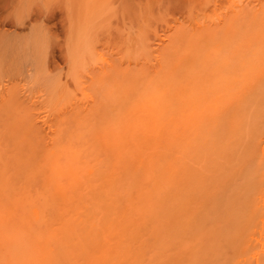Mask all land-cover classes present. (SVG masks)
<instances>
[{
	"label": "rangeland",
	"instance_id": "obj_1",
	"mask_svg": "<svg viewBox=\"0 0 264 264\" xmlns=\"http://www.w3.org/2000/svg\"><path fill=\"white\" fill-rule=\"evenodd\" d=\"M3 0H1L0 2V12H3L4 11V4H2V3H4V2H2ZM35 1V4H36V2L38 1V0H34ZM42 1L43 0H41V2H39L38 1V3L39 4H36V7H40V5L41 6H43L46 2L45 1H43V3H42ZM53 2H51V1H49L48 0V2H51L52 3V5H51V7H50V5L48 6V8L49 9H51V10H49V12H53V10L55 11V10H57V8L58 9H60L61 11H63L64 13H65V17H63L62 19H63V22H64V20L65 19H68L67 18V11H65V10H68V6H67V4H68V0H61L62 1V3H61V1H59V0H56V2H55V0H52ZM74 1L75 0H69V2L71 3V4H73V6L69 3L68 5H71L73 8L76 6L75 4H74ZM85 1H87L86 3H85V8L87 9V7H89L90 5H96L97 6V8H95V10H94V8L93 7H96V6H93V7H91L90 6V8H92V11H90L89 10V8L85 11V9H82V10H84V12L86 13L87 11H90L89 13H91L92 14V16L94 15V14H103L101 17L106 21V25L104 26V24H105V21L103 20V21H101L100 19H99V17L97 16V15H94L93 17L91 16L90 17V15L91 14H89V13H84L83 15H86L87 17H88V14H89V17L87 18V17H84L83 16V20H82V22L84 23V21H86L85 23L86 24H82V22H81V24L84 26L85 25V27H84V29H82L83 30V32H81L82 34H83V36H84V34H85V36H86V34L88 33V32H86V30H87V28L88 27H86V25L87 24H89V25H91V27H89V29H91V31H94V32H91V31H89V33L91 32V33H93L92 35H87V37L89 36V38L91 37V43H93V47H94V43L95 42H92V39L94 38V40L96 39V38H98V40L96 39L95 41L97 42L96 44L97 45H95L98 49H102V56L104 57H106V59H108L109 61H111V62H113L114 60H116V61H114L112 64H116V66H115V68H114V70L113 71H115V73H116V75H115V73L113 72V71H111L112 70V68H111V65H110V67H106L107 65H109V64H107L106 65V61H103V59H100V58H98L100 61H102V64L104 63V62H106V63H104L105 65H103V66H101L102 64H100L101 62H99V60L97 59V51L95 52L94 50H96L97 48L96 47H94V48H96V49H94L93 51H91V53L93 54H91V56H93L90 60H88V64L89 65H85V66H82L83 68H85L86 66H90L89 67V69L86 67V69H83V70H86V72L88 71L89 72V70H90V72L92 71V73L93 74H91L90 72H89V76H88V73L87 74H82V75H86L87 77H88V79L86 80L85 78H83V77H80V79H75L76 77H77V75H79V76H82L81 75V72H82V69H81V72H80V70H79V74H78V69L76 68L77 67V65L78 64H83V62L84 61H81L82 63H78L77 65L75 64V63H77V62H75L73 65L75 66L76 65V67H73V68H71V74H73L72 76H74V74H75V72H76V74H75V78L73 77V79L74 80H78V82H76V81H74L73 79H72V81H71V79L70 78H72V76H70L71 74H69V76H70V78L69 77H67V80H69V83H70V85H72L73 86V84L75 85V83H77L75 86H77V85H79L80 86V89H81V87L82 88H85V89H82V91H86V89L88 88L87 87V84H89L90 86H91V88H92V86L95 88V91H97L96 93H97V95H94L93 96V94L91 95V92H92V90H91V88H90V90L89 89H87V90H89L90 92H88L87 91V93L89 94L90 93V96H93V97H95V100L93 101V99L91 100L90 98H88L90 101H88L87 99H85V100H87V102L85 101V103L84 102H82L81 103V101L79 100L80 98H78V99H75V98H73L72 100H75V102H77V103H81L80 105L81 106H78L79 108H75L78 104H76V103H72V100H69L68 99V97L66 98V99H68L70 102H71V105H70V103L69 104H67L68 102H66V104L64 103L65 102V100H64V102L62 101L61 103H63V104H65V105H67L65 108L67 109V110H64V112L63 111H61L60 112V109L59 108H57V106L55 107V108H57L59 111H58V113H56V112H53V110H52V108H54V106L56 105L55 103H58V102H56V101H59V100H56V101H54L53 103L55 104H53L52 103V106L53 107H51V105H49L51 102H48V100L47 101H45L46 102V104L44 103V101L42 102V106L44 105L45 107H41V105H40V103H39V109H38V111H37V108L38 107H35V105H34V107L36 108V109H34L33 108V105H30L31 103H30V100L28 101V100H26L27 101V103L29 102V104H27L26 103V101H25V99H27V98H31V95H32V92H31V94L29 93L30 91H33L34 92V90L36 91V92H34L35 94H33L32 95V97L34 96V97H36L38 94H42V93H40L41 91H42V88L45 86L46 88H45V92H46V94L48 95L49 94V96H50V99L49 100H55V97H57V96H59V94H61V93H59L58 95H55V96H53L54 94H55V92H57V90H58V86L60 87V84H62L63 86H61L62 88H63V97L65 96V92L66 91H68L67 89L69 88V87H67L66 88V86H67V84H69V83H67L68 81L67 80H65L66 79V77L64 78V76H66V72H67V65H66V59L64 58V62L61 64V63H58L57 62V68L55 69V70H52V68L50 69V68H47V67H43V68H41L40 70L38 69V70H36V71H34V72H32V73H30L31 71H25V70H22V68H20L19 69V67H14V69H16L15 70V72L17 73V69L20 71V74L19 73H17L16 75H15V72L14 71H12L13 69V67L11 68L10 66H8L6 63L4 64V62H2L1 60H0V68H1V64H2V67L4 68V70L8 67V68H10V69H12V70H10L12 73H14V78L12 77V79H11V84H12V82L15 84V82L16 83H18V84H15V86L14 85H12V87L14 86V88L16 89V86H17V89L16 90H12V89H14V88H12L11 87V84H9V82H8V84H7V82L4 84V83H0V85H2V87H0L1 89V91H0V93L3 91V92H5V90H7L8 89V93H9V90H10V88H11V92L12 91H14L13 92V95L8 99V103L10 104V107H8V104H6L7 103V101L5 100V96H6V94H7V92H5V93H1L2 95H4L3 96V99H4V102L2 103V101L3 100H1V104H0V219L1 220H3L4 221V224L2 225L1 223H2V221L0 220V231L1 230H3L4 231V234H5V232H6V234L4 235L3 234V231H1V233H0V236H2V237H4L5 236V238H2V237H0V264H4V263H2V262H5V259L6 260H11V258L9 259L8 257H9V254H14V256H15V254H17V256H15V258L16 257H19V258H17V260L18 259H20V262H19V260H18V264H38L37 262L39 261V264H46V262H47V260L46 259H49L50 257L52 258V259H49L48 260V262H47V264H56V263H60V264H75L76 262L78 263V264H100V262H101V260H104V259H102V258H106V260H107V263L108 264H228V262L229 261H227V258H230V259H232L233 258V256H234V254H233V256H232V246H234V245H236V244H234V245H230V244H232V243H234V240H232L233 242L232 243H230L228 240H230L231 241V239H232V237H233V235H234V233H235V231H236V225H238V224H235L238 220H236L237 218H236V216H234V214H237V212H238V210H237V208L240 206V204H239V206H237L238 204H236L235 202H238L237 200H235V199H238V198H236V196L238 197V195H237V192L238 191H240L241 189V191L242 192H245L244 193V196H246V194H250V192L252 191V192H254L255 191V189L253 188L251 191H249V188L251 187V186H253V183H255V182H253L252 183V181L254 180V178L255 177H257L258 175V173L260 174V172L262 173L264 170H262V171H260L261 170V167H263V166H261V164H259L260 163V161H262V160H260V158H262L264 155H263V153H262V155H260L261 153L259 152L260 150H261V146H262V144H261V146H260V144H259V142H258V144H257V146H258V150H256L257 149V147H256V142L254 141L255 139V137H253V136H250V135H247L246 137H248L249 139H250V141L252 140V143H253V146L249 143V140H248V138H247V140H248V143L251 145L250 147L248 146L247 148H244L245 146H244V144L242 145V143H240V141H238V145H232L233 143H234V140H235V138H234V140H232L231 138H233L232 137V135H231V138L228 140V141H230V140H232V144L231 143H229L228 144V148H227V155H225V157H221V156H219L220 155V153H217V152H214V150H212L211 149V147H207L206 148V146L204 147V146H202V145H200L199 146V144H201L199 141H196V140H198L197 139V137L195 138L194 137V139H196V140H193V138H189V130L187 131L188 132V134L186 133L185 135H188L187 137L189 138L186 142L185 141H183L182 142V140H180V142H179V140L177 141V139L175 140V138H177V137H175L174 136V139H173V137L172 136H170L169 137V133H168V137H167V140H166V138L164 139V138H162L161 136H159V137H161L162 139H163V141H167V143H166V141L165 142H163V141H161V139H159V137L158 136H155L154 135V137H153V134H148V133H146V140H147V142H146V140H145V138L143 139V137H145V135H143V134H145V133H141L140 131H142V129H139L137 132H133L132 131V129L133 130H135V128L136 127H134V123L133 122H135V123H137L138 121H140V120H138V121H136L137 119H143L144 118V116L142 115V112H138L137 113V107L135 108L136 110L134 111V108H133V110H132V112H133V114L130 112L131 110L130 109H128L129 110V112L131 113V114H129V115H131V117L130 116H127L126 117V119H128V121H129V123H128V121H126V119H123L124 120V123L122 124V122L121 121H118V120H116L115 118H117V119H119V118H121L123 115L122 114H124V116H125V114L126 115H128V110H126L130 105V103L128 104V107H125V108H123L124 106L122 105V109H118V108H121V107H119V105H120V103H118V105H115V106H113V107H111L112 105L111 104H107V103H109V100H110V102L112 101L113 103L115 102V103H117L118 102V99H119V97L123 94V93H125V95L123 94V96H125L126 97V100L129 102V100L130 99H132L133 100V98L131 97L132 95H133V93L134 92H136V94H137V92L139 91L140 93H143L142 94V96L143 95H146V96H143L144 98H146V100L148 99V95H151L150 97H152V95H153V97H154V95H156V96H158V97H160V96H163L162 95V93H163V91H161V85H160V83L162 84H164V81L163 80H165L166 81V79L169 81V80H171L170 82H172V83H174L171 87L174 89V87L176 88V85L178 84V85H180V87H182V85L184 86L185 85V87H187L186 85H188V87H189V85L192 83V80L191 81H189V82H186L187 80H185V78L183 77V74L184 73H182V72H185V71H179L180 69L179 68H181V67H183V66H179V64L180 65H182L181 63H179L177 60H176V58H178L177 57V51L176 50H179V48L181 49L179 52H181L182 54H183V50H182V48L184 47L185 48V50H186V45H191V44H194L195 42H193L192 40H194V41H197L198 43H196L197 44V46H196V50H199L200 48L202 49V47H204L203 45H201L202 43H200V39H201V41H203L202 39H203V36H205L204 38H206V34H207V37H209L208 35L210 34V33H212V31L215 29L214 27L216 26V28L217 27H219V24L218 23H220V26H221V24H223V16H225L226 15V10L225 11H223L224 10V8L226 9V6H225V4H226V2L224 1V0H219V1H221V2H219L218 0H215L216 1V3H215V1L213 0H208V3H209V5H208V3L206 4L204 1L205 0H200V2L201 3H203V6L205 5V7H201V6H199V7H197L196 6V4H195V0H193L192 2L195 4V8L194 9H190V8H188V6L186 7V6H184V7H186V8H184L182 5H184V4H187L188 5V2H189V0H188V2L187 3H183V1L184 0H161L162 2H161V5L160 4H158V2L160 1H157L156 2V0H152L151 2H149V3H147V5H146V3L145 2H143V0H138L140 3H141V7L143 6V7H145L146 8V10L147 11H145L144 10V8L142 7H139L140 6V3L137 1V0H133V1H128V0H123L125 3H126V5H125V3L124 2H122V0H109V1H107V0H85ZM100 1V2H99ZM110 2V4L109 3H107V2ZM111 1H112V3H111ZM117 1V2H116ZM119 1V2H118ZM134 1H137L138 3H136L137 5H139L138 7L136 6V4L135 3H132V2H134ZM144 1H146V0H144ZM177 1H179V2H177ZM195 1V2H194ZM223 1V2H222ZM45 2V3H44ZM55 2V3H54ZM64 2L66 3V4H64ZM76 2V1H75ZM79 3H77V5H81V3L83 2H81V0H79L78 1ZM115 2H116V4H115ZM122 2V3H121ZM130 2H131V4H130ZM154 2V3H153ZM167 2V3H166ZM185 2V1H184ZM191 2V3H192ZM199 2V1H198ZM200 2L199 3H197V5H199L200 4ZM212 2H214L215 4H212ZM42 3V4H41ZM96 3V4H95ZM100 3H102V5H100ZM105 3V4H104ZM107 3V4H106ZM119 3V4H118ZM127 3H129V5L127 4ZM169 3V4H168ZM181 3V5H179V4ZM190 3V2H189ZM193 3H192V5H193ZM218 3H221V4H218ZM224 3V4H223ZM48 4H50V3H46L43 7H44V9L47 7V5ZM87 4H90V5H88L87 7H86V5ZM112 4H114V5H112ZM148 4H150V8L151 9H149L148 8ZM154 6H153V5ZM164 4V5H163ZM174 4H175V6H174ZM58 5V6H57ZM83 5V4H82ZM80 6L81 8L83 7V6ZM104 5H105V11L103 12L102 11V7H104ZM108 5V6H107ZM116 5V6H115ZM118 5V6H117ZM121 5V6H120ZM122 5L125 7V8H123L122 7ZM158 5V6H157ZM207 5L209 6V7H207ZM46 6V7H45ZM56 6V7H55ZM60 6V7H59ZM111 6V7H110ZM127 6V7H126ZM128 6H130V9L128 8ZM147 6V7H146ZM168 6V7H167ZM189 6H190V4H189ZM212 6V7H211ZM43 7H42V9H43ZM65 8V10H64V8ZM80 7H77L76 6V8H77V10L76 9H74V10H72V11H74V13L75 12H77L78 11V9L80 8ZM116 7H119V8H116ZM134 8L133 10H136L137 8H140V9H138L141 13V15L140 16H138L139 14L137 13V11L138 10H136L135 11V13L137 14V15H135V18H134V20H136L135 22H134V24L136 23V26L133 24V22H131L132 21V19H133V13L134 12H131V11H133L132 10V8ZM153 7V8H152ZM157 7H158V9H157ZM161 7V8H160ZM164 7V8H163ZM175 7V8H174ZM192 7V6H191ZM72 8V9H73ZM99 8H100V10H101V12H100V10H99ZM113 8V9H112ZM127 8V9H126ZM173 8V9H172ZM188 8V9H187ZM193 8V7H192ZM197 8H199V9H197ZM220 8H221V10H220ZM41 8H39V10L41 11L42 10ZM103 9V10H104ZM110 9V10H109ZM114 9H116V10H114ZM118 9V10H117ZM127 11H126V10ZM131 10V11H129V10ZM153 9H154V11H153ZM171 9V10H170ZM178 9V10H177ZM179 9H181V10H179ZM183 9V10H182ZM192 10V11H187V10ZM197 9V10H196ZM205 9V10H204ZM212 9V10H211ZM223 9V10H222ZM47 9H46V11H48ZM76 10V11H75ZM96 11L97 13H94V11ZM113 10H114V12H113ZM126 11V13H129L128 15L125 13V14H123L124 12L123 11ZM148 10H149V12H148ZM156 10H158V11H156ZM160 10V11H159ZM164 10H166V12L164 11ZM109 11V12H108ZM115 11H118V12H116L115 13ZM203 11H204V13H203ZM211 11V12H210ZM223 13H222V12ZM100 12V13H99ZM111 12V13H110ZM123 12V13H122ZM131 12V13H130ZM143 12V13H142ZM148 14H146V13ZM152 12V13H151ZM186 12V13H185ZM195 12V13H194ZM208 13V15H207V13ZM210 12V13H209ZM215 14H214V13ZM83 13V12H82ZM110 13V14H109ZM119 15H118V14ZM150 13L152 14L151 16L152 17H150L149 15H150ZM164 13V14H163ZM181 13L183 14V15H181ZM206 13V14H205ZM77 14H79V12H77V13H75V15H77ZM107 14V15H106ZM131 14V15H130ZM145 14V15H144ZM157 14V15H156ZM163 14V15H162ZM167 14V15H166ZM179 14V15H178ZM192 14V15H191ZM211 14V15H210ZM214 16H213V15ZM224 14V15H223ZM74 15V16H75ZM105 15H106V17H105ZM114 15V16H113ZM130 15V16H129ZM143 15L144 16H146L147 15V17H148V19L150 20V21H148V19H147V17H143ZM172 15V16H171ZM179 16V17H177V16ZM196 15V16H195ZM97 16V19L96 18H94V17H96ZM108 16H111L110 18H112V19H110ZM116 16H118L117 18H116ZM128 16L130 19H131V21H130V19L127 17ZM188 16V17H187ZM198 16H200V18L198 17ZM206 16V17H205ZM210 18H209V17ZM222 16V17H221ZM69 17V16H68ZM82 17V16H81ZM137 17H141L139 20H138V18ZM142 17H143V19H142ZM163 17L165 18V19H167L166 21L167 22H169L168 24V26H167V22L166 21H164V19H163ZM169 17H171V18H169ZM212 17V18H211ZM218 17H221V18H219V20H220V22H219V20H217L218 19ZM65 18V19H64ZM85 18V19H84ZM92 18L94 19L93 20V22H92ZM105 18H107L108 19V21H107V19H105ZM116 18V19H115ZM125 18H126V20H125ZM153 18V19H152ZM177 19V20H173V19ZM192 18V19H191ZM195 18H197V19H195ZM80 19V18H79ZM82 19V18H81ZM87 19H89V20H87ZM96 19V20H95ZM109 19H110V21H109ZM123 19V20H122ZM141 19L145 22L146 20V22H148V25H146L147 27H145V29L148 31V32H146V31H144V30H142L143 29V27L145 26V24H147V23H142L141 22ZM146 19V20H145ZM152 19V20H151ZM179 19V20H178ZM199 19H201L200 21H199ZM207 19V20H206ZM210 19H213V20H211L210 21ZM98 20V21H97ZM112 20V21H111ZM114 20V21H113ZM117 22H116V21ZM119 20V21H118ZM187 20V21H186ZM195 20V21H194ZM202 20L204 21V22H202ZM225 20V19H224ZM68 20H65V22H64V24L65 25H69V24H67L68 22H67ZM87 21L89 22V21H91V22H89V23H87ZM96 21L97 22H100L101 21V23H99V24H97L96 23ZM128 21V22H127ZM138 21V22H137ZM156 21V22H155ZM159 21V23H157ZM176 21V22H175ZM184 21V22H183ZM192 21V22H191ZM199 21V22H198ZM103 22V23H102ZM109 22H110V24H109ZM112 22V23H111ZM116 22V23H115ZM127 22V23H126ZM141 22V23H140ZM154 22V23H153ZM163 24H162V23ZM166 22V23H165ZM178 22V23H177ZM187 22V23H186ZM189 22V23H188ZM198 22V23H197ZM206 22V23H205ZM218 22V23H217ZM93 23V24H92ZM115 23V24H114ZM124 23H125V26H124ZM128 23H130V24H128ZM165 23V24H164ZM176 23V24H175ZM200 23V24H199ZM209 23V24H208ZM217 23V24H216ZM249 23H253V22H249ZM248 23V24H249ZM81 24H80V26H81ZM94 24H95V26H98L99 25V31L101 32H98V30L95 28V26H94ZM108 24V25H107ZM120 24H122V25H120ZM142 24V25H141ZM143 24H144V26H143ZM173 24V25H172ZM178 24V25H177ZM180 24V25H179ZM197 24V25H196ZM202 24V26H204L205 27V25H206V28L207 27H209L207 30L210 32H207V30H205L206 31V33H205V35H202L201 34V32L203 31H201L197 36H199V35H201V37L199 36V38L198 37H196V33H198V32H196L195 33V37L192 35L193 34V32L194 31H199L201 28H198L200 25ZM203 24H205V25H203ZM212 24V25H211ZM246 24V23H245ZM116 25V26H115ZM127 25H129V26H127ZM135 27H134V26ZM143 26L142 28H140L139 29V27L140 26ZM154 25V26H153ZM189 25H190V27H189ZM199 25V26H198ZM224 25V24H223ZM88 26V25H87ZM106 26H107V28H106ZM109 26V27H108ZM118 26V27H117ZM155 26H157V27H155ZM159 26V27H158ZM160 26H161V28H160ZM180 26H182V27H180ZM198 26V27H197ZM211 26V27H210ZM250 25H246L245 26V28L247 27V28H250L249 27ZM253 26V25H252ZM66 28V32H67V26H65ZM82 27V26H81ZM81 27H80V29H81ZM117 27V28H116ZM120 27V28H119ZM123 27H125L124 28V30H125V32H124V30L122 29ZM148 27L150 28V30L148 29ZM152 27V28H151ZM178 27V28H177ZM192 27L195 29H192ZM203 27V29H206V28H204ZM224 27V26H223ZM243 27H244V25H243ZM255 27V26H254ZM257 27V26H256ZM86 28V29H85ZM135 28H138L137 30L135 29ZM166 28V29H165ZM168 28V29H167ZM181 28V29H180ZM197 28H198V30H197ZM211 28H214L213 30L211 29ZM221 28H222V26H221ZM246 28V29H247ZM79 29V30H80ZM93 29H95V30H93ZM101 29V30H100ZM112 29V30H111ZM134 29H135V32L136 31H139V30H141V32H143L142 33V37L140 38V39H142L143 38V36H145L143 39H142V41H140L138 38L140 37V35H141V33L139 34V37H137L136 35H135V33H132V34H134L133 36H130L131 35V32L129 33L130 35H129V38L130 39H132L133 37H135V41H134V39H132L133 41L131 42V44L129 43V41L127 42V40H129V39H127V40H125V42H121V41H124V40H122V39H124V38H127L128 37V34H126V31L127 30H130V31H133L134 32ZM164 29V30H163ZM224 30H225V27L223 28ZM223 29H219L220 31H222ZM227 29V28H226ZM251 29V28H250ZM250 29H249V31H250ZM82 30H80V31H82ZM106 30L108 31V32H106ZM117 30V31H116ZM151 30H154L153 32L151 31ZM157 32H156V31ZM180 30H182V31H185V32H187V33H185L186 35H184L183 33L184 32H182V31H180ZM212 30V31H211ZM240 31H241V29H239ZM238 30V31H239ZM248 30V29H247ZM246 30V31H247ZM86 33H85V32ZM121 31V32H120ZM163 31V32H162ZM169 31H171V32H169ZM191 31H193L192 33H190ZM216 31V33L218 32V30L216 29L215 30ZM218 32V33H220V34H222V32ZM237 31V32H238ZM245 31V32H246ZM248 31V32H249ZM116 32H118V33H116ZM124 32V33H123ZM129 31H127V33H128ZM146 32V33H145ZM151 32H152V34H151ZM156 32V35L155 34H153V33H155ZM173 32L175 33V34H173ZM182 34H181V33ZM204 32V31H203ZM236 32V33H237ZM245 32H243V33H245ZM79 33V32H78ZM80 33V34H81ZM90 33V34H91ZM104 33V34H103ZM106 33V34H105ZM110 33V34H109ZM144 33H145V35H144ZM149 33V34H148ZM158 33V34H157ZM190 33V34H189ZM226 33H228L227 31H226ZM242 33V34H243ZM247 33V32H246ZM96 34V35H95ZM119 34H120V37H119ZM123 34V35H122ZM136 34H137V32H136ZM148 34V35H147ZM166 34V35H165ZM173 34V35H172ZM220 34H219V36H220ZM229 34V33H228ZM76 35H77V33H76ZM75 35V36H76ZM101 35V36H100ZM106 35V36H105ZM112 37H110V36ZM158 35V36H157ZM160 35H162V37L163 38H161V36ZM165 37H164V36ZM175 35H176V37L178 38V39H174L175 41L174 42H172L171 40H169V39H172L173 37H175ZM185 37H184V36ZM190 35H192L193 36V38L190 36ZM211 35V34H210ZM236 35V34H235ZM241 35V34H240ZM245 35V34H244ZM248 35H249V33H248ZM254 35V34H253ZM77 36H79V35H77ZM76 36V37H77ZM82 36V35H81ZM94 36V37H93ZM103 36H105V38L103 37ZM127 36V37H126ZM146 36H148V38H146ZM160 36V37H159ZM181 36V37H180ZM190 36V37H189ZM216 36V35H215ZM218 36V34H217V36L216 37H219ZM238 36H239V34H238ZM242 36V35H241ZM241 36H239V38H241ZM246 36H247V34H246ZM66 37V36H65ZM65 37H64V39H65ZM87 37H84V38H82L81 37V39L82 40H84V44H83V42H82V47L84 48V46H85V49H83L82 48V50H81V52L82 51H84L85 50V53L83 54V55H87L86 53H90V50H92L91 49V46L92 45H90L89 44V47L87 46L88 44V41H87V39H85V38H87ZM116 37V38H115ZM121 37H124V38H121ZM137 37V38H136ZM151 37H152V39H151ZM169 37V38H168ZM182 37H184V38H182ZM189 37V38H188ZM221 37H223V36H221ZM235 37V36H234ZM237 37V36H236ZM235 37V38H236ZM248 37V36H247ZM252 37V36H251ZM103 38V39H102ZM115 38V39H114ZM155 38V39H154ZM165 38V39H164ZM181 38V40H179ZM185 38H187V40H185ZM192 40H191V39ZM253 38V37H252ZM251 38V39H252ZM63 38H62V44H61V47L63 48V46L62 45H65L64 43H65V40H64ZM110 39L112 40V41H110ZM147 39L149 40H151V42L150 41H147ZM160 39H162V40H164L163 42L162 41H160ZM182 39L183 40H185V41H187V42H185V41H182ZM190 39V40H189ZM196 39V40H195ZM247 39V38H246ZM250 39V38H249ZM64 40V41H63ZM89 40V39H88ZM107 40V41H106ZM118 40V41H117ZM138 40V41H137ZM146 40V42H145V44H143L142 42H144ZM168 40V41H167ZM179 40V42L181 43H177V46H175V45H173V43H176L177 41ZM189 40V41H188ZM205 40V39H204ZM208 40H211L210 38H208ZM214 40H216V39H214ZM221 40V39H220ZM223 40V39H222ZM221 40V41H222ZM240 40V39H239ZM86 41V42H85ZM90 41H89V43H90ZM99 41V42H98ZM101 41V42H100ZM105 41V42H104ZM114 41V42H113ZM139 41H140V43H139ZM154 41V42H153ZM159 42H162V46H163V48L161 47V49L159 48V50L161 51V53H159L160 51H158V52H150L151 50V48H149V49H147L148 51H146V48H148V47H151V46H148L147 44H151V45H153L152 47H155V45H156V47L158 46V43ZM171 41V42H170ZM243 41V40H242ZM118 42H120V43H118ZM165 42V43H164ZM183 42V43H182ZM204 42V41H203ZM210 42V41H209ZM213 42V41H212ZM211 42V43H212ZM252 42V41H251ZM99 43H102V44H99ZM106 43H107V45H106ZM112 43H113V45H112ZM123 43V44H122ZM128 43V46L130 45V46H132V44H133V46H132V50H134V51H136V52H138V51H140V50H135V44L136 43H139L138 44V47L136 46V48H140V46H142L141 48H143L144 46H146L147 45V47H145V48H143V50H145V55L147 56V52H149L150 54V56L152 57V59L154 60H150V56L148 55L147 57L145 56V57H143V50L142 51H140V52H138V53H136L135 54V52L133 51L131 54H129L128 52H126V53H128L131 57H130V59H132V61L131 60H129V55L127 54V56H125L124 57V55H126V54H123L127 49V47L126 46H124V44L126 45ZM164 43V44H163ZM184 43H186V44H184ZM188 43V44H187ZM199 43H200V46H202V47H200V46H198L199 45ZM217 43V42H216ZM218 43H219V41H218ZM204 44V43H203ZM214 44V43H213ZM246 44V43H245ZM255 44V43H254ZM116 45H118V46H116ZM137 45V44H136ZM172 45H173V47H172ZM182 45V46H181ZM185 45V46H184ZM208 45V44H207ZM206 45V46H207ZM248 44H246V46H247ZM121 46V47H120ZM129 46V48H131ZM211 46H212V44H211ZM246 46H243V47H246ZM110 47V48H109ZM171 47L173 48V51H170V50H172L171 49ZM179 47V48H178ZM182 47V48H181ZM189 47H192V46H188V48ZM199 47V48H198ZM255 47V46H254ZM86 48H88L87 50H89L88 52H86L87 50H86ZM90 48V49H89ZM125 50H124V49ZM187 48V50L189 51L190 50V48L188 49ZM198 48V49H197ZM205 48V47H204ZM249 48V47H248ZM97 49V50H98ZM105 49H107V50H105ZM112 49V50H111ZM114 49H115V52H114ZM164 49V50H163ZM168 50V52H167V50ZM195 50V45H194V47L190 50V52H192V54H193V51L192 50ZM207 49H209V46L207 47ZM111 50V51H110ZM150 50V51H149ZM175 50V51H174ZM186 50V51H187ZM196 50L194 51V52H196ZM206 50V49H205ZM201 51V53H205L206 51ZM211 50V49H210ZM245 50V49H244ZM99 51V50H98ZM107 51V53H105ZM130 51H131V49H130ZM166 51V52H165ZM187 51V52H188ZM200 51H197L196 53H198V52H200ZM208 51V50H207ZM109 52V53H108ZM141 52H142V54H141ZM173 53V55L171 54V53ZM212 52H213V50H212ZM83 53V52H82ZM94 53H96V57L94 56ZM99 53V52H98ZM100 53H101V51H100ZM100 53L98 54L99 56L98 57H101L100 56ZM113 53V54H112ZM121 53V54H120ZM152 53H154L153 55H152ZM157 53H158V55H157ZM162 53H164V54H162ZM169 53V54H168ZM176 53V54H175ZM184 53H186V52H184ZM189 53V52H188ZM188 53H187V56H185V54H184V56L185 57H189L188 56ZM195 53V54H196ZM200 53V54H201ZM115 54V55H114ZM135 54V55H134ZM141 54V55H140ZM167 54V55H166ZM179 54V56L181 55L180 53H178ZM190 54V53H189ZM199 54V53H198ZM208 54V53H207ZM206 54V55H207ZM229 54H230V52H229ZM74 55V54H73ZM78 54H75L74 56H75V59L76 60H79V55L81 56L82 54L81 53H79V55L77 56ZM111 55V56H110ZM121 57H120V56ZM136 55H138L139 56V60L137 59L138 58V56L136 57ZM211 55V54H210ZM77 56V57H76ZM89 56V55H88ZM87 56V57H88ZM113 56V57H112ZM135 56V57H134ZM140 56H142V57H140ZM155 56H158L157 58H158V62H156L157 61V59H155L154 57ZM165 56V57H164ZM183 55L181 56V59H183V60H185L186 58L184 57ZM193 56V55H192ZM199 56V55H198ZM208 56V55H207ZM63 57H65L64 56V54H63ZM73 57V56H72ZM86 57V58H87ZM104 57V58H105ZM110 57V58H109ZM112 57V58H111ZM128 57V58H127ZM159 57L161 58V57H164V59L163 58H161V60H159ZM183 57V58H182ZM78 58V59H77ZM81 58H84L83 56H81ZM80 58V59H81ZM85 58V59H86ZM94 58V59H93ZM95 58H96V60H95ZM102 58V57H101ZM121 58V59H120ZM124 58H126V59H124ZM136 58V61H133L134 59ZM141 58V59H140ZM191 58H193V57H191ZM113 59V60H112ZM148 59V60H147ZM179 60H180V58H178ZM73 60H74V57H73ZM84 60V59H83ZM95 60V61H94ZM120 60V61H119ZM123 60H125L124 62H123ZM162 60L164 61V62H162ZM168 60V61H167ZM208 60H209V58H208ZM91 61V62H90ZM96 61L98 62V64H99V66H98V64H96ZM162 62V66L160 65V67H158L159 66V64H161V62ZM177 61V62H176ZM186 61V60H185ZM207 61V60H206ZM235 61V60H234ZM78 62H80V61H78ZM86 62H87V59H86ZM95 62V63H94ZM110 62V63H111ZM136 62H138L137 63V65H136V63H135V68H134V66L132 67V65L134 64V63ZM147 64H145V63ZM153 62V63H152ZM184 62V61H183ZM211 62V61H210ZM85 63V62H84ZM109 63V62H108ZM130 63L132 64V65H130ZM158 65H157V64ZM169 65H168V64ZM174 63V64H173ZM92 64V65H91ZM148 64H150L149 66L151 67V68H149V66H148ZM207 64H208V62H207ZM4 65H6V67L4 66ZM62 65V66H61ZM93 65H95V66H93ZM172 65V66H171ZM174 65V66H173ZM183 65H185V63L183 64ZM212 65V64H211ZM59 66H61V67H59ZM92 66V67H91ZM104 66L106 67V68H108V71L110 70L112 73H111V76L113 77H110V75H105L106 74V71L107 70H104V69H100L99 70V68H104ZM114 66V65H113ZM137 66V67H136ZM169 66V67H168ZM80 67V66H79ZM153 67V68H152ZM156 67V68H155ZM158 67V68H157ZM173 67H176V68H174L173 69ZM178 67V68H177ZM206 67V66H205ZM262 67V66H261ZM3 68H1V70H0V73H1V71L3 70ZM64 68L66 69L65 70V72H64ZM91 68V69H90ZM94 68V69H93ZM111 68V69H110ZM167 68V69H166ZM201 68V67H200ZM206 68H209V67H206ZM205 68V70H208V69H206ZM57 69H60L59 71H56ZM63 69V70H62ZM169 69H171V70H169ZM3 70V71H4ZM48 70V71H47ZM62 70V71H61ZM73 70H75L74 72H72ZM94 70V71H93ZM99 70V71H98ZM164 70V71H163ZM169 70V71H168ZM182 70V69H181ZM261 70V69H260ZM259 70V71H260ZM24 71V72H23ZM46 73H45V72ZM50 71H53L54 72V74H55V77L54 78H52V76H54V74H53V72H51L50 74H49V72ZM101 71L102 72H105V74L102 76V73H101ZM107 71V72H108ZM159 71V72H158ZM191 71V70H190ZM240 71V70H239ZM6 72H7V74H8V70H6ZM6 72H5V74H3V75H6ZM22 72V73H21ZM29 72V73H28ZM36 72V73H35ZM38 72V73H37ZM56 72V73H55ZM58 72V73H57ZM64 73L63 75L62 74H60V73ZM99 72V73H98ZM156 72H157V74L158 75H156ZM172 72H175L174 74L172 73ZM179 72H181V74L178 73ZM200 72H203L202 74V76H204V77H201L202 78V80H204L205 79V77H206V79L208 80L210 77H212V76H208L207 74V71H206V73H205V71H200ZM199 72V73H200ZM209 72V71H208ZM237 72V71H236ZM3 73V72H2ZM12 73H10L9 72V74H12ZM68 73H69V71H68ZM99 76L100 74V76H99V78L100 77H102L101 78V81H100V79H96V78H98V76H96V74ZM113 73H114V76H113ZM254 73V72H253ZM25 74V75H24ZM35 74H37V75H35ZM41 74V75H40ZM52 74V76H50ZM58 74H60V77H57V76H59ZM170 74V75H169ZM173 74V75H172ZM201 74V73H200ZM199 74V75H200ZM211 74V73H210ZM1 75V74H0ZM2 75V76H3ZM90 75H94L93 76V78L90 76ZM161 75H164L163 77H166V79L165 78H163ZM186 75V74H185ZM206 75V76H205ZM212 75V74H211ZM238 75V74H237ZM251 74H249V76H250ZM262 75V74H261ZM9 76H13V74L12 75H8V76H6V77H9ZM16 76V77H15ZM48 76H50V77H48ZM61 76H63V78H64V80L65 81H63V79L61 80ZM85 76V77H86ZM96 76V77H95ZM105 76H107L108 78H106ZM157 76V77H156ZM161 76V77H160ZM168 76V77H167ZM171 76H172V78H171ZM230 76V75H229ZM239 76V75H238ZM238 76H237V78H238ZM240 76H241V74H240ZM252 76H254V75H251L250 76V79H251V77ZM46 77V78H45ZM47 77H48V79L49 78H52V80L51 79H47ZM57 77V78H56ZM86 77V78H87ZM91 77V78H90ZM105 77V78H104ZM109 77H110V79H109ZM116 77L120 80V82H123L126 86V88L124 87V84L122 85V83H121V85L124 87V89H122V90H124V91H121V85L120 84H117L118 86H117V88H113V81H115V83L117 82L118 83V80L116 79ZM209 77V78H208ZM235 77V76H234ZM248 77V76H247ZM21 78H23V79H21ZM30 78V79H29ZM55 78H56V80H55ZM58 78H60L59 80H58ZM69 78V79H68ZM83 78V79H82ZM90 78V79H89ZM157 78H159V79H157ZM171 78V79H170ZM184 78V79H183ZM241 78V77H240ZM253 78V77H252ZM261 78H262V76H261ZM6 79V78H5ZM13 79H17L16 81L15 80H13ZM19 79V80H18ZM20 79H21V81H23L22 83H21V81H20ZM32 79V80H31ZM38 79V80H37ZM84 79L87 81V83H86V86L85 85H83V84H85L84 82ZM99 80L100 81V83H101V85H99L98 83V85L95 83V82H97V81H93V80ZM136 79H138V81H139V83L140 84H138V86H137V84H135L137 81H134L133 82V80H136ZM183 79V80H182ZM186 79H188V78H186ZM205 79V80H206ZM239 79V78H238ZM238 79H236L237 81H238ZM242 79V78H241ZM244 79V78H243ZM249 79V78H248ZM262 79H264V78H262ZM40 80V81H39ZM48 82H47V81ZM62 82H61V81ZM80 80H83V81H80ZM90 80V81H89ZM103 80H105V82L107 83L106 84V86H104V85H102V84H105L104 82H103ZM109 80H111V82L109 81ZM176 80H177V82H176ZM182 80V82H180ZM200 80V79H199ZM203 81L204 83L205 82H207V81ZM228 80V79H227ZM229 80H230V77H229ZM240 80V79H239ZM261 80V79H260ZM1 81V80H0ZM6 81V80H5ZM43 81V82H42ZM58 81V84L59 85H57V82ZM67 81V82H66ZM98 81V82H99ZM108 81V82H107ZM160 83H159V82ZM163 81V82H162ZM253 81H254V79H253ZM3 82V81H2ZM24 82L26 83V85L27 86H25V88L26 87H28V90H26L23 86L25 85L24 84ZM31 82V83H30ZM36 82V83H35ZM40 82V83H39ZM65 82H66V86L64 85L65 84ZM119 82V83H120ZM184 82V83H183ZM202 82V81H201ZM212 82H213V80H212ZM221 82H224L225 83V80L223 81H220V83ZM234 81L232 80V83H233ZM259 82V81H258ZM48 83V84H47ZM54 83V84H53ZM56 83V84H55ZM73 83V84H72ZM91 83V84H90ZM93 83V84H92ZM135 85H134V84ZM168 83V82H167ZM167 83L165 84L166 86H169V85H167ZM172 83H170V84H172ZM177 83V84H176ZM181 83H182V85H181ZM190 83V84H189ZM203 83V84H204ZM219 83V84H220ZM230 82H228V84H229ZM238 83H239V81H238ZM241 83V82H240ZM250 83V82H249ZM262 83H263V81H262ZM23 85V86H20V87H22V88H20L19 87V85ZM46 84V85H45ZM110 84H111V86H110ZM169 84V83H168ZM193 84V83H192ZM222 84V83H221ZM241 84H243V83H241ZM258 84V83H257ZM6 85H8V86H6ZM31 85V86H30ZM35 85V86H34ZM53 85V86H52ZM69 85V86H70ZM108 85H109V87H108ZM120 85V86H119ZM139 85H143V87L142 88H140L139 87ZM160 85V86H159ZM177 85V86H178ZM206 85V84H205ZM218 85V84H217ZM233 85H235V83L233 84ZM239 85V84H238ZM260 85V84H259ZM262 85H264V84H262ZM72 86L70 87V89L69 90H71V93L73 92L72 91V89H74V88H72ZM84 86V87H83ZM89 86V87H90ZM154 86H158V87H160V89H158V88H155ZM174 86V87H173ZM193 86V85H192ZM202 86V85H201ZM204 86V85H203ZM207 86V85H206ZM230 87H232L231 85H229ZM6 87V88H5ZM8 87V88H7ZM19 87V88H18ZM30 87V88H29ZM49 87H51V88H49ZM56 88V89H54V88ZM106 88V90H108V93L109 94H111V92L110 91H112V89L110 88V87H112L113 88V91H114V93H115V91H116V89H118V87L120 88V89H118L119 90V93L118 94H113L112 93V95H111V98L113 97V95H115L114 96V98H112V100H111V98H109L110 97V95L108 96V100L107 99H105L107 96H105L104 94L107 92L106 90H105V88ZM114 87H116V85H114ZM163 87V86H162ZM180 87H178V88H180ZM224 87H226V86H224L223 85V89H224ZM236 87H240V85L239 86H236ZM235 87V88H236ZM261 87V86H260ZM264 87V86H263ZM4 88H5V90H4ZM23 88L25 89L24 90V93L21 91V90H23ZM32 88V90H30L29 91V89H31ZM48 88V89H47ZM72 88V89H71ZM97 88H98V90H100V92H102L103 90H104V93L103 94H99L98 93V90H97ZM104 88V89H103ZM108 88H110V90L108 89ZM155 88V89H154ZM177 88V89H178ZM183 88V87H182ZM200 88V87H199ZM219 89H217V91L215 90V93H217L216 95H213V94H211L212 95V97H211V95L209 96L210 98H208L207 100H205L204 99V101L206 102V104H209L210 105V103H212L213 102V104H211V106L212 105H215L217 102L218 103H220L221 101V99H222V97H223V91H225L226 89H220V87H218ZM228 88V87H227ZM255 88V87H254ZM259 88V87H258ZM18 89H19V91H18ZM21 89V90H20ZM39 89H41V90H39ZM44 89V88H43ZM76 89V88H75ZM77 89H79V87H77ZM77 89H76V91H77ZM131 89V93H132V91H134L132 94H130V92H129V90ZM186 89V88H185ZM193 89V88H192ZM214 89H216V87L214 88ZM213 89V90H214ZM231 89V88H230ZM234 89V88H233ZM233 89H231V90H233ZM238 89V88H237ZM240 89V88H239ZM264 89V88H263ZM37 90L38 91H40V92H38V94L36 95V93H37ZM46 90H49V91H46ZM118 90H117V92H118ZM162 90H164V89H162ZM183 90V89H182ZM188 90V89H187ZM185 91V92H188V91ZM191 90V89H190ZM202 90V89H201ZM235 90V89H234ZM233 90V91H234ZM250 90H251V87H250ZM260 90V89H259ZM258 90V91H259ZM22 93H21V92ZM61 91V92H62ZM74 92V93H76V96L77 95H82L83 93H82V91L80 92V90H78L77 92ZM85 91H84V93H85ZM94 91V89H93V92H95ZM106 91V92H105ZM127 93H126V92ZM169 91H170V89H169ZM168 90H167V92H169ZM176 91V90H175ZM179 91V90H178ZM180 91H181V89H180ZM184 91V90H183ZM199 91H200V89H199ZM202 91H206V90H202ZM232 91V92H233ZM238 91V90H237ZM236 91V92H237ZM244 91V90H243ZM256 91V90H255ZM15 92H19V94L18 93H15ZM43 92V91H42ZM49 92V93H48ZM51 92V93H50ZM54 92V93H53ZM60 92V91H59ZM122 92V93H121ZM128 92H129V94H128ZM184 92V93H185ZM201 92V91H200ZM228 92H230V91H228ZM235 92V93H236ZM241 92V91H240ZM14 93H15V95H14ZM21 93V94H20ZM25 93H28V94H25ZM82 93V94H81ZM87 93H85V94H87ZM177 93V91L175 92V94ZM183 93V94H184ZM235 93H234V95H235ZM245 93V92H244ZM248 93V92H247ZM246 93V94H247ZM262 93V92H261ZM1 94H0V96H1ZM17 94L21 97H18L17 96ZM23 94H24V96L26 97V95H27V97L25 98L24 96H23ZM43 94H44V92H43ZM43 94H42V96H43ZM52 96H51V95ZM57 94V93H56ZM68 94V93H67ZM70 94V93H69ZM87 94V95H88ZM107 94V93H106ZM136 94H134V95H136ZM164 94H166L165 92H164ZM170 94H171V92H170ZM182 94V93H181ZM186 94V93H185ZM202 94V93H201ZM205 94V93H204ZM209 94V93H208ZM238 94H240V93H238ZM30 95V96H29ZM36 95V96H35ZM39 95V96H40ZM70 95H75V94H70ZM120 95V96H119ZM129 95H130V99H129ZM133 95V96H134ZM138 95L140 96V94L138 93ZM167 95H169V94H167ZM166 95V96H167ZM196 95V94H195ZM199 95V94H198ZM242 95V94H241ZM248 95V94H247ZM251 95H252V93H251ZM259 95L261 96V94H260V92H257L256 93V95L254 94V96H256L255 98L258 100V97H259ZM8 96V95H7ZM7 96H6V98H7ZM29 96V97H28ZM45 96V95H44ZM44 96H43V98H44ZM49 96H48V98H49ZM62 96V95H61ZM60 96V97H61ZM73 96H71V98L73 97ZM84 96V94L82 95V97ZM105 96V97H104ZM123 96H121V97H123ZM137 96V95H136ZM135 96V97H136ZM138 96V97H139ZM172 96V95H171ZM236 96H238V95H236ZM258 96V97H257ZM264 96V95H263ZM22 97H24L23 99H24V102H23V99H22ZM33 97V98H34ZM46 97V96H45ZM51 97H53L52 99H51ZM59 97V98H60ZM79 97V96H78ZM81 97V96H80ZM89 97V96H88ZM116 97V98H115ZM124 97V98H125ZM157 97V98H158ZM173 97H175L174 96V94H173ZM181 97V96H180ZM187 97V96H186ZM194 97H196V96H194ZM203 97V96H202ZM204 97H206V96H204ZM203 97V98H204ZM234 98L233 97V95H225V98ZM245 97V96H244ZM252 97H253V95H252ZM0 98H2V97H0ZM20 98V99H19ZM37 98H38V96H37ZM48 98H46V99H48ZM86 98V97H85ZM92 98V97H91ZM155 99L154 98V101H157V103H155V105H153L152 104V101H151V98H150V101H145L146 103H151L152 104V107H157L156 105H158V100H161L163 97H161V98H158V99ZM165 98V97H164ZM169 98V97H168ZM167 98V99H168ZM188 99H189V96L187 97ZM191 98V97H190ZM198 98V97H197ZM219 98H220V100H219ZM246 98L248 99V100H250L251 98L250 97H248V96H246ZM255 98L252 100L253 102H251L250 101V103H248V105L249 106H247L249 109H251V110H249L248 108L245 110H242V109H239V108H237L236 107V105L235 104H233V106L234 107H236L240 112H242L241 114H243V111H247V112H249L250 114H251V112L254 110V108H256V107H254V105H256V103H258L256 100H255ZM35 99V98H34ZM41 99H42V97H41ZM57 99V98H56ZM84 99V98H83ZM83 99H81L82 101H83ZM117 99V100H116ZM123 99V98H122ZM121 99V100H122ZM139 99H141V98H139ZM166 99V98H165ZM199 99V98H198ZM214 99H216V100H214ZM22 100V101H21ZM44 100V99H43ZM63 100V99H62ZM77 100V101H76ZM79 100V101H78ZM120 100V99H119ZM141 100H144L143 98L141 99ZM171 100H172V98H171ZM176 100H178V99H176ZM185 100V99H184ZM183 99L181 100V101H184ZM201 100V99H200ZM200 100H198V101H200ZM213 100V101H212ZM234 100H235V98H234ZM126 101V102H127ZM136 101H138L137 99L135 100L134 99V103H133V101H131L132 103H131V105H134V104H136L135 102ZM169 101V100H168ZM173 101V100H172ZM195 101H197V100H195ZM202 101V100H201ZM225 101V100H224ZM246 101V100H245ZM256 101V102H255ZM6 102V103H5ZM47 102L49 103L48 105L49 106H47ZM60 102V101H59ZM74 102V101H73ZM90 102V103H89ZM122 102H124V101H121V103ZM125 102V103H126ZM139 102V101H138ZM137 102V103H138ZM141 102V101H140ZM161 101H159V103H160ZM188 102V101H187ZM192 102V101H191ZM203 102V101H202ZM205 102H203V106H205L206 104H205ZM226 102V101H225ZM229 102V101H228ZM227 102V103H228ZM233 102V101H232ZM44 103V104H43ZM89 105H88V104ZM112 103V104H113ZM124 103V104H125ZM142 103V105H143V102H141ZM140 103V104H141ZM163 103H166L165 101H163ZM169 103V102H168ZM174 103V102H173ZM182 103V102H181ZM184 103V102H183ZM201 103V102H200ZM215 103V104H214ZM218 103H217V105H218ZM237 103V102H236ZM252 103H254V105L252 104ZM262 103V102H261ZM7 105V108H6V106L5 105ZM28 106H27V105ZM73 104H74V106H73ZM88 105L87 106V108H86V110H85V105ZM139 104V105H140ZM161 104L162 103H160V106H161ZM176 104H178L177 102H176ZM180 104V103H179ZM185 104V103H184ZM183 104V105H184ZM230 104V103H229ZM228 104V105H229ZM244 104V103H243ZM264 104V103H263ZM29 105H30V107H29ZM59 105V104H58ZM111 105V106H110ZM126 105H127V103H126ZM138 105V104H137ZM148 105V104H147ZM171 105H173V104H171ZM175 105V104H174ZM188 105V104H187ZM197 105H200L199 103L197 104ZM202 105V104H201ZM224 105H225V103H224ZM254 107H252V106ZM3 106H5V108L3 107ZM121 106V105H120ZM144 106H145V104H144ZM168 106V105H167ZM170 106V105H169ZM180 106V105H179ZM186 106V105H185ZM184 106V107H185ZM190 106V105H189ZM202 106V107H203ZM219 106V105H218ZM223 105L221 104L220 105V107H222ZM230 106V105H229ZM233 106L231 107V108H233ZM244 106V105H243ZM17 107H18V110H17ZM46 107H48V109L50 108V110H52V112H50L49 113V111L48 110H46ZM63 107L64 106H62V104H61V107L60 108H62L63 109ZM74 107V109H72ZM114 107H116L117 109H115ZM135 107V106H134ZM140 108L139 109H141V105L139 106ZM147 107V106H146ZM149 107H150V105H149ZM159 107V106H158ZM157 107V111L156 112H158V111H160V107L158 108ZM176 107V106H175ZM181 107V106H180ZM194 107V106H193ZM201 107V108H202ZM209 107V106H208ZM226 107H228V106H224V107H222V110H224V109H227ZM43 110H42V109ZM55 108H54V111H55ZM64 108V109H65ZM115 110H114V109ZM154 108H149L150 110H152V109H154ZM167 108V107H166ZM166 108H164V110L165 111H167L166 110ZM169 108H171V107H169ZM177 108V107H176ZM188 108V107H187ZM186 108V109H187ZM203 108H205L206 109V107H203ZM217 108V107H216ZM246 108V107H245ZM264 108V107H263ZM34 109V110H33ZM61 109V110H62ZM72 109V110H71ZM123 109H124V111H126V113L124 112H122L123 111ZM131 109H132V106H131ZM145 109V108H144ZM149 109H147L146 108V110H148V111H150ZM159 109V110H158ZM175 109V108H174ZM195 108H191V106H190V108H188L187 110L188 111H184L185 113H186V117H185V115L184 116H182L181 114H180V116H179V118L181 117H183L182 118V121H181V118L179 119V118H177V121H179V122H177V124L175 123V121H174V123L172 124L173 126H174V128L179 132V135L181 134V133H184L183 131L184 130H187V128H185L184 130L182 129L183 128V125L182 124H184V122H185V120H187L188 118L187 117H189L190 118V120H193V118H191L192 117V114H190V113H188V112H190L189 110H194ZM213 109V108H212ZM218 109V108H217ZM259 109V108H258ZM262 109V108H261ZM30 110V111H29ZM46 110V114H44V112H42V111H45ZM142 110H143V108H142ZM199 110V109H198ZM202 110V109H201ZM207 110H209V108L207 109ZM220 110V109H219ZM218 110V111H219ZM229 110H230V108H229ZM229 110H228V112H229ZM232 110V109H231ZM19 111V112H18ZM33 111H35V112H33ZM40 111V113L43 115V117L44 116H46L47 117V119L45 118V120H47L46 121V123H48L49 125H47L46 123H44V121H41V120H44V118L43 117H37L38 116V112ZM47 111H48V113L50 114V116H49V114L47 113ZM121 112V114L120 115H115V114H117V112ZM141 111V110H140ZM148 111H144L143 112V114L145 113V112H148ZM163 111V110H162ZM165 111H164V114L166 115V113H165ZM174 111V110H173ZM173 111H169L168 110V112L171 114V113H173ZM179 111V110H178ZM181 111V110H180ZM182 111H183V109H182ZM196 111H197V109H196ZM204 111V110H203ZM214 112H215V110H213ZM254 111H256V109L254 110ZM61 114H60V113ZM118 112V113H119ZM137 114H136V113ZM153 113H155L154 112V110L152 111ZM193 112V111H192ZM195 112V111H194ZM198 112V111H197ZM200 112V111H199ZM198 112V113H199ZM208 112V111H207ZM212 112V111H211ZM214 112H213V114H214ZM232 112V111H231ZM237 112V111H236ZM259 112V111H258ZM20 113V114H19ZM151 113V112H150ZM184 113V114H185ZM196 113V112H195ZM195 113H194V116L195 117H197L198 118V115L196 114L195 115ZM217 113V112H216ZM215 113V114H216ZM219 113H221L220 111H219ZM249 113H247V114H245V118L246 119H248V121H250L251 122V125H252V122H253V119H251V115L249 114ZM262 113V112H261ZM56 114V116H54ZM57 114H60V115H57ZM134 114H136L135 116H136V118L135 117H133L134 116ZM160 114V113H159ZM162 114H163V112H162ZM177 113L175 112L174 113V115H176ZM202 114V113H201ZM200 113H199V116L201 115ZM206 113H204V115H205ZM222 114V113H221ZM221 114H219V115H221ZM224 114V113H223ZM226 114V113H225ZM31 115V116H30ZM40 115V114H39ZM114 115H115V117H114ZM122 115V116H121ZM143 116V118L142 117H140L139 118V116ZM145 116H146V113L144 114ZM147 115H148V113H147ZM153 115H155V114H152V116ZM161 115V114H160ZM203 115V114H202ZM203 115V116H204ZM207 116H208V114H206ZM231 115V114H230ZM234 115V114H233ZM232 115V116H233ZM257 115V114H256ZM261 115V114H260ZM33 116H36V117H34L35 118V120H34V118H33ZM55 118H54V117ZM121 116V117H120ZM123 116V118H125ZM167 116V115H166ZM172 117H173V115H171ZM191 116V117H190ZM193 116V117H194ZM237 116H239V114L237 115ZM241 116V115H240ZM253 117L255 116V115H252ZM262 116V115H261ZM260 116V117H261ZM264 116V115H263ZM110 117H112V119L113 120H115V124H118V125H115V124H113L114 123V121L112 120V122L113 123H111V125H110V123H109V119H110V121H111V118ZM128 117H130V118H128ZM148 117H149V115H148ZM151 117V116H150ZM161 117H163V115L161 116ZM160 117V118H161ZM184 117L186 118V119H184ZM194 117V118H195ZM205 117V116H204ZM228 117H231V116H228ZM242 117V116H241ZM244 117V116H243ZM48 118H49V120L52 122L53 121V123H51V122H49V120H48ZM51 118L53 119L54 118V120H51ZM146 118H147V116H146ZM156 118V117H155ZM157 118H159V116L157 117ZM158 119L157 121H158V123L157 124H159L160 125V120L162 119ZM169 118H170V115H169ZM176 118H175V120H176ZM217 118V117H216ZM223 118V117H222ZM224 118H226V116L224 115ZM234 118V119H233ZM236 116H234V117H231V121L232 120H234L235 121V123H237V122H239L240 120L238 119V118H240V117H237L236 119ZM257 118V117H256ZM259 118V117H258ZM263 118V117H262ZM41 119V120H40ZM108 119V120H107ZM133 119H135V121H133ZM145 119V118H144ZM143 119V120H144ZM179 119V120H178ZM204 119V118H203ZM202 119V120H203ZM207 119H208V117H207ZM229 119V118H228ZM227 119V120H228ZM241 119V118H240ZM255 119V118H254ZM39 120V121H38ZM152 120H155L154 118L152 119ZM163 120H164V118H163ZM162 120V121H163ZM170 120V119H169ZM195 120V119H194ZM206 120V119H205ZM218 120V119H217ZM215 121V120H212V121H215V122H218V121ZM236 120H239V121H237L236 122ZM256 120V119H255ZM260 120H262V119H260ZM35 121V122H34ZM38 121V122H37ZM104 121V122H103ZM108 121V122H107ZM121 122L120 123V125H119V123L118 122ZM147 121V120H146ZM171 121V120H170ZM184 121V122H183ZM197 121V122H196ZM208 121V120H207ZM210 121H211V119H210ZM224 122H225V119L223 120ZM233 121V122H234ZM246 121V122H245ZM244 121V123H247V120H245ZM55 122H56V125L57 126H59V128L62 130V127H63V132L61 131L60 132V136L59 135H57L58 136V139L56 138V133L55 134H53V132H55L56 130H57V132H59L58 131V128H56L57 126L55 125ZM131 122V123H130ZM143 122H145V121H143ZM189 122V121H188ZM195 122L196 123H199L198 122V119H196L195 120ZM204 121H202V123H203ZM227 122H229V121H227ZM232 122V123H233ZM263 122H264V120H263ZM262 122V123H263ZM38 125H37V124ZM39 123L40 124H42V126H40L39 125ZM50 123H51V125L53 124V126H55L54 128H53V126H51V127H48V126H50ZM101 123H102V125L103 126H101L100 127V129H99V131L97 130L98 128V126H100L101 125ZM109 123V124H108ZM125 123H127V125H131L132 123H133V125H131L130 127L129 126H127V125H125ZM140 123V122H139ZM152 124H153V122H151ZM168 123V122H167ZM180 125H179V124ZM193 123H194V121H193ZM201 123V122H200ZM199 123V124H200ZM232 123H230V125H229V127L231 126V124ZM240 123V122H239ZM249 123V122H248ZM45 124V125H44ZM100 124V125H99ZM104 124H106L105 126H107L108 127V125H109V130H110V132H108V130H107V127L105 128V126H104ZM161 124H163V126H166V125H164V122L162 123L161 122ZM174 124H176V126L174 125ZM188 124V123H187ZM195 124V123H194ZM208 124V123H207ZM211 124V123H210ZM221 124H224V123H221ZM238 124V123H237ZM236 124V125H237ZM255 124V123H254ZM260 124V123H259ZM264 124V123H263ZM47 126V127H44V126ZM60 125L62 126V127H60ZM113 125V126H112ZM116 127H115V126ZM137 125V124H136ZM168 125V124H167ZM171 125V124H170ZM171 125V129L170 130H172V126ZM180 127H178V126ZM195 125H197V124H195ZM195 125H193V126H195ZM202 125V124H201ZM219 125H220V123H219ZM225 126H226V123L224 124ZM227 125V126H228ZM235 125V124H234ZM248 125V124H247ZM246 125V126H247ZM260 125H262V124H260ZM66 126V127H65ZM84 126V127H83ZM97 126V127H96ZM122 126V127H121ZM169 126V125H168ZM182 126V127H181ZM186 126V125H185ZM184 126V127H185ZM192 126V127H193ZM215 126V125H214ZM216 126H217V124H216ZM224 126V127H225ZM232 126H233V124H232ZM245 126V125H244ZM246 126H245V128H246ZM257 126H259V125H257ZM103 127V128H102ZM118 127H120V130L119 131H117V129H118ZM123 127H126V128H124V129H122ZM133 127V128H132ZM152 127V125H150V128ZM196 127V126H195ZM203 127H204V125H203ZM221 127L222 128H224L223 127V125H221ZM228 127V128H229ZM238 127H240V126H238ZM243 127V126H242ZM252 127V126H251ZM41 128V129H40ZM44 128V129H43ZM47 130H46V129ZM48 128H50V129H48ZM101 128L102 129H105V130H101ZM112 128V129H111ZM113 128H114V131H117V132H119V134L120 135H118V136H116V135H114L115 133H114V131H113ZM115 128H117L116 130H115ZM130 128H132L131 130H130ZM155 128V127H154ZM153 127H152V129H154ZM165 128V127H164ZM164 128H163V130H164ZM173 128V129H174ZM194 128V127H193ZM197 128H199V126H197ZM195 129L196 130V133H197V130L198 129ZM212 128V127H211ZM227 128V127H226ZM232 128V127H231ZM231 128H229V130L231 129ZM250 127L248 126L247 127V130H250L249 129ZM255 128V127H254ZM53 129V130H52ZM55 129V130H54ZM59 129V130H60ZM126 129V130H125ZM143 129H145V128H143ZM156 129V128H155ZM154 129V130H155ZM159 129H161V128H159ZM167 129V128H166ZM189 129V128H188ZM236 130L235 131H237V134H239L238 133V130H237V128H235ZM243 129V128H242ZM241 129V130H242ZM257 129V128H256ZM259 129L261 130V127H259ZM41 130H45L43 133H42V131ZM50 130V131H49ZM51 130H52V133H51ZM65 130V131H64ZM89 130V131H88ZM107 130V131H106ZM112 130V131H111ZM146 130V129H145ZM149 130V129H148ZM151 130V129H150ZM149 130V131H150ZM168 130V129H167ZM167 130H165V131H167ZM195 130H193V131H195ZM201 130H202V126H201ZM205 130V129H204ZM209 130V129H208ZM212 130V129H211ZM215 130H216V128H215ZM223 130H225V129H223ZM239 130H240V128H239ZM259 130V134L261 133V131ZM263 130V129H262ZM49 131V132H48ZM101 131H103V133L101 134V133H99V132H101ZM129 131V132H128ZM152 131V130H151ZM165 131H163V132H165ZM174 131V130H173ZM181 131V132H180ZM200 131V130H199ZM218 131V130H217ZM246 131V130H245ZM251 131H253L252 130V128H251ZM250 131V132H251ZM255 131V130H254ZM264 131V130H263ZM81 132L83 133V134H81ZM85 132V133H84ZM104 132H107L106 133V135H105V133ZM122 132V133H121ZM127 134H125V133ZM132 133V134H130V136H129V133ZM143 132V131H142ZM156 132V131H155ZM155 132H154V134H155ZM178 132H176V131H174V132H172V133H178ZM192 132V131H191ZM190 132V133H191ZM228 132V131H227ZM226 132V133H227ZM257 132V131H256ZM255 132V133H256ZM46 133H51V134H53V135H48V134H46ZM63 133V134H62ZM91 133H92V135H91ZM97 133V134H96ZM112 133H114V134H112ZM139 133V134H138ZM160 133V132H159ZM166 133V132H165ZM195 133V134H196ZM209 133V132H208ZM213 133H215V132H213ZM212 133V134H213ZM218 133V132H217ZM221 133H222V131H221ZM221 133L219 132V135H221ZM242 133V132H241ZM246 133H248L249 134V132H246ZM245 133V134H246ZM251 133H253L254 134V132H251ZM67 135V136H65V135ZM74 134H76V135H74ZM80 134V135H79ZM85 134V135H84ZM96 134V135H95ZM99 134H100V137L102 138V139H104L103 141H102V139H100L99 138ZM104 134V135H103ZM109 134V135H108ZM116 134H118V133H116ZM141 134V135H140ZM162 134V133H161ZM164 134V133H163ZM163 134H162V136H163ZM200 134H202V133H200ZM229 134V133H228ZM227 134V135H228ZM236 134V135H237ZM252 134V135H253ZM259 134H257V136L259 135ZM44 135H47V136H44ZM73 135L75 136V137H73ZM78 135V136H77ZM88 135V136H87ZM122 135V136H121ZM132 135V136H131ZM139 135V136H138ZM143 135V136H142ZM149 135V136H148ZM156 135H157V133H156ZM173 135V134H172ZM197 135V134H196ZM205 135H206V133H205ZM205 135L204 136H202V137H205ZM214 135V134H213ZM229 135V136H230ZM234 135V134H233ZM254 135H256V134H254ZM264 135V134H263ZM262 135V133H261V136H263ZM55 137L57 140H59L60 139V143L59 144H61V141L65 144V143H67L66 145H63V146H66L67 147V151H66V147L64 148V147H62V148H64L63 150L62 149H60L59 147H58V152L56 153L57 154V157H56V155H53L52 154V156H51V153L49 154L48 153V150H50L52 147H53V144H54V146H56L57 144H56V142L54 143V142H50V140H52V139H50L51 137ZM71 136V137H70ZM77 136V137H76ZM80 136V137H79ZM90 136V137H89ZM124 136V137H123ZM135 136V137H134ZM181 136V135H180ZM193 136V135H192ZM201 136V135H200ZM207 136H208V134H207ZM215 136V135H214ZM240 136V135H239ZM49 137V138H48ZM78 137L80 138V139H78ZM82 137H84L85 139L83 140V138ZM113 137V138H112ZM149 137V138H148ZM153 137V138H152ZM158 137V138H157ZM181 137H185V136H181ZM180 137V138H181ZM210 137V136H209ZM208 137V138H209ZM212 137V136H211ZM226 137V136H225ZM228 137V136H227ZM226 137V138H227ZM234 137H235V135H234ZM253 137V138H252ZM45 138V139H44ZM49 139V140H46V139ZM73 138H74V140H73ZM97 138H99L98 139V143H97ZM107 138H109L108 140H110V141H108V140H106ZM125 138V139H124ZM133 138V139H132ZM137 138V139H136ZM141 138V140L139 141V139ZM150 138H151V140H150ZM170 138V139H169ZM199 138V137H198ZM201 138V137H200ZM207 138V137H206ZM206 138H204V140L206 139ZM207 138V139H208ZM214 138V137H213ZM222 138V137H221ZM220 137H219V139H221ZM239 138V137H238ZM243 138V137H242ZM54 139V138H53ZM62 139V140H61ZM71 141H70V140ZM96 141H95V140ZM123 139L125 140V143H124V141H123ZM132 139V140H131ZM134 139H136V140H134ZM161 141V143L163 142L164 143V145H167V146H164L163 145V143L161 144H158V142H160L159 140ZM173 139V140H172ZM206 139V140H207ZM218 139V140H219ZM223 139V138H222ZM222 139H221V141H222ZM228 139V138H227ZM241 139V138H240ZM254 139V140H253ZM261 138H258V140L259 141H261L260 140ZM57 140H54V141H57ZM75 140H77L76 141V143H78V144H76L75 143ZM81 140V141H80ZM90 140H93V143L91 142V143H89V141ZM101 142H103V143H101ZM114 140V142H115V140H116V146H114V144L115 143H113L112 141ZM121 140V141H120ZM126 140H127V142H126ZM131 140V141H130ZM134 140V143L136 144H133V141ZM137 140L139 141L138 143H137ZM172 140V141H171ZM201 140H202V138H201ZM70 141V142H69ZM83 141V142H82ZM107 143H106V142ZM123 141V142H122ZM145 141V142H144ZM151 141H153V142H151ZM155 141V142H154ZM156 141H158V142H156ZM169 141V142H168ZM172 143H171V142ZM173 141H175V142H173ZM192 141H193V144H192ZM208 141H210V142H215L216 143V141H215V139L214 140H208ZM245 141V140H244ZM58 142V141H57ZM72 142H74V143H72ZM87 142V143H86ZM106 143V147H105V143ZM108 142H111V144L110 143H108ZM117 142H118V144H117ZM120 142H122V145L124 146H122L121 145V143ZM142 142H144V143H142ZM150 142V143H149ZM177 142V143H176ZM191 143V144H189V143ZM196 144H195V143ZM206 142V141H205ZM223 142H227V141H224L223 140ZM246 142V141H245ZM82 143V144H81ZM124 143V144H123ZM131 143V144H130ZM141 143V144H140ZM148 143H149V145H148ZM152 143V144H151ZM156 143L158 144V145H156ZM166 143V144H165ZM174 143H175V145H174ZM187 144V146H188V148H187V146H186V144ZM202 143H204V142H202ZM218 143V142H217ZM216 143V144H217ZM221 143V142H220ZM220 143H219V145H220ZM247 143V142H246ZM88 146H87V145ZM90 144H91V146H90ZM101 144H103V145H101ZM129 146H128V145ZM144 144H147V145H144ZM169 144H171V145H169ZM180 144V145H179ZM184 144V145H183ZM248 144V145H249ZM72 145V146H71ZM85 145H86V147H85ZM98 145V146H97ZM118 145V146H117ZM119 145H121L120 146V148H119ZM132 145V147H130ZM141 145V146H140ZM195 145V146H194ZM196 145H198V147L196 146ZM204 145H207V143L206 144H204ZM210 145H211V143H210ZM222 145H224V144H222ZM227 145V144H226ZM232 145V146H231ZM58 146V145H57ZM59 146H61V145H59ZM70 146H71V148H75V149H72V154H70ZM95 146H96V148H95ZM99 146H101L100 148H99ZM126 146H128V148H130V149H128ZM139 146V147H138ZM142 146H143V148H142ZM147 148V149H145V147ZM159 146H160V148H159ZM164 146V147H163ZM184 147V151H186L187 153H185L184 151H180V149L181 148H183ZM193 148H192V147ZM218 146V145H217ZM104 148V149H102L101 150V148ZM123 147V148H122ZM133 147H134V149H133ZM137 147L139 148V149H137ZM152 147V148H151ZM181 147V148H180ZM200 147H202V148H200ZM216 147V145H214V148ZM260 147V148H259ZM98 148V150H96ZM118 149V151L119 152H117V149ZM179 148V149H178ZM190 148H191V150H196L197 152H195L194 151V153L195 154H193L192 152L193 151H191L190 150ZM205 148V150L203 151V154H202V150ZM213 148V149H214ZM218 148V151L220 150V149H222V148H224L223 146H219V147H217ZM53 149V148H52ZM115 149V150H114ZM124 149H126V150H124ZM149 149V150H148ZM151 149V150H150ZM154 149H155V151H154ZM162 149V150H161ZM169 149H172V150H169ZM187 149V150H186ZM199 149V150H198ZM200 149H202V150H200ZM208 149V150H207ZM209 149H211V150H209ZM256 150L255 152L254 151H252L251 152V150ZM260 149V150H259ZM55 150H57V149H55ZM77 150H79V151H77ZM100 150V151H99ZM112 150H114V151H112ZM129 152H128V151ZM133 152H132V151ZM138 150V151H137ZM140 150H142V152L140 151ZM148 150V152H147V154H144V153H146V151ZM159 150H161V151H159ZM225 150V149H224ZM236 150V153H234V151ZM68 151H70L69 152V155H68ZM73 151H76V152H73ZM103 151V152H102ZM126 151V152H125ZM135 151V152H134ZM138 153H137V152ZM139 151L141 152V153H139ZM150 151H152V152H150ZM163 151H166V154H165V152L163 153ZM168 151V152H167ZM175 151V152H174ZM177 151H178V153H180V154H177ZM180 151V152H179ZM216 151V150H215ZM257 151L259 152V153H257ZM62 153V154H60V153ZM109 152H111L110 153V155L113 157V158H111L110 157V155L109 154H107V153H109ZM128 152V153H127ZM153 152H155V153H153ZM170 152V153H169ZM191 152V153H190ZM250 152L253 154V155H255V154H258L259 156L258 157H260V158H256L255 156H254V158H252L251 157V155L252 154H250ZM73 153H74V156L76 157H73ZM112 153H113V155H112ZM135 154V155H133V154ZM184 153V154H183ZM190 153V154H189ZM198 153V154H197ZM206 153V154H205ZM207 153H209V154H207ZM222 153V152H221ZM223 153H225V152H223ZM223 153H222V155H223ZM77 154V155H76ZM120 154V155H119ZM126 154V155H125ZM128 154V155H127ZM141 154V155H140ZM153 154V155H152ZM156 154L157 155H159V158H158V156H157V158H158V163L159 164H157V161H153V163H152V160H157V158L156 159H154L155 157H156ZM163 154H164V156L166 155V157H164L163 156ZM171 154V156L170 157H168V155H170ZM174 154V155H173ZM196 157H194V159H193V155ZM201 154V155H200ZM217 154V155H216ZM219 154V155H218ZM116 155V156H115ZM121 155H123V157L121 156ZM130 155V156H129ZM136 155H138V156H136ZM140 155V156H139ZM142 155L144 156V158H145V160L144 161H147V163H149V162H151V164L153 165L155 162V164L156 165H154V167H153V169L151 168L152 166L150 165V164H147V166L148 167H146L145 169H143L142 170V168H140L139 166L140 165H138V164H140V161L141 160H143V157H142ZM145 155H146V157H145ZM148 155V156H147ZM150 155V156H149ZM155 155V156H154ZM177 155H181V157H177ZM207 155H211V158H210V156H207ZM252 155V156H253ZM135 156V157H134ZM152 156V157H151ZM153 156H154V158H153ZM73 157V158H72ZM124 157H125V160H124ZM142 157V158H141ZM160 157H162V158H160ZM174 159H172V158ZM198 157V158H197ZM202 157L203 158H205V160H207L206 162H205V160L204 159H202ZM213 157V158H212ZM222 159H221V158ZM131 158H133V159H130ZM139 158L141 159V160H139ZM147 158H148V160H147ZM164 158H168L167 159V161H166V159H164ZM202 159V161H201V159ZM217 158H220V159H217ZM111 159L112 160H114V163L111 161ZM121 159H123V160H121ZM128 159V160H127ZM164 160V162H163V160ZM172 161H171V160ZM51 160H53L54 162H51ZM71 160H74V161H71ZM116 160V161H115ZM120 160V161H119ZM135 160V161H134ZM137 160V161H136ZM138 160H139V162H138ZM150 160V161H149ZM177 160H179V161H177ZM186 162H185V161ZM194 160V161H193ZM198 160V161H197ZM199 160L201 161V162H199ZM215 160H216V163H214L215 162ZM76 161V162H75ZM111 161V162H110ZM122 161H124V163L122 162ZM162 163H161V162ZM174 161V162H173ZM182 161V162H181ZM218 161L219 162H223V161H225L226 162V166H229L230 164H231V166L233 165V167H231V166H229V167H231V168H235L234 170H236V169H239V165H240V167H241V171H239L238 172V170H237V172H235L234 173V171H233V176H234V179L232 178V177H230V179L228 178L229 176H226L227 178H228V180H231V181H228L226 178L223 180V177L221 178V177H218V175L220 176V174H221V172H220V170L221 171H223V170H225V169H229L228 167L226 168V166H225V163H223V166H222V168H223V170H222V168H221V163H219V165H220V167H217V168H221L220 170H218L219 172H220V174H219V172H216L215 171V167L216 166H218L217 165V163H218ZM73 162V164H74V166H73V164H71L72 165V167H71V165H70V163H72ZM170 162H173V163H170ZM181 162V163H180ZM185 162V163H184ZM187 162H188V164H187ZM204 162H205V165H206V163L208 164V165H206V166H202V165H200L199 163H201V164H204ZM134 163V164H133ZM136 163V164H135ZM138 163V164H137ZM165 163V164H164ZM170 163V164H169ZM178 163H179V165H178ZM184 163V164H183ZM230 163V164H229ZM51 164H53V166H55V167H53ZM161 164V165H160ZM164 164V165H163ZM169 166V165H171V166H169V168H170V170L172 171V173L169 171V168L167 167V165ZM173 164V165H172ZM174 164H176V165H174ZM183 164V165H182ZM186 164L187 165H189L190 166V169H191V173L190 172H182V171H179L181 168H184V170H185V168L186 167H188V166H186ZM193 164H196V165H193ZM210 164H211V166H210ZM59 165V167H57ZM163 165V167H161ZM181 165V166H180ZM194 167H193V166ZM215 165V166H214ZM262 165H264V163H262ZM150 166V167H149ZM174 166V167H173ZM177 167V169L180 167V169H178V171H179V174H175L176 172H174V169H176V167ZM183 166V167H182ZM186 166V167H185ZM200 166V167H199ZM214 166V171L215 172H213V170L212 171H210V169H212V168H210V169H208L209 167H213ZM259 166H261V167H259ZM69 167H71L72 169H70ZM156 167V168H155ZM159 169H158V168ZM173 167V168H172ZM55 168H57V169H55ZM88 168H89V170H88ZM150 169V170H148V169ZM166 168V169H165ZM199 170H197V169ZM260 169V170H258V169ZM91 169L94 171V173H91L90 171H91ZM157 169V170H156ZM165 169V170H164ZM173 169V170H172ZM188 169V168H187ZM186 169V170H187ZM190 169H188V171H190ZM208 169V170H207ZM252 169H256V172H254L255 170H252ZM263 169V168H262ZM110 170H111V173H113V175L111 174V173H109L110 172ZM145 170V171H144ZM148 170V171H147ZM162 170L164 171V172H162ZM168 170V171H167ZM232 169H230L229 170V173H230V171H231ZM252 170V171H251ZM58 172L57 174H56V172ZM147 171V172H146ZM152 171L154 172L153 174H154V176H153V174H152ZM201 171H203V172H201ZM209 171V173H207V172ZM258 171V172H257ZM74 172V173H73ZM160 172V173H159ZM168 172H170V174L171 175H169V173ZM180 172L183 174V175H181L180 174ZM199 172H201V173H199ZM227 171H223V173H226ZM241 172H242V174H241ZM71 173H72V175H71ZM90 173V174H89ZM157 173H159V175L157 174ZM190 173V174H189ZM197 173V174H196ZM203 173H207V174H204L206 177H209V175L211 174L212 175V179L211 178H209V179H207L206 178V180L208 181H206V180H204L203 181V179H202V181L203 182H206V183H203V182H200L199 183V181H198V179H201L200 177H202L203 176ZM228 173V172H227ZM228 173V174H229ZM231 173H232V171H231ZM250 173H251V175L253 176V175H255L253 178H249V177H247V174H249L250 175ZM163 174V175H162ZM173 174H175L174 175V178L175 179H173L172 177H173ZM188 174V175H187ZM194 174V175H193ZM214 174H215V176L216 177H214ZM239 174H241V176L239 175ZM263 174V173H262ZM261 174V175H262ZM54 175H58L57 177H55ZM71 175V176H70ZM76 175V176H75ZM78 175V176H77ZM144 177H143V176ZM152 175V176H151ZM190 175V176H189ZM202 175V176H201ZM225 175V174H224ZM257 175V176H256ZM54 176V177H53ZM142 176V177H141ZM162 176V177H161ZM179 176L180 177V180H177L178 178L177 177ZM189 176V179H187V177ZM193 176V177H192ZM199 176V177H198ZM222 176V175H221ZM263 176V175H262ZM70 177V178H69ZM78 177V178H77ZM122 179H121V178ZM158 179H156V178ZM160 177V178H159ZM169 177H170V179H169ZM181 177L183 178V179H181ZM191 177V178H190ZM195 177V178H194ZM214 177V178H213ZM240 177V178H239ZM78 180H77V179ZM126 178V179H125ZM139 178V179H138ZM145 178V179H144ZM150 179V181H149V179ZM244 178V179H243ZM259 178V177H258ZM257 178V179H258ZM263 178H264V176H263ZM76 179V180H75ZM192 179V180H191ZM204 179H205V177H204ZM214 179V180H213ZM218 179H220V181L218 180ZM221 179H222V181H221ZM257 179H255V180H257ZM260 179V178H259ZM124 180V181H123ZM139 180V181H138ZM146 180V181H145ZM182 180V181H181ZM187 180V181H186ZM211 182H210V181ZM215 181V185H212V184H214V182L213 181ZM254 180V181H255ZM261 180H263V179H261ZM79 181V182H78ZM121 181V182H120ZM147 181H149V182H147ZM201 181V180H200ZM228 181V182H227ZM73 182V183H72ZM191 182V183H190ZM193 182V183H192ZM218 182H221L220 184L218 183ZM227 182V183H226ZM257 182V181H256ZM262 182V181H261ZM261 182H259V183H261ZM264 182V181H263ZM74 183H76V184H74ZM196 183V184H195ZM203 183V184H202ZM207 183H209V184H207ZM211 183V184H210ZM79 184V185H78ZM121 184V185H120ZM192 184V185H191ZM198 184H200V186H204L205 185V187L202 189L200 186H198ZM207 184V185H206ZM225 186H224V185ZM229 184V185H228ZM237 184V185H236ZM133 185V186H132ZM195 185V186H194ZM219 185V186H218ZM221 185H223V186H221ZM227 185V186H226ZM234 185V186H233ZM261 185V184H260ZM202 186V187H203ZM208 186V188H206ZM221 186V187H220ZM231 186V187H230ZM233 186V187H232ZM256 186H258L257 184H256ZM144 188L145 189V191H142V190H144V189H141V190H139L140 188ZM181 187V189H179ZM200 189H198V188ZM217 187V188H216ZM255 187V186H254ZM259 187V186H258ZM264 186H262V188H263ZM211 188V189H210ZM216 188V189H215ZM224 188V189H223ZM231 188V189H230ZM261 188V187H260ZM150 189V190H149ZM192 189H194V190H192ZM221 189V191L219 192V190ZM227 189H228V191H227ZM237 189V190H236ZM239 189V190H238ZM196 190V191H195ZM257 190V189H256ZM259 190V189H258ZM257 190V191H258ZM202 192V195L201 194H199V193H201ZM211 191V192H210ZM213 191H214V193H213ZM249 191V192H248ZM61 192V193H60ZM133 192V193H132ZM194 194H193V193ZM199 192V193H198ZM223 192H225V193H223ZM228 192V193H227ZM234 192V193H233ZM248 192V193H247ZM251 192V193H252ZM126 193V194H125ZM203 193H204V195H203ZM216 193H219V194H216ZM259 193H260V190H259ZM3 194V195H2ZM58 194V195H57ZM192 196H191V195ZM207 196H206V195ZM216 194V195H215ZM223 194V196H220V195H222ZM230 194V195H229ZM241 194V193H240ZM243 194V193H242ZM255 194V193H254ZM254 194H253V196H254ZM262 194V193H261ZM59 195H62V197L61 196H59ZM131 195H132V197H131ZM133 195H135V196H133ZM182 195V196H181ZM189 195V196H188ZM212 197H211V196ZM234 195H236V196H234ZM259 194H257V196H258ZM123 196V198H121ZM203 196V197H202ZM243 195L242 196H240L239 195V197L242 199H240L241 201H243L246 197H244ZM256 196V195H255ZM32 197V198H31ZM125 197V198H124ZM181 197V198H180ZM182 197H183V199H182ZM190 197V198H189ZM193 197V198H192ZM207 197V198H206ZM223 197H226V198H223ZM248 197V196H247ZM186 198H187V200H186ZM223 198V199H222ZM250 198H252V197H250ZM249 198V199H250ZM255 198H258V197H255ZM30 199V200H29ZM123 199V200H122ZM198 199H200V200H198ZM204 199V200H203ZM232 199V200H231ZM235 201H234V200ZM247 199V198H246ZM127 200V201H126ZM251 201H253L252 199H251ZM200 202H201V204L202 205H200ZM218 202V203H217ZM245 202V201H244ZM250 202V201H249ZM124 203H126L125 205H124ZM210 203V204H209ZM230 203V204H229ZM236 205V207L233 205ZM246 203H247V201H246ZM246 203H244V204H246ZM253 203V202H252ZM219 204H221V205H219ZM243 204V205H244ZM250 204V203H249ZM254 204H256L255 202H254ZM258 204H259V202H258ZM257 204V205H258ZM206 205H207V207H206ZM209 205H211V206H209ZM225 207H224V206ZM231 205H233V208H231L232 206ZM242 205V204H241ZM243 205H242V207H243ZM246 206V205H245ZM255 206V205H254ZM32 207H36V209L38 210V211H40L41 213H42V215H41V213H40V215H41V218H39V219H36V218H34V216L31 214V213H29V211H31V210H29L30 208H32ZM62 207H64V208H62ZM196 208V210H195V208ZM201 207V208H200ZM246 207H248V206H246ZM257 207V206H256ZM255 207V208H256ZM122 208V209H121ZM230 208V209H229ZM23 209V210H22ZM35 209V208H34ZM198 209V210H197ZM207 211H206V210ZM234 209H235V211L237 210V212H235L234 211ZM243 209V208H242ZM241 209V210H242ZM245 209V208H244ZM247 209V208H246ZM26 210V211H25ZM28 210V211H27ZM61 210H62V212H61ZM191 210V211H190ZM223 210V211H222ZM227 210V211H226ZM231 210V211H230ZM234 212H233V211ZM249 210V209H248ZM203 211V212H202ZM228 211H229V213H228ZM64 212V213H63ZM67 212V213H66ZM199 212H200V214H199ZM207 212V213H206ZM214 212V213H213ZM216 212V213H215ZM242 212V211H241ZM15 215H14V214ZM31 214V215H29V214ZM33 213V212H32ZM193 213V214H192ZM203 213V214H202ZM205 213V214H204ZM232 213H234V214H232ZM243 213V212H242ZM246 212H244V214H245ZM248 213H250V211L248 212ZM248 213H246V214H248ZM255 213H256V211H255ZM258 213V212H257ZM256 213V214H257ZM260 213L262 214V212H261V209H260ZM260 213H258L259 215H260ZM22 214V215H21ZM63 214V215H62ZM225 214H229L228 216L227 215H225ZM231 214V215H230ZM65 215V216H64ZM190 215H191V217H190ZM208 217H207V216ZM22 216H24V217H22ZM33 216V217H32ZM256 216V215H255ZM188 217H190L189 219H188ZM198 217V218H197ZM228 217H230V219L228 218ZM239 217V216H238ZM256 217H258V216H256ZM3 218V219H2ZM23 218V220H21V219ZM33 218V219H32ZM212 218V219H211ZM215 218V219H214ZM223 218V219H222ZM236 218V219H235ZM239 218H241V217H239ZM238 218V219H239ZM25 219H28V220H26L27 222H24V220ZM35 219V220H34ZM98 219H99V222H97L98 221ZM192 219V220H191ZM194 219H196V220H194ZM199 219V220H198ZM207 219V220H206ZM221 219V220H220ZM254 219V218H253ZM188 220V221H187ZM209 220V221H208ZM211 220V221H210ZM230 220V221H229ZM244 220V219H243ZM242 220V221H243ZM246 220V219H245ZM256 220V219H255ZM38 223H37V222ZM94 221V222H93ZM101 221V222H100ZM198 221V222H197ZM222 221V222H221ZM228 221V222H227ZM233 221H236V222H233ZM241 221V220H240ZM240 221H238V223L240 222ZM96 222V223H95ZM194 222V223H193ZM202 222V223H201ZM226 222H227V224H226ZM233 222V223H232ZM257 222H258V220H257ZM41 223H43V224H41ZM66 223V224H65ZM232 223V225H230ZM241 223V222H240ZM245 222L243 221V224H244ZM40 224V225H39ZM65 226H64V225ZM95 224H96V227L95 228H93L94 226H95ZM196 224V225H195ZM208 224V225H207ZM5 225L7 226V228L9 227L10 229H11V227H12V229H11V231H10V229L8 228V230H7V228L5 227ZM10 225V226H9ZM17 225V226H16ZM23 225V226H22ZM27 227H26V226ZM87 225V226H86ZM189 225H191L190 227H189ZM194 225V226H193ZM200 225V226H199ZM222 225V226H221ZM229 226L230 227V229H229V227L227 228V226ZM239 225H241V224H239ZM2 226V227H1ZM4 226V227H3ZM231 226H232V228H231ZM242 226V225H241ZM249 226V225H248ZM20 227V228H19ZM71 227V228H70ZM87 227H88V230H89V232H88V230H87ZM213 227V228H212ZM234 227V228H233ZM239 227V226H238ZM15 228V229H14ZM27 228V229H26ZM51 228V229H50ZM53 228V229H52ZM55 228H57L56 230H54ZM199 228V229H198ZM209 228V229H208ZM240 229H241V227H239ZM19 229V230H18ZM28 229H29V231H31L30 232V236L27 234V231H28ZM36 229V230H35ZM62 229V230H61ZM91 229V230H90ZM100 229V230H99ZM190 229L193 231V233H192V231H190ZM196 229V230H195ZM232 229V230H231ZM238 229V228H237ZM247 228H245V230H246ZM18 230V231H17ZM24 230V231H23ZM27 230V231H26ZM33 230H35V231H33ZM54 230V231H53ZM70 230V231H69ZM98 230V231H97ZM198 230H200V231H198ZM202 230V231H201ZM219 230L221 231V232H219ZM239 230V229H238ZM241 230H244V229H241ZM244 230V231H245ZM21 231H23V233L24 232H26V234H23L22 236H21ZM28 231V232H29ZM51 231H52V233H51ZM69 231V232H68ZM94 231V233L96 234H92V232ZM100 231V232H99ZM223 231V232H222ZM226 231H228V232H226ZM229 231H231V232H229ZM250 231V230H249ZM10 232H11V234H10ZM16 233V234H18V235H16L15 234V236L17 237H15L12 233ZM55 232V233H54ZM64 232V233H63ZM70 232H74L73 234H71ZM234 232V233H233ZM237 232H239V231H237ZM32 233H34V235H31ZM49 233V234H48ZM65 233H67V234H65ZM91 233V234H90ZM100 233V234H99ZM227 234V235H225V234ZM231 233H232V236L230 237L229 235H231ZM242 233V232H241ZM239 234H240V232H239ZM247 234V233H246ZM6 235H8V236H6ZM28 235V236H27ZM38 235V236H37ZM67 235V236H66ZM72 235H75L76 236V238H75V236H72ZM87 235H89V236H87ZM93 235V236H92ZM226 236V239L227 238H229L228 240H224L223 238H225V236ZM241 235V234H240ZM244 235V234H243ZM10 236V237H9ZM39 236H40V238H39ZM49 236V237H48ZM68 236H70V237H68ZM91 236V237H90ZM197 236V237H196ZM199 236V237H198ZM223 236V237H222ZM239 236V235H238ZM245 236V235H244ZM21 238L20 240H18L19 238ZM26 237H28L27 238V240H26ZM63 237V238H62ZM72 237L75 239V241H73L72 240ZM79 237V238H78ZM85 237V238H84ZM246 237V236H245ZM243 238V239H246V238ZM12 238V239H11ZM14 238H16V239H14ZM216 238V239H215ZM219 238V239H218ZM4 239V243L1 241V240H3ZM5 239H6V241H5ZM9 239V240H8ZM30 239H32V241H30ZM45 239V240H44ZM221 239V240H220ZM224 241H223V240ZM240 239V238H239ZM11 240H12V242H11ZM15 240H18V241H15ZM22 240V241H21ZM25 240V241H24ZM39 240H41V241H39ZM88 240V241H87ZM242 240V239H241ZM27 241H29V243L27 242ZM60 241V242H59ZM70 241H72L73 243H71ZM222 241V242H221ZM225 241H228L227 242V244H226V242ZM240 241V240H239ZM6 242H8V243H6ZM13 242H15V243H13ZM25 242V243H24ZM68 242H70L69 244H68ZM237 243H238V240L236 241ZM242 243L241 244H243V242L245 243V241L243 240V241H241ZM2 243V244H1ZM26 243H28V245L26 246ZM58 243L60 244V245H58ZM64 243H67V245L65 246V244ZM81 244V246H80V244ZM92 243V244H91ZM100 243H102V245L100 244ZM226 245H224V244ZM8 244V249H9V251H8V249H7V247H5L6 245ZM10 244H11V246H10ZM14 244V246H12ZM64 244V245H63ZM97 244V245H96ZM100 244V245H99ZM223 244V245H222ZM24 245V246H23ZM32 245V246H31ZM54 245V246H53ZM63 246V248L65 247V249H63V251H62V246ZM73 245V246H72ZM96 245V246H95ZM217 245H219V246H217ZM220 245H221V247H220ZM240 244L238 243V250H240V248L239 247H241V246H239ZM28 246H30V248L28 247ZM42 246H44V248H42ZM77 246V247H76ZM228 246H229V249H228ZM45 247L47 248L46 250H45ZM72 247V248H71ZM74 247V248H73ZM85 247V248H84ZM231 247V248H230ZM17 248V249H16ZM27 248H29V249H27ZM57 248V249H56ZM66 248L68 249V250H66ZM96 248V249H95ZM228 249V252H227V249ZM4 249V250H3ZM7 249V250H6ZM53 249H54V252H53ZM61 250L60 252H56L57 250ZM79 249H81V250H79ZM95 251H94V250ZM234 249V248H233ZM6 250V251H5ZM30 250V251H29ZM32 250V251H31ZM39 250H40V252H39ZM56 250V251H55ZM69 250H72V251H74L75 250V252H70ZM78 250V251H77ZM237 250V249H236ZM27 251V252H26ZM44 251V252H43ZM231 253H230V252ZM3 252H6V255L8 256H6V257H4L5 256V253H3ZM29 252V253H28ZM62 252H65V253H62ZM86 252V253H85ZM88 252V253H87ZM227 252V253H226ZM7 253H9V254H7ZM52 253V254H51ZM54 253V254H53ZM59 253H60V255H64V256H60L59 255ZM77 253V254H76ZM81 253L83 254V255H81ZM227 254V255H225V254ZM26 254V255H25ZM37 254H38V257H37ZM40 254H41V256H40ZM65 254H68V255H65ZM230 254V255H229ZM2 255V256H1ZM34 257H33V256ZM53 257H52V256ZM70 255V256H69ZM73 255V256H72ZM90 255H92V256H90ZM104 257H103V256ZM236 255V254H235ZM39 256H40V258L41 259H43V261L41 260V259H39ZM56 256H58V257H56ZM84 256H85V258H84ZM229 256V257H228ZM230 256H232V258L230 257ZM27 257V258H26ZM38 258V260H37V258ZM43 257V258H42ZM49 257V258H48ZM60 257H61V259H60ZM63 257H65V258H63ZM238 257V256H237ZM15 258H13L14 259V261H16L15 260ZM24 258V259H23ZM32 258V259H31ZM75 259V260H73V259ZM84 258V259H83ZM109 260H108V259ZM218 258V259H217ZM36 259V260H35ZM55 261H54V260ZM57 259H58V261H57ZM68 259H70L72 262L70 263V260H68ZM76 259H78L77 261H76ZM80 259V260H79ZM234 259V258H233ZM34 260V261H33ZM51 260H53V261H51ZM62 260H64L63 262H61ZM237 260V259H236ZM13 261V260H12ZM42 261V262H41ZM46 261V262H45ZM67 261V262H66ZM99 261V262H98ZM221 261H222V263H221ZM227 261V263H224V262H226ZM232 261H234V260H232ZM56 262V263H55ZM69 262V263H68ZM75 262V263H74ZM93 262V263H92ZM103 262V261H102ZM106 262V261H105ZM217 262V263H216ZM12 264L14 263V262H11ZM16 263V264H17ZM58 263V264H59ZM76 263V264H77ZM229 263H231V262H229ZM234 263V262H233ZM8 264V263H7ZM15 264V263H14ZM102 264H104V262L102 263ZM235 264H237V262H235Z\"/></svg>",
	"mask_w": 264,
	"mask_h": 264
},
{
	"label": "bare ground",
	"instance_id": "obj_2",
	"mask_svg": "<svg viewBox=\"0 0 264 264\" xmlns=\"http://www.w3.org/2000/svg\"><path fill=\"white\" fill-rule=\"evenodd\" d=\"M0 1H1V0H0ZM38 1L41 2V0H38ZM38 1L36 2V4H39ZM43 1H45L46 3H50V4H48L47 7L45 6L46 8L44 9L43 6L46 4V3L44 2L45 4H44L43 6L40 5V7H37V8H38V9H39V8L42 9V7H43V9H42L41 11H46V9L48 10V9L51 7V5H52L51 2H53V1H52V0H49V1H51V2H48V0H43ZM43 1H42V3H43ZM59 1H61V0H59ZM75 1H76V2H75ZM75 1H74V4L76 3L75 5H76L77 7H80V6L83 4V5H82L83 7H82V8L80 7V8L78 9V11H77V12H79V14L75 15V13H77V12L74 13V11H72V10H74V9L77 10V8H76V6L73 8V7H72L73 4H71V3L69 2V0H68V4L70 3L72 6L67 4V6H68V10H65V8L63 7L64 10L67 11V18H68V19H65V18H64V19H65V20H68V21H67V22H68L67 24H69V25H65V26H67V32H66V37H65V39L63 38V39L65 40V43H64L65 45H62V46H63L62 50H63V54H64V56H65L64 58L66 59V65H67V67H68V68H67L68 70H67V72H66V73H67L66 76L63 75V74H64L63 72L60 73V74H62V75L64 76V78L66 77L65 80H67V77L70 78V76L73 75V74H71V71H70L71 68L76 67V65H77L78 63H82L81 61H84L85 63L83 62V64H78V65H77L76 68L78 69V74L81 72V69H82L81 75L84 74V73H85V74L88 73V76H89V72H90V70H89V72H88V71L86 72V70H87L86 67L89 69L90 66H89V67L86 66L85 68H83L82 66H85V65H89V64H90V63L88 64V60H90V59L93 57V56H91V54H92L91 51H93L94 49L97 48V47L95 46V45H97V44H96L97 42H96L95 40H96V39L98 40V38H99V37H98V38H96L95 40H94V38L92 39V42H95V43H94V44H95L94 47H96V48H94V47H93V43H91V41H90L92 36L89 38V36L93 34V33H91V32H94V31H91V29H89V27H91V25H89V24H90L89 22H91V21H89V22L87 21V23H89V24H87L88 26L86 25V27H88L87 30H86V32H88V33L86 34V36H85V34H84V36H83V34L81 33V32H83L82 29H84V27H85V25L83 26L82 24H86V23H85L86 21H84V23L82 22V20H83V16H84V17H87L86 15H83L85 12H84V10H82V9H85V11H86V10L89 8V10L92 11V8H90V6L93 7V6H96V5H93V6H92V5H90V4H87L86 7H87L88 5H90V6L87 7V9H86L84 6H85V3H86L87 1H85V0H81V2L83 1V2L81 3V5H77V3H79V2H78L79 0H75ZM91 1H92V0H91ZM100 1H101V0H100ZM100 1H99V2H100ZM107 1H109V0H107ZM107 1H106V2H107ZM128 1H129V0H128ZM130 1H133V0H130ZM137 1H138V0H137ZM137 1H134V2H132V3H135V2L138 3L139 1H138V2H137ZM151 1H152V0H146V1L143 0V2L146 3V5H147V3L151 2ZM157 1H159V0H156V2H157ZM173 1H174V0H173ZM175 1H176V0H175ZM179 1H180V0H179ZM179 1H177V2H179ZM181 1H182V0H181ZM184 1H185V2H184ZM184 1H183V3H187V2H188V0H184ZM192 1H193V0H189L190 3L188 2V5H187V4H184V5H182V6H183V7H184V6H186V7L188 6V8H190V9H194L196 6H197V7H199V6L202 7L204 2H205L206 4L208 3V0H205L203 3H201L200 0H195L197 3L200 2V4L197 5V3L194 1L195 4H196V6H195V4H194ZM198 1H199V2H198ZM209 1H210V0H209ZM212 1H213V0H212ZM214 1H215V0H214ZM218 1H219V0H218ZM224 1L226 2V4H225L226 9L224 8V10H223V9H222V10H223V11L226 10V15L223 16V17H224V18H223V24H224V25L221 24L222 28H221V26H220V23L217 22V23L219 24V27L216 28V26H215V27H214L215 29H214V28H211L212 30L214 29L213 31L211 30L212 33H210V32L207 30L209 27L206 28V25H205V24H203V25H205V27L202 26V24H201L200 26L198 25L199 27L197 26L198 28H201L199 31H194V32L191 31V32H190V33L193 32L192 35H193L194 37H195V33L198 32V33H196V37H198V38H199V36L201 37V35H199V36H197V35H198L202 30L204 31V32H203V31L201 32L202 35H205V33H206L205 30H207V32H209V33L211 34V35H210V34L208 35L209 37H207V34H206V38H204L205 36H203V39H202V40H203L204 42L201 41V39L199 38V39H200V40H199L200 43H202L201 45H203L205 48L202 47V46H200V43H199L198 46L202 47V49L200 48L199 50H196V46H197L196 43H198V42H197L198 40H197V41H194V40H192L191 38H190V39H191L193 42H195V43H194V44H191V45H186V46L184 45V46L186 47V50H187L188 46H192V47H189L190 50H191V49L194 47V45H195V50H196V52H197V51H200V50H201V51H204L205 49H206V50H205L206 52H205V53H201V51H200V52H198V53H199V54H198V53L194 52L195 50L193 49V50H192V51H193V54H192V52H190V50H189V51L187 50V51L190 53V54H189V53L185 50L184 47H183V48L181 47L182 50L184 49L183 51L186 52V53L183 52V54H182L181 52H179V51L181 50L179 47H178L179 50H176V51H177V54H176V53H175V54L177 55L178 58H180V60H179L178 58H176V60H177L179 63H181V64H182V63H183V64L185 63V65H183V64L180 65V64H179L180 67L183 66V67L179 68V69H180L179 71H185V72H182V73H184V74H183V77L185 78V80H187L186 82H189V81L192 80V83H193V84H192V83H191V84L189 83V84H190L189 87H188V85H186L187 87H185V85L183 86L182 83H181V85H182V87H183V88H182V87H180V85H178V84L176 83L178 86L176 85V88L173 86V87H174V89H173L171 86H172L174 83L170 82L171 80L168 81V80L166 79V77H163L164 75H161L163 78L166 79V81L163 80V81H164V84H163V83L161 84V83L158 81V82L160 83V85H161V91H163V93H162L163 96L158 97L159 95H158V96L154 95V97H153V95H152V97H150L151 95H148L149 97H148V99L146 100V98L143 97V96H146V95H143V96H142L143 93H140V92L138 91L137 94H136V92L132 91V93L134 92L133 95L136 94L137 96H136V95H134V96L132 95L131 97H132V98L134 97L133 100H132V99H130V95H129V99H130L129 102L126 100V97L123 96V94L125 95V93H123V94L121 95V96H123V97H121V96L119 95V96H120V97H119L120 100L118 99V102H117V103H115V102L113 103L112 101L110 102V100H109V103H107V104H111V105H112V106L110 105L111 107H113V106H115V105H118V103H120L121 106L119 105V107H121V108H118V109H122V105H123V106L125 105L123 108L128 107V104L130 103V104H129L130 106H129L127 109H126V108H125V109H126V110L130 109V110H131L130 112H131L132 114H133V112H132L133 108H134V111H135V110H136L135 108L138 106V107H137V108H138V109H137L138 111L136 110L137 113H138V112H142V115L144 116L145 119L143 118L142 115L139 116V118L142 117L144 120L141 119V118H140V119H137L136 121H138V120H140V121H138L137 123L133 122V123H134V127H136L135 130H133V129H134L133 127H132L133 129L130 128V130L132 129L133 132H137L139 129H142L143 132L140 131V130H139V131H140L141 133H145V134H143V135H145V137H143V139H144V138H145V140L147 139V138H146V133H148V132H149L148 134H150V133L153 134V137H154V135H155V136H158V137L161 136L162 138L165 137L166 140H167V137H168L167 135H168V133H169V137L172 136L173 139H174V136H175V137H177V138H175V140L177 139V141L179 140V142H180V140H182V142L185 141V140L187 141L189 138H193V140H196V139H194V137H195V138L197 137L198 140H196V141H199V142L201 143V144H199V146H200V145H202V146H204V147L206 146V148H207V147H211V149L214 150V152L220 153V155L218 154L219 156H221V157H225V155H227L226 153H227V151H228V150H227V148H228V144H229V143L232 144V140H234V138H235V140H234V143H233L232 145H234V144H235V145H238V141H240V143H242V145H243V144H244V146L246 145L244 148H247L248 146L250 147L251 145L253 146L252 140L250 141V139H249L248 137H246L247 135H250V136L255 137V138H254L255 140H254V139H253V140L256 142V147H257L256 150H258V146H257L258 142H259V144H260V143L262 144V146H261V144H260V146H261V150L259 149V150H260L259 152L261 153L260 155H262V153H263V155H264V135H263V134H264V131H263V130H264V124H263V123H264V122H263V120H264V116H263V115H264V108H263V107H264V104H263V103H264V96H263V95H264V89H263L264 87H263V86H264V85H262V84H264V79H262V78H264V0H224ZM2 2H4V3H2V4H4V7H3V8H4V10H5L6 8H8V6H9L10 4L14 3L15 0H3ZM33 2H34V4H35V1H34V0H33ZM55 2H56V0H55ZM55 2H54V3H55ZM116 2H117V1H116ZM116 2H115V4H116ZM118 2H119V1H118ZM122 2H124V1L122 0ZM122 2H121V3H122ZM161 2H162V1L160 0V1L158 2V4L161 5ZM191 2L193 3V5H192ZM210 2H211V1H210ZM219 2H221V1H219ZM222 2H223V1H222ZM0 3H1V2H0ZM42 3H41V4H42ZM61 3H62V1H61ZM107 3L110 4V2H107ZM107 3H106V4H107ZM111 3H112V1H111ZM124 3H125V2H124ZM136 3H135V4H136ZM139 3H140V2H139ZM153 3H154V2H153ZM166 3H167V2H166ZM205 3H204V4H205ZM215 3H216V1H215ZM215 3L212 2V4H215ZM36 4H35V5H36ZM64 4H66V3L64 2ZM95 4H96V3H95ZM104 4H105V3H104ZM118 4H119V3H118ZM127 4L129 5V3H127ZM130 4H131V2H130ZM168 4H169V3H168ZM178 4H179V3H178ZM189 4H190V6H189ZM218 4H221V3H218ZM223 4H224V3H223ZM0 5H1V4H0ZM49 5H50V7L48 8ZM100 5H102V3H100ZM112 5H114V4H112ZM125 5H126V3H125ZM125 5H124V6H125ZM152 5H153V4H152ZM154 5H155V4H154ZM154 5H153V6H154ZM163 5H164V4H163ZM179 5H181V3H180ZM208 5H209V3H208ZM208 5H207V7H209ZM57 6H58V5H57ZM107 6H108V5H107ZM115 6H116V5H115ZM117 6H118V5H117ZM120 6H121V5H120ZM124 6L122 5L123 8H125ZM136 6L138 7L139 5L136 4ZM149 6H150V4H148V8L151 9ZM157 6H158V5H157ZM174 6H175V4H174ZM191 6H192L193 8H192ZM55 7H56V6H55ZM59 7H60V6H59ZM110 7H111V6H110ZM126 7H127V6H126ZM139 7H141V3H140V6H139ZM142 7H143V6H142ZM142 7H141V8H142ZM146 7H147V6H146ZM167 7H168V6H167ZM186 7H184V8H186ZM203 7H205V5H204ZM211 7H212V6H211ZM51 8H52V7H51ZM72 8H73V9H72ZM93 8H94V10H95V8H97V6H96V7H93ZM104 8H105V5H104V7H102V11H103V12L105 11ZM116 8H119V7H116ZM128 8L130 9V6H128ZM131 8H132V7H131ZM143 8H144L145 11H147L145 7H143ZM152 8H153V7H152ZM160 8H161V7H160ZM163 8H164V7H163ZM174 8H175V7H174ZM188 8H187V9H188ZM199 8H200V7H199ZM199 8H197V9H199ZM57 9H58V8H57ZM103 9H104V10H103ZM112 9H113V8H112ZM126 9H127V8H126ZM126 9H125V10H126ZM129 9H128V10H129ZM133 9H134V8H132V10H133ZM138 9H140V8H137L136 10H138ZM157 9H158V7H157ZM172 9H173V8H172ZM187 9H186V10H187ZM190 9H189V10H190ZM197 9H196V10H197ZM0 10H1V9H0ZM49 10H51V9H49ZM49 10H48V12H49ZM59 10H60V9H59ZM76 10H75V11H76ZM94 10H93V11H94ZM99 10H100V8H99ZM109 10H110V9H109ZM114 10H116V9H114ZM114 10H113V12H114ZM117 10H118V9H117ZM125 10L123 11L124 13L122 12L123 14L126 13L127 10H126V11H125ZM136 10H133V11L129 10V11H131V12H134V13L132 14V15H133V19L131 18L132 21H131V19L127 16V17L130 19V21L133 22V24H134V22L136 21V20H134L135 15H137V14L135 13ZM141 10H142V9H141ZM141 10H140V11H141ZM170 10H171V9H170ZM177 10H178V9H177ZM179 10H181V9H179ZM182 10H183V9H182ZM189 10H187V11H189ZM204 10H205V9H204ZM211 10H212V9H211ZM220 10H221V8H220ZM53 11H54V10H53ZM90 11H87L86 13H89ZM140 11H139V10L137 11V13L139 14L138 16L141 15V14H140V13H141ZM153 11H154V9H153ZM156 11H158V10H156ZM159 11H160V10H159ZM164 11L166 12V10H164ZM190 11H192V10H190ZM82 12H83V13H82ZM100 12H101V10H100ZM100 12H99V13H100ZM105 12H106V11H105ZM108 12H109V11H108ZM116 12H118V11H115V13H116ZM131 12H130V13H131ZM148 12H149V10H148ZM192 12H193V11H192ZM210 12H211V11H210ZM210 12H209V13H210ZM221 12H222V11H221ZM86 13H85V14H86ZM94 13H97V12L94 11ZM110 13H111V12H110ZM110 13H109V14H110ZM118 13H119V12H118ZM118 13H117V14H118ZM142 13H143V12H142ZM145 13H146V12H145ZM151 13H152V12H151ZM151 13H150V15H149L150 17H152V16H151V15H152ZM185 13H186V12H185ZM194 13H195V12H194ZM203 13H204V11H203ZM206 13H207V12H206ZM206 13H205V14H206ZM213 13H214V12H213ZM222 13H223V12H222ZM89 14H91V13H89ZM89 14H88V17H89ZM126 14L128 15L129 13H126ZM146 14H147V13H146ZM163 14H164V13H163ZM163 14H162V15H163ZM214 14H215V13H214ZM74 15H75V16H74ZM94 15H97L98 17L100 16L99 19H100L101 21L104 20V19L101 17L103 14L100 15V14L97 13V14H94ZM94 15H93V16H94ZM106 15H107V14H106ZM106 15H105V17H106ZM118 15H119V14H118ZM130 15H131V14H130ZM130 15H129V16H130ZM144 15H145V14H144ZM144 15H143V17L145 18V17H147L148 14H147L146 16H144ZM156 15H157V14H156ZM166 15H167V14H166ZM178 15H179V14H178ZM181 15H183V14L181 13ZM191 15H192V14H191ZM207 15H208V13H207ZM210 15H211V14H210ZM212 15H213V14H212ZM223 15H224V14H223ZM68 16H69V17H68ZM81 16H82V17H81ZM91 16H92V14L90 15V17H91ZM93 16H92V17H93ZM97 16L94 17V18L97 19ZM113 16H114V15H113ZM141 16H142V15H141ZM171 16H172V15H171ZM176 16H177V15H176ZM195 16H196V15H195ZM213 16H214V15H213ZM64 17H65V15H64ZM88 17H87V18H88ZM108 17L110 18L111 16H108ZM117 17H118V16H116V18H117ZM125 17H126V16H125ZM127 17H126V18H127ZM143 17H142V19H143ZM177 17H179V16H177ZM187 17H188V16H187ZM198 17L200 18V16H198ZM205 17H206V16H205ZM208 17H209V16H208ZM221 17H222V16H221ZM221 17H218L217 20H219V18H221ZM79 18H80V19H79ZM81 18H82V19H81ZM116 18H115V19H116ZM126 18H125V20H126ZM137 18H138V20H139L141 17H137ZM169 18H171V17H169ZM179 18H180V17H179ZM209 18H210V17H209ZM211 18H212V17H211ZM84 19H85V18H84ZM96 19H95V20H96ZM105 19H107V18H105ZM110 19H112V18H110ZM110 19H109V21H110ZM135 19H136V18H135ZM142 19H141V22L144 20V19H143V20H142ZM147 19H148V17H147ZM149 19H150V18H149ZM149 19H148V21H150ZM152 19H153V18H152ZM152 19H151V20H152ZM163 19H164V21L167 20V19H165L164 17H163ZM172 19H173V18H172ZM191 19H192V18H191ZM195 19H197V18H195ZM224 19H225V20H224ZM65 20H64V22H65ZM87 20H89V19H87ZM93 20H94V19L92 18V22H93ZM122 20H123V19H122ZM145 20H146V19H145ZM173 20H177V19L175 18V19H173ZM178 20H179V19H178ZM200 20H201V19H199V21H200ZM206 20H207V19H206ZM211 20H213V19H210V21H211ZM97 21H98V20H97ZM97 21H96L97 24L101 23V21H100V22H97ZM104 21H105V20H104ZM107 21H108V19H107ZM111 21H112V20H111ZM113 21H114V20H113ZM115 21H116V20H115ZM118 21H119V20H118ZM146 21H147V20H146ZM146 21H145V22L143 21L142 23H144V24L147 23V24H145V26H144V24H143L144 27L139 25V26H140L139 29L143 27L142 30L148 32V31L145 29V27H147L146 25H148V22H146ZM186 21H187V20H186ZM194 21H195V20H194ZM199 21H198V22H199ZM250 21L253 22V23H249ZM81 22H82V24H81ZM116 22H117V21H116ZM116 22H115V23H116ZM127 22H128V21H127ZM127 22H126V23H127ZM137 22H138V21H137ZM141 22H140V23H141ZM155 22H156V21H155ZM166 22H167V21H166ZM166 22H165V23H166ZM175 22H176V21H175ZM183 22H184V21H183ZM191 22H192V21H191ZM198 22H197V23H198ZM202 22H204V21L202 20ZM219 22H220V20H219ZM102 23H103V22H102ZM111 23H112V22H111ZM115 23H114V24H115ZM153 23H154V22H153ZM157 23H159V21H158ZM161 23H162V22H161ZM165 23H164V24H165ZM168 23H169V22H167V26L170 24V23H169V24H168ZM177 23H178V22H177ZM186 23H187V22H186ZM188 23H189V22H188ZM205 23H206V22H205ZM217 23H216V24H217ZM245 23H246V24H245ZM248 23H249V24H248ZM80 24H81L82 27L80 26ZM92 24H93V23H92ZM109 24H110V22H109ZM128 24H130V23H128ZM162 24H163V23H162ZM175 24H176V23H175ZM199 24H200V23H199ZM208 24H209V23H208ZM99 25H100V24H99ZM99 25H98V26H95V24H94L95 28L97 27L96 29L98 30V32H100V31H99V28H100ZM105 25H106V21H105L104 26H105ZM107 25H108V24H107ZM120 25H122V24H120ZM134 25L136 26V23H135ZM134 25H133V26H134ZM141 25H142V24H141ZM170 25H171V24H170ZM172 25H173V24H172ZM177 25H178V24H177ZM179 25H180V24H179ZM196 25H197V24H196ZM211 25H212V24H211ZM243 25H244V27H243ZM246 25H247V26L250 25L249 27H250L251 29L246 27V28L248 29V30H247V29L245 28ZM252 25H253V26H252ZM115 26H116V25H115ZM124 26H125V23H124ZM127 26H129V25H127ZM135 26H134V27H135ZM148 26H149V25H148ZM153 26H154V25H153ZM223 26L225 27V30L223 29V28H224ZM254 26H255V27H254ZM256 26H257V27H256ZM80 27H81V29H80ZM108 27H109V26H108ZM117 27H118V26H117ZM117 27H116V28H117ZM125 27H126V26H125ZM125 27H123L122 29L124 30ZM155 27H157V26H155ZM158 27H159V26H158ZM180 27H182V26H180ZM189 27H190V25H189ZM203 27L206 28V29H203ZM210 27H211V26H210ZM65 28H66V27H65ZM106 28H107V26H106ZM119 28H120V27H119ZM151 28H152V27H151ZM160 28H161V26H160ZM177 28H178V27H177ZM194 28H195V27H194ZM194 28L192 27V29H194ZM198 28H197V30H198ZM226 28H227V29H226ZM79 29L82 30V31H80ZM85 29H86V28H85ZM135 29L137 30L138 28H135ZM135 29H134V32H133V31H130V30H127V31H129L128 33H127V31H126V34H128V37H127V36H126L127 38L121 37V38H124V39H122V40H124V41H121V42H125V40L129 39V40H127V42L129 41V43L131 44V42L133 41L132 39H134V41H135V37H133L132 39H130L131 37L129 38V35H130L129 33H130V32H131V35H130V36H133L134 34H132V33H135L136 36L138 35L137 37H139V34L141 33V35H140V37H139L138 39H139L140 41H142V39L145 37V36H143V38L140 39V38L142 37V33H143V32H141V30H139V31H136V32H137V34H136ZM148 29L150 30L149 27H148ZM161 29H162V28H161ZM165 29H166V28H165ZM167 29H168V28H167ZM180 29H181V28H180ZM209 29H210V28H209ZM216 29L218 30V32L220 31L219 29H223L222 31H220V32H222V34H220V33H218V32L216 33V31H215ZM239 29H241V31H240ZM249 29H250V31H249ZM93 30H95V29H93ZM100 30H101V29H100ZM111 30H112V29H111ZM163 30H164V29H163ZM194 30H195V29H194ZM238 30H239V31H238ZM246 30H247V31H246ZM89 31H91V32H90L91 34L89 33ZM116 31H117V30H116ZM151 31L153 32L154 30H151ZM155 31H156V30H155ZM180 31H182V30H180ZM226 31H227L229 34L226 33ZM237 31H238V32H237ZM245 31H246L247 33H246ZM248 31H249V32H248ZM78 32H79V33H78ZM84 32H85V31H84ZM86 32H85V33H86ZM106 32H108V31L106 30ZM120 32H121V31H120ZM124 32H125V30H124ZM124 32H123V33H124ZM146 32H145V33H146ZM152 32H151V34H152ZM156 32H157V31H156ZM156 32L153 33V34L156 35ZM162 32H163V31H162ZM169 32H171V31H169ZM182 32H184V33H183L184 35H186L185 33H187V32H185V31H182ZM236 32H237V33H236ZM243 32H245V33H243ZM76 33H77V35H79V36H77ZM80 33H81V34H80ZM100 33H101V32H100ZM116 33H118V32H116ZM145 33H144V35H145ZM180 33H181V32H180ZM190 33H189V34H190ZM242 33H243V34H242ZM248 33H249V35H248ZM103 34H104V33H103ZM105 34H106V33H105ZM109 34H110V33H109ZM148 34H149V33H148ZM148 34H147V35H148ZM157 34H158V33H157ZM173 34H175V33L173 32ZM173 34H172V35H173ZM181 34H182V33H181ZM217 34H218V36H219V34H220V36H219V37H216ZM235 34H236V35H235ZM238 34H239V36L242 35L241 38H239ZM240 34H241V35H240ZM244 34H245V35H244ZM246 34H247L248 37L246 36ZM253 34H254V35H253ZM75 35H76L77 37H76ZM81 35H82V36H81ZM87 35H89V36L87 37ZM95 35H96V34H95ZM122 35H123V34H122ZM165 35H166V34H165ZM184 35H183V36H184ZM192 35H190V36L193 38ZM215 35H216V36H215ZM100 36H101V35H100ZM105 36H106V35H105ZM105 36H103V37L105 38ZM109 36H110V35H109ZM157 36H158V35H157ZM160 36H161V38H163L162 35H160ZM160 36H159V37H160ZM163 36H164V35H163ZM178 36H179V35H178ZM178 36H177V37H178ZM190 36H189V37H190ZM221 36H223V37H221ZM234 36H235V37L237 36V37L235 38ZM251 36H252L253 38H252ZM81 37H82V38L87 37V38H85V39H87V41H88V43H87V44H88V45H87L88 47H89V44L92 45V46H91V49H92V48H93V49L90 50V53H86L87 55H83V54L85 53V50L82 51L83 53L81 52V50H82V48H83V47H82V42H83V44H84V40H82ZM93 37H94V36H93ZM110 37H111V36H110ZM119 37H120V34H119ZM137 37H136V38H137ZM164 37H165V36H164ZM177 37H176V35H175V37H173L172 39H169V40H171L172 42H174V41H175L174 39H178V38H179V37H178V38H177ZM180 37H181V36H180ZM184 37H185V36H184ZM184 37H182V38H184ZM189 37H188V38H189ZM111 38H112V37H111ZM115 38H116V37H115ZM115 38H114V39H115ZM146 38H148V36H146ZM168 38H169V37H168ZM208 38H210L211 40H208ZM246 38H247V39H246ZM249 38H250V39H249ZM251 38H252V39H251ZM88 39H89V40H88ZM102 39H103V38H102ZM105 39H106V38H105ZM151 39H152V37H151ZM154 39H155V38H154ZM164 39H165V38H164ZM190 39H189V40H190ZM193 39H194V38H193ZM204 39H205V40H204ZM214 39H216V40H214ZM220 39H221V40L223 39V40L221 41ZM239 39H240V40H239ZM64 40H63V41H64ZM179 40H181V38H180ZM179 40H178L176 43H173V45L177 46V43L179 42ZM185 40H187V38H185ZM185 40L182 39V41H185ZM189 40H188V41H189ZM195 40H196V39H195ZM242 40H243V41H242ZM89 41H90V43H89ZM106 41H107V40H106ZM110 41H112V40L110 39ZM117 41H118V40H117ZM137 41H138V40H137ZM140 41H139V43H140ZM147 41H150V42H151L150 39H149V40L147 39ZM160 41L163 42L164 40L160 39ZM167 41H168V40H167ZM171 41H170V42H171ZM209 41H210V42H209ZM212 41H213V42H212ZM218 41H219V43H218ZM251 41H252V42H251ZM85 42H86V41H85ZM98 42H99V41H98ZM100 42H101V41H100ZM104 42H105V41H104ZM113 42H114V41H113ZM145 42H146V40H145L144 42H142V43L145 44ZM153 42H154V41H153ZM156 42H157V41H156ZM162 42H159V43L157 42V43H158V46H157V47H156V45H155V47H152L153 45H151V44H150V45L147 44L148 46H151V47L146 48V51H148L147 49H149V48H151V49H150L151 51L149 50L150 52L153 51V52L155 53V52L160 51L159 48H160V49H161V47L163 48V46L161 45ZM185 42H187V41H185ZM211 42H212V43H211ZM216 42H217V43H216ZM62 43H63V42H62ZM118 43H120V42H118ZM139 43H136L137 45L135 44V50H137V49L140 50V49H141L140 51H142L143 48L147 47V45H146V46H144L143 48H141L142 46H140V48H136V46L138 47V44H139ZM164 43H165V42H164ZM164 43H163V44H164ZM179 43H180V42H179ZM182 43H183V42H182ZM203 43H204V44H203ZM213 43H214V44H213ZM245 43L248 44V45L246 46ZM254 43H255V44H254ZM99 44H102V43H99ZM122 44H123V43H122ZM180 44H181V43H180ZM184 44H186V43H184ZM187 44H188V43H187ZM207 44H208V45H207ZM211 44H212V46H211ZM106 45H107V43H106ZM112 45H113V43H112ZM173 45H172V47H173ZM206 45H207V46H206ZM116 46H118V45H116ZM124 46L127 47V48H126L127 50L123 53V54H126V55H124V57L127 56V54H128L129 52H130L129 54H131V53L134 51V50H132V46H133V44H132V46L129 45L131 48H129L128 43H127L126 45L124 44ZM160 46H161V47H160ZM181 46H182V45H181ZM208 46H209V49H207ZM243 46H246V47H243ZM254 46H255V47H254ZM118 47H119V46H118ZM120 47H121V46H120ZM172 47H171L172 50H170V51H173V48H172ZM248 47H249V48H248ZM109 48H110V47H109ZM189 48H188V49H189ZM198 48H199V47H198ZM198 48H197V49H198ZM83 49H85V46H84ZM87 49H88V48H86V50H87ZM89 49H90V48H89ZM97 49H98V48H97ZM97 49L94 50L95 52L97 51V59L100 58V59H103V61H106L107 63H106V62H104V63H106V65L109 64V65H107L106 67H110V65H111L114 61H116V60H114L113 62H111V61H109L108 59H106L105 56H104V57H105V58H104V57L102 56V55H103V54H102V49H98L99 51H98ZM123 49H124V48H123ZM130 49H131V51H130ZM210 49H211V50H210ZM244 49H245V50H244ZM105 50H107V49H105ZM111 50H112V49H111ZM111 50H110V51H111ZM124 50H125V49H124ZM138 50H137V51H138ZM161 50H162V49H161ZM163 50H164V49H163ZM166 50H167V49H166ZM207 50H208V51H207ZM212 50H213V52H212ZM88 51H89V50H87L86 52H88ZM100 51H101V53H100ZM140 51H138V52H140ZM174 51H175V50H174ZM98 52L100 53V56H101L102 58H101V57H98V56H99V55H98V54H99ZM114 52H115V49H114ZM126 52H128V53H126ZM134 52H135V54L138 53V52H136V51H134ZM165 52H166V51H165ZM167 52H168V50H167ZM229 52H230V54H229ZM79 53H81V54H82L81 56H83L84 58H81V56L79 55ZM105 53H107V51H106ZM108 53H109V52H108ZM154 53H152V55H153ZM159 53H161V51H160ZM170 53H171V52H170ZM178 53H180L181 55L179 56ZM187 53H188V56H189V57H185V56H187ZM195 53H196V54H195ZM200 53H201V54H200ZM207 53H208V54H207ZM73 54H74V55H75V54H78V55H79V60H76V59H75V56H74ZM112 54H113V53H112ZM120 54H121V53H120ZM129 54H128V55H129ZM132 54H133V53H132ZM135 54H134V55H135ZM141 54H142V52H141ZM141 54H140V55H141ZM143 54H144L143 57H145V56H146V55H145V54H146V53H145V50H143ZM149 54H150V53L147 52V56H148ZM162 54H164V53H162ZM168 54H169V53H168ZM171 54L173 55V53H171ZM184 54H185V56H184ZM206 54H207L208 56H207ZM210 54H211V55H210ZM78 55H77V56H78ZM88 55H89V56H88ZM92 55H93V54H92ZM95 55H96V53H94V56H95ZM114 55H115V54H114ZM154 55H155V54H154ZM154 55H153V56H154ZM157 55H158V53H157ZM166 55H167V54H166ZM182 55L186 58V59H185L186 61L183 60V59H181V56H182ZM192 55H193V56H192ZM198 55H199V56H198ZM72 56L74 57V60H73V57H72ZM77 56H76V57H77ZM87 56H88V57H87ZM110 56H111V55H110ZM119 56H120V55H119ZM121 56H122V55H121ZM121 56H120V57H121ZM137 56H138V55H136V57H137ZM147 56H146V57H147ZM149 56H150V55H149ZM86 57H87V58H86ZM95 57H96V56H95ZM112 57H113V56H112ZM112 57H111V58H112ZM130 57H131V56L129 55V60L132 61V59H130ZM134 57H135V56H134ZM140 57H142V56H140ZM157 57H158V56H155V57H154L155 59H157L156 62H158V58H157ZM164 57H165V56H164ZM164 57H161V58L164 59ZM191 57H193V58H191ZM80 58H81V59H80ZM85 58L87 59V62H86V59H85ZM109 58H110V57H109ZM127 58H128V57H127ZM161 58L159 57V60H161ZM182 58H183V57H182ZM208 58H209V60H208ZM77 59H78V58H77ZM83 59H84V60H83ZM93 59H94V58H93ZM120 59H121V58H120ZM124 59H126V58H124ZM137 59L139 60V56H138ZM140 59H141V58H140ZM91 60H92V59H91ZM95 60H96V58H95ZM95 60H94V61H95ZM98 60H99V59H98ZM112 60H113V59H112ZM147 60H148V59H147ZM150 60H153L151 56H150ZM206 60H207V61H206ZM234 60H235V61H234ZM1 61H2V60H1ZM74 61L77 62V63H75ZM78 61H80V62H78ZM119 61H120V60H119ZM124 61H125V60H123V62H124ZM133 61H136V58H135ZM153 61H154V60H153ZM167 61H168V60H167ZM177 61H176V62H177ZM183 61H184V62H183ZM210 61H211V62H210ZM2 62H3V61H2ZM90 62H91V61H90ZM99 62H101L100 64H102V61L99 60ZM108 62H109V63H108ZM110 62H111V63H110ZM160 62H161V61H160ZM162 62H164V61L162 60ZM162 62H161V64H159L158 67H160V65L162 66ZM207 62H208V64H207ZM58 63H59V62H58ZM74 63L76 64L75 66L73 65ZM94 63H95V62H94ZM104 63H103L101 66L105 65ZM133 63H134V62H133ZM135 63H136V62H135ZM135 63H134L133 65L130 63V65H132V67H133V66L135 65ZM137 63H138V62H137ZM137 63H136V65H137ZM144 63H145V62H144ZM152 63H153V62H152ZM4 64H5V62H4ZM6 64H7V63H6ZM96 64H98L97 61H96ZM145 64H146V63H145ZM156 64H157V63H156ZM167 64H168V63H167ZM173 64H174V63H173ZM211 64H212V65H211ZM7 65H8V64H7ZM62 65H63V64H62ZM62 65H61V66H62ZM81 65H82V66H81ZM91 65H92V64H91ZM113 65H114V66H113ZM146 65H147V64H146ZM149 65H150V64H148V66H149ZM157 65H158V64H157ZM168 65H169V64H168ZM4 66L6 67V65H4ZM8 66H9V65H8ZM61 66H59V67H61ZM63 66H64V65H63ZM79 66H80V67H79ZM93 66H95V65H93ZM98 66H99V64H98ZM115 66H116L115 63L111 65V68H112L111 71L114 70ZM171 66H172V65H171ZM173 66H174V65H173ZM205 66H206V67H209V68H206ZM261 66H262V67H261ZM10 67H11V66H10ZM91 67H92V66H91ZM106 67L104 66V68H99V70H100V69H101V70L104 69V70H107V71H108V68H106ZM136 67H137V66H136ZM158 67H157V68H158ZM168 67H169V66H168ZM200 67H201V68H200ZM1 68H3V67H2V64H1ZM1 68H0V70H1ZM11 68H12V67H11ZM111 68H110V69H111ZM134 68H135V66H134ZM149 68H151V67L149 66ZM152 68H153V67H152ZM155 68H156V67H155ZM174 68H176V67H173V69H174ZM177 68H178V67H177ZM205 68L208 69V70H205ZM12 69H13V70H12ZM12 69H10V68L7 67V68L4 70V68H3L4 71L2 70L1 73H0V74H1V75H0V80H1L0 83H1V84H2V83L5 84L6 82H7V84H8V82H9V84H11L10 81H11L12 77L14 78V73H12L10 70H12V71H14V72H15V70H16V69H14V67H13ZM19 69H20V68H19ZM50 69H51V68H50ZM83 69H86V70H83ZM90 69H91V68H90ZM93 69H94V68H93ZM115 69H116V68H115ZM166 69H167V68H166ZM181 69H182V70H181ZM260 69H261V70H260ZM6 70H8V74H7ZM20 70H21V69H20ZM22 70H24V69H22ZM39 70H40V69H39ZM52 70H54V69H52ZM59 70H60V69H57L56 71H59ZM62 70H63V69H62ZM62 70H61V71H62ZM65 70H66V69L64 68V72H65ZM79 70H80V72H79ZM99 70H98V71H99ZM169 70H171V69H169ZM169 70H168V71H169ZM190 70H191V71H190ZM239 70H240V71H239ZM259 70H260V71H259ZM47 71H48V70H47ZM68 71H69V73H68ZM74 71H75V70H73L72 72H74ZM93 71H94V70H93ZM102 71H103V70H102ZM102 71H101V73H102V76H103V75L105 74V72H102ZM107 71H106V74H105V75L108 74V75H110V77H112V76H111V73H112V72H111L110 70H109L108 72H107ZM163 71H164V70H163ZM200 71H205V73H206V71H207V73H208L207 75H208V76L210 75V76H212V77H210V78L208 77V78H209L208 80H207L206 77H205L206 80H205V79H204V80L207 81V82L204 83V82H203L204 80H202V78H201V77H204V76H202V75H203V74H202L203 72H200ZM208 71H209V72H208ZM236 71H237V72H236ZM2 72H3V73H2ZM5 72H6V75H3V74H5ZM9 72L12 73L13 76L6 77V76H8V75H12V74H9ZM23 72H24V71H23ZM44 72H45V71H44ZM51 72H53V71H50L49 74H50ZM76 72H77V71H76ZM76 72H75V74H76ZM113 72L115 73V71H113ZM158 72H159V71H158ZM199 72H200L201 74H200ZM253 72H254V73H253ZM17 73L20 74V71H19L18 69H17ZM17 73L15 72V75H16ZM21 73H22V72H21ZM28 73H29V72H28ZM30 73H32V72H30ZM35 73H36V72H35ZM37 73H38V72H37ZM45 73H46V72H45ZM55 73H56V72H55ZM57 73H58V72H57ZM90 73L93 74L92 71H91ZM98 73H99V72H98ZM103 73H104V74H103ZM114 73H113V76H114ZM172 73L174 74L175 72H172ZM177 73H178V72H177ZM179 73L181 74V72H179ZM179 73H178V74H179ZM210 73H211L212 75H211ZM53 74H54V72H53ZM60 74H58L59 76H57V77H60ZM69 74H71V75L69 76ZM75 74H74V76H75ZM95 74H96V73H95ZM173 74H172V75H173ZM175 74H176V73H175ZM185 74H186V75H185ZM199 74H200V75H199ZM237 74H238L239 76H238ZM240 74H241V76H240ZM249 74L254 75V76H252L253 78L251 77V79H250V76H251V75L249 76ZM261 74H262V75H261ZM2 75H3V76H2ZM24 75H25V74H24ZM35 75H37V74H35ZM40 75H41V74H40ZM100 75H101V74H100ZM100 75H99V76H100ZM115 75H116V73H115ZM156 75H158L157 72H156ZM169 75H170V74H169ZM229 75H230V76H229ZM16 76H17V75H16ZM16 76H15V77H16ZM50 76H52V74H51ZM50 76H48V77H50ZM63 76H61V80L63 79V81H65L64 78H63ZM74 76H72V78H70L71 81H72V79H73ZM83 76H84V75H82V76L77 75V77H76V78L74 77V78L77 79V78L79 77L78 79H80V77H83ZM85 76H86V75H85ZM85 76H84L83 78H85V79L87 80L88 77L86 76V77H87V78H86ZM90 76L93 78L94 75H93V76L90 75ZM96 76H98V75L96 74ZM96 76H95V77H96ZM99 76H98V78H96V79H100V81H101V78H102V77L99 78ZM161 76H160V77H161ZM205 76H206V75H205ZM234 76H235V77H234ZM237 76H238V78H239L240 80L237 78ZM247 76H248V77H247ZM261 76H262V78H261ZM48 77H47V79H48ZM54 77H55V74H54V76H52V78H54ZM57 77H56V78H57ZM91 77H90V78H91ZM105 77L108 78L107 76H105ZM105 77H104V78H105ZM110 77H109V79H110ZM156 77H157V76H156ZM167 77H168V76H167ZM229 77H230V80H229ZM240 77H241L242 79H241ZM5 78H6V79H5ZM45 78H46V77H45ZM52 78H49V79L52 80ZM56 78H55V80H56ZM69 78H68V79H69ZM83 78H82V79H83ZM90 78H89V79H90ZM112 78H113V77H112ZM171 78H172V76H171ZM171 78H170V79H171ZM184 78H183V79H184ZM186 78H188V79H186ZM243 78H244V79H243ZM248 78H249V79H248ZM21 79H23V78H21ZM21 79H20V81H21ZM29 79H30V78H29ZM49 79H48V80H49ZM59 79H60V78H58V80H59ZM70 79H69V80H70ZM85 79H84V81H85L84 83H85V84H83V85L86 86L87 81H86ZM96 79L93 80V81H94V82L97 81ZM116 79L118 80V83H117V82L115 83V81H113V84L116 85V87H114V85H113V88H117V86H118L117 84H120V85H121V83H122V85L124 84L123 82H120V80H119L117 77H116ZM157 79H159V78H157ZM183 79H182V80H183ZM199 79H200V80H199ZM227 79H228V80H227ZM236 79H238L239 83H238V81H237ZM253 79H254V81H253ZM260 79H261V80H260ZM5 80H6V81H5ZM13 80H15V79H13ZM16 80H17V79H16ZM16 80H15V81H16ZM18 80H19V79H18ZM31 80H32V79H31ZM37 80H38V79H37ZM61 80H60V81H61ZM69 80H67L68 82H67V81H66V82L69 83ZM73 80H74V79H73ZM182 80H181L180 82H182ZM212 80H213V82H212ZM222 80H223V81L225 80V83H224V82H221V83H222V84H221L220 81H222ZM232 80L234 81L233 83H232ZM2 81H3V82H2ZM39 81H40V80H39ZM46 81H47V80H46ZM49 81H50V80H49ZM74 81H76V80H74ZM80 81H83V80H80ZM89 81H90V80H89ZM98 81H99V80H98ZM98 81L95 82V83H96V84L98 83L99 85H101L102 82L100 83V81H99V82H98ZM109 81L111 82V80H109ZM134 81H137V82L135 83V84H137V86H138V84H140L139 81H138V79L133 80V82H134ZM163 81H162V82H163ZM201 81H202V82H201ZM258 81H259V82H258ZM262 81H263V83H262ZM16 82H17V81H16ZM16 82H15V84H18V83H19V82H18V83H16ZM22 82H23V81H21V83H22ZM42 82H43V81H42ZM47 82H48V81H47ZM61 82H62V81H61ZM66 82H65V84H64L65 86H66ZM76 82H78V80H77ZM103 82H104L105 84H102V85L106 86L107 83L105 82V80H103ZM107 82H108V81H107ZM119 82H120V83H119ZM167 82H168L169 84H168ZM176 82H177V80H176ZM228 82H230V83L228 84ZM240 82L243 83V84H241ZM249 82H250V83H249ZM30 83H31V82H30ZM35 83H36V82H35ZM39 83H40V82H39ZM56 83H57V85H59V84H58V81H57ZM56 83H55V84H56ZM111 83H112V82H111ZM166 83H167V85H169V86H166V85H165ZM170 83H172V84H170ZM183 83H184V82H183ZM203 83H204V84H203ZM219 83H220V84H219ZM234 83H235V85H233ZM257 83H258V84H257ZM15 84L12 82L11 87H12V85L15 86ZM22 84H23V83H22ZM24 84H25L24 86L20 84L19 87H20V86H23V87L25 88V86L28 85V84L26 85L25 82H24ZM47 84H48V83H47ZM53 84H54V83H53ZM62 84H63V83H62ZM62 84H60V87L58 86V90H57V92H55V94L53 95V96H55V95H58L59 93H61V94H59V96L55 97V100H52V101L49 100V99H50V96H49V94H48V95L46 94V92H45V88H46V87L44 86V87H43L44 89L42 88V91L44 92V94H43L42 91L40 92V91L37 90L36 95L38 94V92H40V93L43 94V96L45 95L46 97L44 96V98H43L42 94H41V95L38 94V95H37L38 98H37L36 95H35L36 97L33 96V97L35 98V99H34V98L32 97V95L35 94L34 92H36V91H35L36 89H35L34 92H33V91H30V90H32V88H31V89H29V91H30L29 93L31 94V92H32L31 98L29 97V96H30V95H29V96H28L29 98L25 99V101H26V100H28V101L30 100V103H31L30 105H33V108L36 109L35 107H38V106H39V103H40V105H41L43 101H44V103L46 104L45 101L48 100V102H51V103L49 104V103L47 102V106L51 105V107H53V106H52V103H53L54 101L60 99V100H59L60 102H59V101H56V102H58V103H55L56 105L53 103V104L55 105L54 108L57 106V108L60 109V112H61V111L64 112V110H67V109H68V108H67V109L65 108V107L67 106V105H65V104H66V102H68L69 100H72L73 98L76 97L75 99L80 98L79 100L81 101V103H82V102L85 103V101L87 102V100L90 101L88 98H90L91 100L94 98V99H93V101H94V100H95V97H93V96H94V95H97V93H96L97 91H95V88H94L93 86H92V88H91V86H90L89 84H87V87H88L87 89L90 90V88H91V90H92L91 95L93 94V96H90V93H89V94L87 93V91L90 92L89 90H87V89H86V91L84 90L85 93L88 94V95H87V94L84 93V91H82V89H85V88H82V87H81V89H80V86H79V85L75 86L77 83H75V85L72 83L73 86L70 85V83H69V84H67V86H66V88L69 87V88L67 89L68 91H66V92L64 93L65 96L63 97V91H64V90H63V88L61 87V86H63ZM90 84H91V83H90ZM92 84H93V83H92ZM98 84H97V85H98ZM133 84H134V83H133ZM135 84H134V85H135ZM205 84H206L207 86H206ZM217 84H218V85H217ZM238 84L240 85V87H236V86H239ZM259 84H260V85H259ZM45 85H46V84H45ZM69 85H70V86H69ZM120 85H119V86H120ZM122 85L120 86V87H121V91H124V90H122V89H124V87H125L126 85L124 84V87H123ZM160 85H159V86H160ZM192 85H193V86H192ZM201 85H202V86H201ZM203 85H204V86H203ZM223 85L226 86V87H224V89H226V90L223 91V97H222V99L220 100V98H219V100H220L221 102H220V103L217 102L219 106L217 105V103H216V104L214 103L215 105H212V106H211V104H213V102L210 103V105H209V104H206V102L204 101V99L206 98L205 100H207L208 98H210L209 96H210L211 94L216 95L217 93H215V90L217 91V89H219L218 87H220V89H223ZM229 85H231L232 87H230ZM6 86H8V85H6ZM14 86H13L12 88H14ZM30 86H31V85H30ZM34 86H35V85H34ZM52 86H53V85H52ZM71 86H72V88H74V89L71 88L72 91H73L72 93L75 94L74 96H73V95H70V94H72V93H71V90H69ZM89 86H90V87H89ZM110 86H111V84H110ZM162 86H163V87H162ZM260 86H261V87H260ZM0 87H2V85H0ZM19 87H18V88H19ZM77 87H79V89H77ZM83 87H84V86H83ZM108 87H109V85H108ZM126 87H127V86H126ZM126 87H125V88H126ZM139 87L142 88L143 85H142V86L139 85ZM154 87L160 89V87H158V86H157V87L154 86ZM178 87H180V88H178ZM199 87H200V88H199ZM215 87H216V89H214ZM227 87H228V88H227ZM235 87H236V88H235ZM250 87H251V90H250ZM254 87H255V88H254ZM258 87H259V88H258ZM5 88H6V87H5ZM5 88H4V90H5ZM7 88H8V87H7ZM20 88H22V87H20ZM24 88H23V90L20 89L23 93H24V90H25L26 88H27L26 90H28V87H26L25 89H24ZM29 88H30V87H29ZM49 88H51V87H49ZM53 88H54V87H53ZM56 88H57V87H56ZM56 88H54V89H56ZM75 88L77 89V91H78V90H80V92L82 91V93L84 94V96L82 97V95H83L82 93H81L82 95H77V96H76V93H74V92L76 91ZM104 88H105V87H104ZM104 88H103V89H104ZM110 88L112 89V91H110L111 94H109V93H108V90H106V88H105V90L107 91V92H106V91H105V92H106L107 94L105 93L104 95L107 96V97L105 98V99H107V100H108V96H109V95H110L109 98H111L112 93H113V94H115V93L118 94V93H119V90H118V89H120V88L118 87V89H116V91H115V93H114L113 88H112V87H110ZM110 88H108V89L110 90ZM155 88H154V89H155ZM177 88H178V89H177ZM185 88H186V89H185ZM192 88H193V89H192ZM230 88H231V89L234 88L235 90L233 89V90H234V91H233V90H231ZM237 88H238V89H237ZM239 88H240V89H239ZM0 89H1V88H0ZM16 89H17V86H16ZM16 89L14 88V89H12V90H16ZM47 89H48V88H47ZM61 89H62L63 91H62ZM93 89H94L95 92H93ZM162 89H164V90H162ZM169 89H170V91H169ZM180 89H181V91H180ZM182 89H183L184 91H183ZM187 89H188V90H187ZM190 89H191V90H190ZM199 89H200L201 92L199 91ZM201 89H202V90H206V91H202ZM213 89H214V90H213ZM224 89H223V90H224ZM259 89H260V90H259ZM39 90H41V89H39ZM97 90H98V88H97ZM100 90H101V89H100ZM100 90H98V93H99V94H103V93H104V90H103L102 92H100ZM117 90H118V92H117ZM167 90H168L169 92H167ZM175 90L177 91L176 94H175V92H176ZM178 90H179V91H178ZM186 90H187L188 92H185ZM237 90H238V91H237ZM243 90H244V91H243ZM255 90H256V91H255ZM258 90H259V91H258ZM0 91H1V90H0ZM18 91H19V89H18ZM21 91H20V92H21ZM46 91H49V90H46ZM59 91H60V92H59ZM61 91H62V92H61ZM77 91H76V92H77ZM130 91H131V89L129 90V92H130ZM228 91H230V92H228ZM232 91H233V92H232ZM236 91H237V92H236ZM240 91H241V92H240ZM5 92H7V94H6ZM5 92L2 91L1 93H2V94L5 93L6 96L8 95L7 98H6V96H5L4 98H5V100L7 101V103H6V102H5V103L8 104V107H10V104L8 103V99L13 95V92H14V91L11 92V88H10L9 93H8V89L5 90ZM22 92H21V93H22ZM78 92H79V91H78ZM125 92H126V91H125ZM129 92H128V94H129ZM164 92H165L166 94H164ZM170 92H171V94H170ZM184 92H185L186 94H185ZM235 92H236V93H235ZM244 92H245V93H244ZM247 92H248V93H247ZM257 92H260V94H261V96H260V95H259V97L257 96V97H258V100L255 98L256 96H254V94L256 95ZM261 92H262V93H261ZM1 93H0V94H1ZM15 93H18V94H19V92H15ZM15 93H14V95H15ZM21 93H20V94H21ZM48 93H49V92H48ZM50 93H51V92H50ZM53 93H54V92H53ZM56 93H57V94H56ZM67 93H68V94H67ZM69 93H70V94H69ZM121 93H122V92H121ZM126 93H127V92H126ZM132 93L130 92V94H132ZM138 93L140 94V96L138 95ZM181 93H182V94H181ZM183 93H184V94H183ZM201 93H202V94H201ZM204 93H205V94H204ZM208 93H209V94H208ZM234 93H235V95H234ZM238 93H240V94H238ZM246 93H247L248 95H247ZM251 93H252L253 97H252ZM2 94H1V96H0V97H2V98H0V99L3 100V101H2V103H3V102H4L3 96H4L5 94H4V95H2ZM18 94H17V96L20 97ZM25 94H28V93H25ZM108 94H109V95H108ZM167 94H169V95H167ZM173 94H174L175 97H173ZM195 94H196V95H195ZM198 94H199V95H198ZM226 94H227V95H230V96L233 95V97L235 98V100H234V98H232V97H231V98H230V97H229V98H228V97L225 98V95H226ZM241 94H242V95H241ZM10 95H11V96H10ZM39 95H40V96H39ZM50 95H51V94H50ZM61 95H62V96H61ZM166 95H167V96H166ZM171 95H172V96H171ZM208 95H209V96H208ZM236 95H238V96H236ZM23 96H24V94H23ZM48 96H49V98H48ZM51 96H52V95H51ZM60 96H61V97H60ZM71 96H73V97L71 98ZM78 96H79V97H78ZM80 96H81V97H80ZM88 96H89V97H88ZM105 96H104V97H105ZM114 96H115V95H113L112 98H114ZM135 96H136V97H135ZM138 96H139V97H138ZM180 96H181V97H180ZM186 96H187V97L189 96V99H188ZM194 96H196V97H194ZM202 96H203V97L206 96V97L203 98ZM244 96H245V97H244ZM246 96L250 97L251 99L248 100V99L246 98ZM24 97H25V96H24ZM24 97H22V99H23ZM26 97H27V95H26ZM26 97H25V98H26ZM41 97H42V99H41ZM59 97H60V98H59ZM67 97H68V99H69V98H70V99H69V100L66 99ZM85 97H86V98H85ZM91 97H92V98H91ZM124 97H125V98H124ZM157 97H158V98L163 97L161 100H158V105H156L157 107H158V106L160 107V108L158 107V108L160 109V111H158V112H156V111H157V107L154 108V107H152V104H151V103H149V102L146 103V102H145V101H150V98H151V101H154V98L156 99ZM164 97H165L166 99H165ZM168 97H169V98H168ZM190 97H191V98H190ZM197 97H198L199 99H198ZM211 97H212V95H211ZM20 98H21V97H20ZM20 98H19V99H20ZM46 98H48V99H46ZM52 98H53V97H51V99H52ZM56 98H57V99H56ZM83 98H84V99H83ZM112 98H111V100H112ZM115 98H116V97H115ZM122 98H123V99H122ZM139 98H141V99L143 98L144 100H141V99H139ZM158 98H157V99H158ZM167 98H168V99H167ZM171 98H172L173 101L171 100ZM254 98H255V100H256L258 103H256V105H254V103H252V104L254 105V107H256V108H254L252 105H251V106L254 108V110L256 109V111L253 110V111L251 112V114H250L249 112H247V111H243V114H241L242 112H240L237 108L242 109V110H244V109L246 110V109L248 108L247 106H249L248 103H250V101L253 102V101H254V100H253ZM43 99H44V100H43ZM53 99H54V98H53ZM62 99H63V100H62ZM81 99H83V101H82ZM85 99H87V100H85ZM121 99H122V100H121ZM134 99H135V100L137 99L139 102L136 101V102H135L136 104L131 105V103H132L131 101H133V103H134ZM176 99H178V100H176ZM182 99H183V100L185 99V100H184V101H181ZM200 99H201L203 102H205V104H206L205 106H203V102H202ZM1 100H0V102H1ZM64 100H65V102H64ZM79 100H78V101H79ZM84 100H85V101H84ZM116 100H117V99H116ZM168 100H169V101H168ZM195 100H197V101H195ZM198 100H200V101H198ZM214 100H216V99H214ZM224 100H225L226 102H225ZM245 100H246V101H245ZM252 100H253V101H252ZM21 101H22V100H21ZM62 101H63L65 104L61 103ZM73 101H74V102H73ZM76 101H77V100H76ZM121 101H124V102L121 103ZM126 101H127V102H126ZM140 101L143 102V105H142V103H141ZM159 101H161L160 103H162L161 106H160ZM163 101H165L166 103H163ZM187 101H188V102H187ZM191 101H192V102H191ZM212 101H213V100H212ZM228 101H229V102H228ZM232 101H233V102H232ZM256 101H255V102H256ZM23 102H24V99H23ZM125 102L127 103V105H126ZM137 102H138V103H137ZM168 102H169V103H168ZM173 102H174V103H173ZM176 102H177L178 104H176ZM181 102H182V103H181ZM183 102H184L185 104H184ZM200 102H201V103H200ZM227 102H228V103H227ZM236 102H237V103H236ZM261 102H262V103H261ZM24 103H25V102H24ZM26 103H27V101H26ZM44 103H43V104H44ZM69 103H70V105H71V102H70V101H69L67 104H69ZM72 103H76V104H78V105L75 107L76 109L79 108L78 106H81V105H80L81 103L79 104V103L75 102V100H72ZM89 103H90V102H89ZM112 103H113V104H112ZM124 103H125V104H124ZM133 103H132V104H133ZM140 103H141V104H140ZM156 103H157V101H156ZM179 103H180V104H179ZM198 103H199L200 105H197ZM224 103H225V105L228 106V107H226L227 109L222 110V107L225 106ZM229 103H230V104H229ZM243 103H244V104H243ZM0 104H1V103H0ZM27 104H29V102H28ZM27 104H26V105H27ZM45 104H44V105H45ZM48 104H49V105H48ZM58 104H59V105H58ZM61 104H62V106H64L63 109L60 108V107H61ZM82 104H83V103H82ZM87 104H88V103H87ZM87 104L85 105V110H86L87 106L89 105V104H88V105H87ZM137 104H138V105H137ZM139 104L142 106L141 109H139V108H140V107H139V106H140ZM144 104H145V106H144ZM147 104H148V105H147ZM171 104H173V105H171ZM174 104H175V105H174ZM183 104H184V105H183ZM187 104H188V105H187ZM201 104H202V105H201ZM221 104L223 105L222 107H220ZM228 104H229L230 106H229ZM233 104H235L237 108L234 107ZM250 104H251V103H250ZM4 105H5V104H4ZM30 105H29V107H30ZM34 105H35V107H34ZM44 105H43V106L41 105V107H45V106H46V105H45V106H44ZM149 105H150L151 108H154V109L150 110V109H149V108H150ZM154 105H155V104H154ZM167 105H168V106H167ZM169 105H170V106H169ZM179 105H180L181 107H180ZM185 105H186V106H185ZM189 105L191 106L192 109L195 108L194 110H192L193 112H192L191 110H189L190 112H188V113L192 114V117H191V116H190V117L193 118V120H190V118L187 117L188 119L185 120V122L183 121L184 124H182V125H183V128H182V129L184 130L185 128H187V130H184V131H183L184 133H181V134H180L181 136H185V137H181V136L179 135V132L174 128V126H173L172 124L174 123V121H175L176 124H177V122H179V121H177V118H179L180 114H181V115L183 114L182 116L185 115V117L188 115V114L186 115V113H185L184 111H185V110L188 111L187 109L190 108ZM243 105H244V106H243ZM246 105H247V106H246ZM1 106H2V105H1ZM1 106H0V107H1ZM5 106H6V108H7V105H5ZM5 106H3V107L5 108ZM27 106H28V105H27ZM73 106H74V104H73ZM131 106H132V109H131ZM134 106H135V107H134ZM146 106H147V107H146ZM175 106H176L177 108H176ZM184 106H185V107H184ZM193 106H194V107H193ZM202 106H203V107H206V109L203 108ZM208 106H209V107H208ZM232 106H233V108H231ZM51 107H50V108H51ZM67 107H68V106H67ZM166 107H167V108H166ZM169 107H171V108H169ZM187 107H188V108H187ZM201 107H202V108H201ZM216 107H217L218 109H217ZM245 107H246V108H245ZM50 108L48 109V107H46V110L49 111ZM54 108H52L53 112L58 113L59 110H58L57 108H55V111H54ZM64 108H65V109H64ZM114 108L117 109L116 107H114ZM114 108H113V109H114ZM142 108H143V110H142ZM144 108H145V109H144ZM146 108L149 109L150 111L146 110ZM164 108H166V110L168 109L169 111H173V110H174V111H173V113L170 114V113L168 112V110L165 111ZM174 108H175V109H174ZM186 108H187V109H186ZM208 108H209V110H207ZM212 108H213V109H212ZM229 108H230V110H229ZM258 108H259V109H258ZM261 108H262V109H261ZM34 109H33V110H34ZM38 109H39V107L37 108V111H38ZM41 109H42V108H41ZM61 109H62V110H61ZM72 109H74V107H73ZM72 109H71V110H72ZM115 109H114V110H115ZM159 109H158V110H159ZM182 109H183V111H182ZM196 109H197L198 112L200 111V112H199L200 114L202 113V114L204 115V113H206V114H208V116H207L206 114L204 115L205 117H204L202 114L199 116V113L196 111ZM198 109H199V110H198ZM201 109H202V110H201ZM219 109H220V110H219ZM231 109H232V110H231ZM248 109H249V108H248ZM0 110H1V109H0ZM17 110H18V107H17ZM42 110H43V109H42ZM46 110H45V111H42V112H44V114H46V113H45ZM52 110H50L49 113L52 112ZM74 110H75V109H74ZM140 110H141V111H140ZM153 110H154L155 113L152 112ZM162 110H163V111H162ZM178 110H179V111H178ZM180 110H181V111H180ZM203 110H204V111H203ZM213 110H215V112H214ZM218 110H219L222 114L219 113ZM228 110H229V112H228ZM249 110H251V109H249ZM29 111H30V110H29ZM48 111H47V113H48ZM144 111H148V112H145L147 118H146V116L144 115L145 113L143 114ZM164 111H165V113H166L167 116L164 114ZM194 111H195L196 113H195ZM207 111H208V112H207ZM211 111H212V112H211ZM231 111H232V112H231ZM236 111H237V112H236ZM258 111H259V112H258ZM18 112H19V111H18ZM33 112H35V111H33ZM42 112H41V113H42ZM53 112H52V113H53ZM60 112H59V113H60ZM118 112H119V111H118ZM118 112H117V114H115L116 116L121 114V112H119V113H118ZM122 112H123V113H124V112L126 113V111H124V109H123ZM130 112H129V110H128V112H127L128 115L125 114V116H124V114H122L125 118H123V116L121 115V116H122V117L120 116L121 118H119V119L115 118V119L118 120V121H121V122L123 121V122H122V124H123V123H124V120H123V119H126L127 116H130V117H131V115H129V114H131ZM150 112H151V113H150ZM162 112H163V114H162ZM175 112L177 113L176 115H174ZM213 112H214V114H213ZM216 112H217V113H216ZM261 112H262V113H261ZM41 113H40V111L38 112V116H37L38 118H39V117H40V118L43 117V115H42ZM49 113H48V114H49ZM61 113H62V112H61ZM61 113H60V114H61ZM135 113H136V112H135ZM137 113H136V114H137ZM147 113H148L149 117H148ZM159 113H160L161 115H160ZM184 113H185V114H184ZM194 113H195V115H196V114L198 115V118L194 116ZM215 113H216V114H215ZM223 113H224V114H223ZM225 113H226V114H225ZM244 113H245V114L249 113V114L251 115V119H253L252 125H251V122L248 121V119L245 118V114H244ZM19 114H20V113H19ZM39 114H40V115H39ZM60 114H57V115H60ZM136 114H134L133 117L136 118V116H135ZM138 114H139V113H138ZM152 114H155V115L152 116ZM219 114H221V115H219ZM230 114H231V115H230ZM233 114H234V115H233ZM238 114H239V116H237ZM256 114H257V115H256ZM260 114H261L262 116H261ZM46 115H47V114H46ZM115 115H114V117H115ZM162 115H163V117H161ZM169 115H170V118H169ZM171 115H173V117H172ZM224 115L226 116V118H224ZM232 115H233V116H232ZM240 115H241L242 117H241ZM252 115H255V116L253 117ZM30 116H31V115H30ZM49 116H50V114H49ZM54 116H56V114H55ZM54 116H53V117H54ZM150 116H151V117H150ZM158 116H159V118H160V117L162 118V119L160 118V119H161L160 122H159L160 125L157 124V123H158L157 120L159 119V118H157ZM193 116H194L195 118H194ZM228 116H231V117L236 116V118H237V117H240L241 119L238 118L240 121H239V120H236V122L239 121L240 123L237 122V123H238V124H237V123H235L234 120L231 121V117H228ZM243 116H244V117H243ZM260 116H261V117H260ZM34 117H36V116H33V118H34ZM44 117L47 119L46 116H44ZM44 117H43V118H44ZM130 117H128V118H130ZM155 117H156V118H155ZM176 117H177V118H176ZM185 117H184V119H186ZM207 117H208V119H207ZM216 117H217V118H216ZM222 117H223V118H222ZM256 117H257V118H256ZM258 117H259V118H258ZM262 117H263V118H262ZM45 118H44V120H41L42 118H41L40 120H41V121H44V123H46L47 120H45ZM54 118H55V117H54ZM54 118H53V119L51 118V120H54ZM110 118H111V121H110V119H109V120L107 119V120L109 121V123H110V122L113 123V122H112V120H113L112 117H110ZM131 118H132V117H131ZM131 118H130V119H131ZM153 118H154L155 120H152ZM163 118H164V120H163ZM175 118H176V120H175ZM180 118H181V117H180ZM180 118H179V119H180ZM182 118H183V117H182ZM182 118H181V121H182ZM203 118H204V119H203ZM228 118H229V119H228ZM236 118H235V119H236ZM254 118H255L256 120H255ZM169 119H170L171 121H170ZM179 119H178V120H179ZM194 119H195V120L198 119V122L200 121L201 123H200V122H199L200 124H199V123H196L197 121L195 122ZM202 119H203V120H202ZM205 119H206V120H205ZM210 119H211V121H210ZM217 119H218V120H217ZM224 119H225V122L223 121ZM227 119H228V120H227ZM233 119H234V118H233ZM260 119H262V120H260ZM34 120H35V118H34ZM48 120H49V118H48ZM146 120H147V121H146ZM162 120H163V121H162ZM173 120H174V121H173ZM207 120H208V121H207ZM212 120H215V121L217 120L218 122H215V121H212ZM245 120H247V123H244ZM38 121H39V120H38ZM38 121H37V122H38ZM108 121H107V122H108ZM113 121H114L113 124H115V123H116L115 120H113ZM118 121H117V122H118ZM126 121H128V119H126ZM133 121H135V119H133ZM143 121H145V122H143ZM188 121H189V122H188ZM193 121H194V123L197 124V125H195V124L193 123ZM202 121H204V122L202 123ZM227 121H229V122H227ZM233 121H234V122H233ZM34 122H35V121H34ZM49 122H51V121L49 120ZM103 122H104V121H103ZM121 122H118L119 125H120ZM139 122H140V123H139ZM151 122H153V124H152ZM161 122H162V123L164 122V125H166V126H163V124H161ZM167 122H168V123H167ZM172 122H173V123H172ZM232 122H233V123H232ZM245 122H246V121H245ZM248 122H249V123H248ZM262 122H263V123H262ZM51 123H53V121H52ZM51 123H50V126H48V127L53 126V124L51 125ZM109 123H108V124H109ZM111 123H110V125H111ZM128 123H129V121H128ZM130 123H131V122H130ZM133 123H132L131 125H133ZM187 123H188V124H187ZM207 123H208V124H207ZM210 123H211V124H210ZM219 123H220V125H219ZM221 123H224V124L226 123V126H225L224 124H221ZM230 123H232L233 126H232V124H231V126L229 127ZM254 123H255V124H254ZM259 123L262 124V125H260ZM36 124H37V123H36ZM46 124L49 125L48 123H46ZM136 124H137V125H136ZM167 124H168L169 126H168ZM170 124L173 126V127H172V130H170V129H171V125H170ZM176 124H174V125L176 126ZM178 124H179V123H178ZM201 124H202V125H201ZM216 124H217V126H216ZM228 124H229V125H228ZM234 124H235V125H234ZM236 124H237V125H236ZM247 124H248V125H247ZM37 125H38V124H37ZM39 125L42 126V124H40V123H39ZM44 125H45V124H44ZM44 125H43V126H44ZM55 125H56V122H55ZM99 125H100V124H99ZM105 125H106V124H104V126H105ZM115 125H118V124H115ZM115 125H114V126H115ZM125 125H127V123H125ZM131 125H130V126H131ZM150 125H152V127H153V128L155 127L156 129L154 128V129H155V130H154V129H152V127L150 128ZM179 125H180V124H179ZM185 125H186V126H185ZM193 125H195L196 127L193 126ZM203 125H204V127H203ZM214 125H215V126H214ZM221 125H223V127H224V126H225V127L222 128ZM227 125H228V126H227ZM244 125H245V126L247 125L246 128H245ZM257 125H259V126H257ZM56 126H57V125H56ZM101 126H103L102 123H101L100 126H98V127L96 126V127L98 128V129H97L98 131H99V129H100ZM112 126H113V125H112ZM127 126H129V125H127ZM130 126H129V127H130ZM177 126H178V125H177ZM184 126H185V127H184ZM192 126H193L194 128H193ZM197 126H199V128H197ZM201 126H202V130H201ZM238 126H240V127H238ZM242 126H243V127H242ZM248 126L250 127V128H249L250 130H247V127H248ZM251 126H252V127H251ZM44 127H47V126H44ZM54 127H55V126H53V128H54ZM60 127H62V126L60 125ZM65 127H66V126H65ZM83 127H84V126H83ZM106 127H107V126H105V128H106ZM108 127H109V125H108ZM108 127H107V130H108V132H110V130H109ZM115 127H116V126H115ZM121 127H122V126H121ZM164 127H165V128H164ZM178 127H179V126H178ZM181 127H182V126H181ZM211 127H212V128H211ZM226 127H227V128H226ZM228 127H229V128L232 127V128L229 130ZM254 127H255V128H254ZM259 127H261V130L259 129ZM51 128H52V127H51ZM56 128H58V131H59V132H57V130H56L55 132H53V134L56 133L55 135H56V138L58 139V136H57V135L60 136V132L63 130V127H62V130L59 128V126H57ZM102 128H103V127H102ZM102 128H101V130H105V129H102ZM124 128H126V127H123L122 129H124ZM143 128H145L146 130L143 129ZM159 128H161V129H159ZM163 128H164V130H163ZM166 128H167L168 130H167ZM173 128H174V129H173ZM179 128H180V127H179ZM188 128H189V129H188ZM196 128L198 129V130H197V133H196V130H195ZM215 128H216V130H215ZM235 128H237L239 134H237V131H235V130H236ZM239 128H240V130H239ZM242 128H243V129H242ZM251 128H252L253 131H251ZM256 128H257V129H256ZM40 129H41V128H40ZM43 129H44V128H43ZM45 129H46V128H45ZM48 129H50V128H48ZM59 129H60V130H59ZM111 129H112V128H111ZM116 129H117V128H115V130H116ZM126 129H127V128H126ZM126 129H125V130H126ZM148 129H149V130L151 129L152 131H151V130L149 131ZM204 129H205V130H204ZM208 129H209V130H208ZM211 129H212V130H211ZM223 129H225V130H223ZM241 129H242V130H241ZM262 129H263V130H262ZM46 130H47V129H46ZM52 130H53V129H52ZM52 130H51V133H52ZM54 130H55V129H54ZM107 130H106V131H107ZM119 130H120V127H118L117 131H119ZM165 130H167V131H165ZM173 130L176 131V132H178V133H175V134L172 133V132H174ZM188 130H189V131H188ZM193 130H195V131H193ZM199 130H200V131H199ZM217 130H218V131H217ZM245 130H246V131H245ZM254 130H255V131H254ZM259 130L261 131V133H262L263 136H261V133H260V134L258 133ZM41 131H42V133H43L45 130H41ZM49 131H50V130H49ZM49 131H48V132H49ZM64 131H65V130H64ZM88 131H89V130H88ZM111 131H112V130H111ZM113 131H114V128H113ZM117 131H114V133L116 132V133H118V134H116V133H115V134L112 133V134H114V135H116V136L120 135L119 132H117ZM139 131H138V132H139ZM155 131H156V132H155ZM163 131H165L166 133L163 132ZM187 131L189 132V138L187 137L188 135H185L186 133L188 134ZM191 131H192V132H191ZM221 131H222V133H221ZM227 131H228V132H227ZM250 131H251V132H254V134H256V135H254V134L251 133ZM256 131H257V132H256ZM62 132H63V131H62ZM128 132H129V131H128ZM154 132H155V134H154ZM159 132H160V133H159ZM180 132H181V131H180ZM185 132H186V133H185ZM190 132H191V133H190ZM208 132H209V133H208ZM213 132H215V133H213ZM217 132H218V133H217ZM219 132L221 133V135H219ZM226 132H227V133H226ZM241 132H242V133H241ZM246 132H249V134L246 133ZM255 132H256V133H255ZM44 133H45V132H44ZM51 133H49V134L46 133V134L50 135ZM63 133H64V132H63ZM63 133H62V134H63ZM84 133H85V132H84ZM99 133L102 134L103 131H101V132H99ZM104 133H105V135H106L107 132H104ZM121 133H122V132H121ZM124 133H125V132H124ZM156 133H157V135H156ZM161 133H162V134L164 133L163 136H162ZM195 133H196L197 135H196ZM200 133H202V134H200ZM205 133H206V135H205ZM212 133H213L215 136H214ZM228 133H229V134H228ZM245 133H246V134H245ZM53 134H51V135H53ZM81 134H83V133L81 132ZM96 134H97V133H96ZM96 134H95V135H96ZM125 134H126V133H125ZM130 134H132V133L130 132V133H129V136H130ZM138 134H139V133H138ZM172 134H173V135H172ZM207 134H208V136H207ZM227 134H228V135H227ZM230 134L232 135L233 138H231V135H230ZM233 134L235 135V137H234ZM236 134H237V135H236ZM252 134H253V135H252ZM257 134H259V135L257 136ZM64 135H65V134H64ZM74 135H76V134H74ZM74 135H73V137H75ZM79 135H80V134H79ZM84 135H85V134H84ZM91 135H92V133H91ZM103 135H104V134H103ZM108 135H109V134H108ZM126 135H127V134H126ZM140 135H141V134H140ZM143 135H142V136H143ZM192 135H193V136H192ZM200 135H201V136H200ZM204 135H205V137H202V136H204ZM229 135H230V136H229ZM239 135H240V136H239ZM44 136H47V135H44ZM65 136H67V135H65ZM77 136H78V135H77ZM77 136H76V137H77ZM87 136H88V135H87ZM106 136H107V135H106ZM121 136H122V135H121ZM131 136H132V135H131ZM138 136H139V135H138ZM148 136H149V135H148ZM209 136H210V137H209ZM211 136H212V137H211ZM225 136H226V137L228 136V137H227L228 139H227ZM50 137H51V136H50ZM70 137H71V136H70ZM79 137H80V136H79ZM79 137H78V139H80ZM89 137H90V136H89ZM123 137H124V136H123ZM134 137H135V136H134ZM153 137H152V138H153ZM158 137H157V138H158ZM161 137H159V139H161V141H163V139H162ZM180 137H181V138H180ZM198 137H199V138H198ZM200 137L202 138V140H201ZM206 137H207V138L209 137V138L207 139ZM213 137H214V138H213ZM219 137H220V138H221V137L223 138V139L221 138L222 141H221V139H219ZM238 137H239V138H238ZM242 137H243V138H242ZM253 137H252V138H253ZM48 138H49V137H48ZM48 138H47L46 140H49ZM53 138H54V139H53ZM56 138H55L54 136L51 137L50 139H52V140H50V142H51V141L54 142V143L56 142V144H57L58 146H57V145L54 146V144H53V147H52L53 149L51 148L50 150H48V153H49V154L51 153V156H52V154H53V155H56V157H57V154H56V153L58 152V147H59L60 149L63 150V149L66 147V146H63V145H66L67 143L64 144V143L61 141V144H59V143H60V142H59L60 139L57 140ZM82 138H83V140L85 139L84 137H82ZM99 138L102 139V138L100 137V134H99ZM99 138H97V143H98V139H99ZM112 138H113V137H112ZM148 138H149V137H148ZM165 138H164V139H165ZM204 138H206L207 140H206V139L204 140ZM230 138H231L232 140L228 141ZM240 138H241V139H240ZM247 138H248L249 143H250L251 145L248 143ZM258 138H261V139H260L261 141H259ZM44 139H45V138H44ZM108 139H109V138H107L106 140H108ZM124 139H125V138H124ZM124 139H123V141H124V143H125V140H124ZM132 139H133V138H132ZM132 139H131V140H132ZM136 139H137V138H136ZM136 139H134V140H136ZM159 139H158V140H159ZM169 139H170V138H169ZM173 139H172V140H173ZM214 139H215L216 143L218 142L217 144H216L215 142L212 141V140H214ZM218 139H219V140H218ZM54 140H57L58 142H57V141H54ZM61 140H62V139H61ZM69 140H70V139H69ZM73 140H74V138H73ZM94 140H95V139H94ZM103 140H104V139H102V141H103ZM131 140H130V141H131ZM134 140L132 141L133 144H135V143H134ZM140 140H141V138L139 139V141H140ZM150 140H151V138H150ZM166 140H165V141H166ZM172 140H171V141H172ZM208 140H211L212 142H210V141H208ZM223 140H224V141H227V142L225 143V142H223ZM244 140H245L247 143H246ZM70 141H71V140H70ZM70 141H69V142H70ZM76 141H77V140H75V143H76ZM80 141H81V140H80ZM88 141H89V140H88ZM95 141H96V140H95ZM99 141H100V140H99ZM108 141H110V140H108ZM120 141H121V140H120ZM123 141H122V142H123ZM139 141L137 140V143H138ZM159 141H160V140H159ZM161 141H160V142L156 141V142H158V144H160ZM165 141H163V142H165ZM171 141H170V142H171ZM186 141H185V142H186ZM205 141H206V142H205ZM82 142H83V141H82ZM91 142L93 143V140H90V141H89V143H91ZM100 142H101V141H100ZM105 142H106V141H105ZM105 142H104V143H105ZM112 142L115 143L116 140H115V142H114V140H113ZM122 142H120L121 145H122ZM126 142H127V140H126ZM144 142H145V141H144ZM144 142H142V143H144ZM146 142H147V140H146ZM151 142H153V141H151ZM154 142H155V141H154ZM163 142H162V143H163ZM168 142H169V141H168ZM173 142H175V141H173ZM202 142H204V143H202ZM220 142H221V143H220ZM72 143H74V142H72ZM86 143H87V142H86ZM101 143H103V142H101ZM106 143H107V142H106ZM106 143H105V147H106ZM108 143L111 144V142H108ZM124 143H123V144H124ZM149 143H150V142H149ZM149 143H148V145H149ZM162 143H161V144H162ZM166 143H167V141H166ZM166 143H165V144H166ZM171 143H172V142H171ZM176 143H177V142H176ZM186 143H187V142H186ZM186 143H185V144H186ZM188 143H189V142H188ZM194 143H195V142H194ZM206 143H207V145H204V144H206ZM210 143H211V145H210ZM219 143H220V145H219ZM76 144H78V143H76ZM81 144H82V143H81ZM117 144H118V142H117ZM130 144H131V143H130ZM130 144H129V145H130ZM140 144H141V143H140ZM151 144H152V143H151ZM158 144L156 143V145H158ZM189 144H191V143H189ZM192 144H193V141H192ZM195 144H196V143H195ZM222 144H224V145H222ZM226 144H227V145H226ZM248 144H249V145H248ZM59 145H61V146H59ZM86 145H87V144H86ZM86 145H85V147H86ZM101 145H103V144H101ZM121 145H119V148H120ZM127 145H128V144H127ZM129 145H128V146H129ZM135 145H136V144H135ZM144 145H147V144H144ZM148 145H147V146H148ZM163 145H164V143H163ZM169 145H171V144H169ZM174 145H175V143H174ZM179 145H180V144H179ZM183 145H184V144H183ZM214 145H216L215 148H214ZM217 145H218V146H217ZM229 145H230V144H229ZM232 145H231V146H232ZM71 146H72V145H71ZM71 146H70V149H71L70 151H71V152L68 151V155H69V152H70V154H72V149H75V148H71ZM87 146H88V145H87ZM90 146H91V144H90ZM97 146H98V145H97ZM114 146H116V143L114 144ZM117 146H118V145H117ZM122 146H123V145H122ZM128 146H126V147L128 148ZM140 146H141V145H140ZM147 146H146V147H147ZM164 146H167V145H164ZM164 146H163V147H164ZM186 146H187V144H186ZM194 146H195V145H194ZM196 146L198 147V145H196ZM219 146H223L224 148H222V149H220V150L218 151V148H217V147H219ZM225 146H226L227 148H226ZM62 147H64V148H62ZM100 147H101V146H99V148H100ZM123 147H124V146H123ZM123 147H122V148H123ZM130 147H132V145H131ZM138 147H139V146H138ZM138 147H137V149H139ZM144 147H145V146H144ZM146 147H145V149H147ZM182 147H183V146H182ZM184 147H185V146H184ZM184 147H183V148L180 147V148H181L180 151H181V150L184 151ZM191 147H192V146H191ZM95 148H96V146H95ZM106 148H107V147H106ZM142 148H143V146H142ZM151 148H152V147H151ZM159 148H160V146H159ZM187 148H188V146H187ZM192 148H193V147H192ZM198 148H199V147H198ZM200 148H202V147H200ZM213 148H214V149H213ZM259 148H260V147H259ZM55 149H57V150H55ZM102 149H104V148L102 147L101 150H102ZM116 149H117V148H116ZM128 149H130V148H128ZM133 149H134V147H133ZM178 149H179V148H178ZM211 149H209V150H211ZM224 149H225V150H224ZM75 150H76V149H75ZM96 150H98V148H97ZM114 150H115V149H114ZM114 150H112V151H114ZM124 150H126V149H124ZM148 150H149V149H148ZM148 150H147V151L145 150L146 153H144V154H147ZM150 150H151V149H150ZM161 150H162V149H161ZM161 150H159V151H161ZM169 150H172V149H169ZM186 150H187V149H186ZM190 150H191V148H190ZM198 150H199V149H198ZM200 150H202V149H200ZM204 150H205V148L202 150V154H203V151H204ZM207 150H208V149H207ZM215 150H216V151H215ZM226 150H227V151H226ZM250 150H251V149H250ZM256 150H251V152H252V151L255 152ZM66 151H67V147H66ZM77 151H79V150H77ZM99 151H100V150H99ZM119 151H120V150H119ZM119 151H118V149H117V152H119ZM127 151H128V150H127ZM131 151H132V150H131ZM137 151H138V150H137ZM137 151H136V152H137ZM140 151L142 152V150H140ZM140 151H139V153H141ZM154 151H155V149H154ZM180 151H179V152H180ZM182 151H181V152H182ZM191 151H193V152H192L193 154H195L194 151L197 152V151L194 150V149L191 150ZM73 152H76V151H73ZM102 152H103V151H102ZM125 152H126V151H125ZM128 152H129V151H128ZM128 152H127V153H128ZM132 152H133V151H132ZM134 152H135V151H134ZM150 152H152V151H150ZM164 152H165V154H166V151H163V153H164ZM167 152H168V151H167ZM174 152H175V151H174ZM181 152H180V153H181ZM184 152L187 153L186 151H184ZM221 152H222V153L225 152V153H223V155H222ZM251 152H250V154H252ZM259 152L257 151V153H259ZM59 153H60V152H59ZM110 153H111V152H109V153H107V154L110 155ZM137 153H138V152H137ZM153 153H155V152H153ZM169 153H170V152H169ZM180 153H178V151H177V154H180ZM190 153H191V152H190ZM190 153H189V154H190ZM234 153H236V150L234 151ZM60 154H62V153H60ZM132 154H133V153H132ZM183 154H184V153H183ZM193 154H192V155H193ZM197 154H198V153H197ZM205 154H206V153H205ZM207 154H209V153H207ZM62 155H63V154H62ZM76 155H77V154H76ZM112 155H113V153H112ZM119 155H120V154H119ZM125 155H126V154H125ZM127 155H128V154H127ZM133 155H135V154H133ZM140 155H141V154H140ZM140 155H139V156H140ZM152 155H153V154H152ZM173 155H174V154H173ZM200 155H201V154H200ZM216 155H217V154H216ZM252 155H253V154H252ZM252 155H251L252 158H254V156L257 158V157L259 156L258 154H255V155H253V156H252ZM113 156H114V155H113ZM115 156H116V155H115ZM121 156L123 157V155H121ZM129 156H130V155H129ZM136 156H138V155H136ZM147 156H148V155H147ZM149 156H150V155H149ZM154 156H155V155H154ZM154 156H153V158H154ZM157 156H158V158H159V155L156 154V157H155L154 159H156ZM163 156H164V154H163ZM170 156H171V154L168 155V157H170ZM207 156H210V158H211V155H207ZM73 157H75V156H74V153H73ZM73 157H72V158H73ZM110 157L113 158L111 155H110ZM134 157H135V156H134ZM142 157H143V160H141V159L139 158V160H141V161H140V164L137 163L138 165H140L139 167L142 168V170H143V169H145L146 167H148L147 164H150V165L152 166L151 168L153 169L154 165H156V164H155L156 162L152 165L151 162L147 163V161H144L145 158H144L143 155H142ZM142 157H141V158H142ZM145 157H146V155H145ZM151 157H152V156H151ZM164 157H166V155H165ZM177 157H181V155H177ZM194 157H195V156L193 155V159H194ZM221 157H220V158H221ZM75 158H76V157H75ZM158 158H157V160H152V163H153V161H157V164H159V163H158V161H159ZM160 158H162V157H160ZM171 158H172V157H171ZM195 158H196V157H195ZM197 158H198V157H197ZM212 158H213V157H212ZM220 158H217V159H220ZM258 158H260V157H258ZM129 159H130V158H129ZM131 159H133V158H131ZM131 159H130V160H131ZM164 159H166V158H164ZM167 159H168V158H167ZM167 159H166V161H167ZM172 159H173V158H172ZM200 159H201V158H200ZM202 159L205 160V158H203V157H202ZM202 159H201V161H202ZM221 159H222V158H221ZM121 160H123V159H121ZM124 160H125V157H124ZM127 160H128V159H127ZM139 160H138V162H139ZM147 160H148V158H147ZM162 160H163V159H162ZM170 160H171V159H170ZM173 160H174V159H173ZM260 160H262V161H260L259 164H261V166H263V167L259 166V167H261V170L258 169V168H257V169L260 170V171H262V170H264V165H262V163H264V156H263L262 158H260ZM71 161H74V160H71ZM111 161L114 163V160L111 159ZM111 161H110V162H111ZM115 161H116V160H115ZM119 161H120V160H119ZM134 161H135V160H134ZM136 161H137V160H136ZM149 161H150V160H149ZM171 161H172V160H171ZM177 161H179V160H177ZM184 161H185V160H184ZM193 161H194V160H193ZM197 161H198V160H197ZM201 161L199 160V162H201ZM206 161H207V160H205V162H206ZM51 162H54V161L51 160ZM75 162H76V161H75ZM122 162L124 163V161H122ZM160 162H161V161H160ZM163 162H164V160H163ZM173 162H174V161H173ZM173 162H170V163H173ZM181 162H182V161H181ZM181 162H180V163H181ZM185 162H186V161H185ZM185 162H184V163H185ZM205 162H204V164H201V163H199V164L202 165V166H206V165L209 164V163H208V164L206 163V165H205ZM146 163H147V164H146ZM161 163H162V162H161ZM170 163H169V164H170ZM184 163H183V164H184ZM214 163H216V160H215ZM219 163H221V164H220V165H221V168H222V166H223V163H225V166H226V162H225V161H223V162H222V161H221V162L218 161V163H217L218 166L215 167V171H216V172H219L218 170L221 169V168H220V169L217 168V167H220ZM71 164H73V162L70 163V165H71ZM133 164H134V163H133ZM135 164H136V163H135ZM164 164H165V163H164ZM164 164H163V165H164ZM183 164H182V165H183ZM187 164H188V162H187ZM187 164H186V166H188V167L185 166V167H186L185 170H184V168H181V169H180V167H179V168H178V169H180L179 171H182V172L184 171V172H190V173H191V169H192V168L190 169V166H191V165L189 164V165H190V166H189V165H187ZM229 164H230V163H229ZM51 165L53 166V164H51ZM160 165H161V164H160ZM163 165H162L161 167H163ZM166 165H167V164H166ZM172 165H173V164H172ZM174 165H176V164H174ZM178 165H179V163H178ZM193 165H196V164H193ZM193 165H192V166H193ZM55 166H56V165H55ZM55 166H53V167H55ZM73 166H74V164H73ZM169 166H171V165H169ZM169 166L167 165L168 168H169ZM180 166H181V165H180ZM210 166H211V164H210ZM214 166H215V165H214ZM214 166H213V167H209L208 169L212 168V169H210V171L213 170V172H215V171H214ZM225 166H224V167H225ZM229 166H231V164H230ZM229 166H226V168L228 167L229 169H225V170H223V168H224V167H223L222 170H223L224 172L227 171V172L229 173V170L232 169V170H231L232 173H231V171H230L229 174H228L227 172H226V173H223V171L220 170L221 174H220V172H219L220 176L217 174L218 177H221V178H222V177L224 176V177H223V180H224L225 178L228 180V178L230 179V177H232V178L234 179V176L232 175V174H233V171H234V173L237 172V170H238V172L241 171V167H240V165L238 166L239 169H236V170H234L235 168H231V167H233V165H232L231 167H229ZM57 167H59V165H58ZM71 167H72V165H71ZM71 167H69V168L72 169ZM149 167H150V166H149ZM173 167H174V166H173ZM173 167H172V168H173ZM175 167H176V166H175ZM182 167H183V166H182ZM193 167H194V166H193ZM199 167H200V166H199ZM206 167H207V166H206ZM155 168H156V167H155ZM157 168H158V167H157ZM170 168H171V167H170ZM170 168H169V171L172 173V171L170 170ZM187 168L190 169V171H188ZM262 168H263V169H262ZM55 169H57V168H55ZM147 169H148V168H147ZM158 169H159V168H158ZM165 169H166V168H165ZM165 169H164V170H165ZM178 169H177V167H176V169H174V172H176V173H175L176 175L179 174ZM186 169H187V170H186ZM196 169H197V168H196ZM208 169H207V170H208ZM88 170H89V168H88ZM93 170H94V169H93ZM93 170L91 169L90 172H91V173H94ZM148 170H150V169H148ZM148 170H147V171H148ZM156 170H157V169H156ZM172 170H173V169H172ZM197 170H198V169H197ZM252 170H255L254 172H256V169H252ZM252 170H251V171H252ZM144 171H145V170H144ZM147 171H146V172H147ZM167 171H168V170H167ZM198 171H199V170H198ZM55 172H56V171H55ZM162 172H164V171L162 170ZM170 172H168L169 175H171ZM201 172H203V171H201ZM201 172H199V173H201ZM206 172H207V171H206ZM238 172H237V173H238ZM257 172H258V171H257ZM57 173H58V172H56V174H57ZM73 173H74V172H73ZM109 173H111V170H110ZM153 173H154V172L152 171V174H153ZM159 173H160V172H159ZM159 173H157V174L159 175ZM190 173H189V174H190ZM207 173H209V171H208ZM207 173H203V176L201 175V176H202V177H200L201 179H198L199 183H200V182H203L204 180H206V178L209 179V178L212 177L211 174L209 175V177H206V176L208 175ZM262 173H263V174H262ZM262 173L260 172V174H259V173L257 174L258 176L256 175L257 177H255L254 180L257 179L258 177H259L260 179L258 178V179L255 180V181L253 180L252 183H253V182H255V183H253V186H251V187L249 188V191H251L253 188H254V189L256 188L257 190L259 189V190H260V193H259V190L257 191V190L255 189V191L252 192V191H253V190H252V191H251L252 193L250 192V194L248 193V192H249V191H248V192H247L248 194H246V196H244V193H245L246 191H245V192H242V191H241L242 189H241L240 191L237 192L238 197H237L236 195H234V196H236V198H238V199H235V200L238 201V202H235L236 204H238L237 206H239L240 203L243 205L244 203H246V201H247V203L244 204L243 207H242V205L240 204V206L237 208L238 212H237V210L235 211V209H234V211L237 212V214L232 213V214H234V216L237 215V216H236L237 219H236V218H235V219L238 220V221L241 220V221H240L241 223H240V222L238 223V221H237V222H236V221H233V222H236L235 224H238V225L235 226V227H236V231H235V233L233 232L234 235H233L231 241L228 240V239L232 236V233H231V235H229L230 237L227 238V239H226V236H225V235H227V234L224 233V234H225V235H224L225 238H223L224 240L226 239V240H228L230 243H232V242H233L232 240H234V243L230 244L231 246L234 245V244H236V245L232 246V249H231V250H232V251H231V252H232V256H233V254H234V256H233L234 259L232 258V256H230L232 259L227 258V261L231 262V263L228 262V264H235V262H237V264H264V187L262 188V186H264V182H263V181H264V178H263V176H264V171H263ZM89 174H90V173H89ZM111 174L113 175V173H111ZM175 174H173V177H172L173 179H175V178H174V175H175ZM180 174L183 175L181 172H180ZM196 174H197V173H196ZM204 174H207V175L205 176ZM224 174H225V175H224ZM241 174H242V172H241ZM241 174H239V175L241 176ZM261 174H262L263 176H262ZM71 175H72V173H71ZM71 175H70V176H71ZM162 175H163V174H162ZM187 175H188V174H187ZM193 175H194V174H193ZM217 175H216V176H217ZM221 175H222V176H221ZM54 176L57 177L58 175H57V176L54 175ZM54 176H53V177H54ZM75 176H76V175H75ZM77 176H78V175H77ZM142 176H143V175H142ZM142 176H141V177H142ZM144 176H145V175H144ZM144 176H143V177H144ZM151 176H152V175H151ZM153 176H154V174H153ZM189 176H190V175H189ZM189 176L187 177V179H189ZM210 176H211V177H210ZM216 176H215V174H214V177H216ZM226 176H229V177L227 178ZM254 176H255V175L252 176L251 173H250V175L247 174V177H249V178H253ZM161 177H162V176H161ZM176 177H177V176H176ZM192 177H193V176H192ZM198 177H199V176H198ZM204 177H205V179H204ZM214 177H213V178H214ZM69 178H70V177H69ZM77 178H78V177H77ZM77 178H76V179H77ZM120 178H121V177H120ZM155 178H156V177H155ZM159 178H160V177H159ZM177 178H178L177 180H180V177H179V176H178ZM190 178H191V177H190ZM194 178H195V177H194ZM239 178H240V177H239ZM76 179H75V180H76ZM121 179H122V178H121ZM125 179H126V178H125ZM138 179H139V178H138ZM144 179H145V178H144ZM148 179H149V178H148ZM156 179H157V178H156ZM169 179H170V177H169ZM181 179H183V178L181 177ZM202 179H203V181H202ZM211 179H212V178H211ZM243 179H244V178H243ZM261 179H263V180H261ZM77 180H78V179H77ZM157 180H158V179H157ZM191 180H192V179H191ZM200 180H201V181H200ZM213 180H214V179H213ZM213 180H212V181H213ZM218 180L220 181V179H218ZM123 181H124V180H123ZM138 181H139V180H138ZM145 181H146V180H145ZM149 181H150V179H149ZM149 181H147V182H149ZM181 181H182V180H181ZM186 181H187V180H186ZM206 181H207V180H206ZM209 181H210V180H209ZM215 181H216V180H215ZM215 181H213L214 184H212V185H215V184H216ZM221 181H222V179H221ZM228 181H231V180H228ZM228 181H227V182H228ZM256 181H257V182H256ZM261 181H262V182H261ZM78 182H79V181H78ZM120 182H121V181H120ZM207 182H208V181H207ZM210 182H211V181H210ZM227 182H226V183H227ZM259 182H261V183H259ZM72 183H73V182H72ZM149 183H150V182H149ZM190 183H191V182H190ZM192 183H193V182H192ZM203 183H206V182H203ZM203 183H202V184H203ZM218 183L220 184L221 182H218ZM74 184H76V183H74ZM195 184H196V183H195ZM207 184H209V183H207ZM207 184H206V185H207ZM210 184H211V183H210ZM221 184H222V183H221ZM256 184H257L259 187L256 186ZM260 184H261V185H260ZM78 185H79V184H78ZM120 185H121V184H120ZM191 185H192V184H191ZM223 185H224V184H223ZM223 185H221V186H223ZM228 185H229V184H228ZM236 185H237V184H236ZM132 186H133V185H132ZM194 186H195V185H194ZM198 186H200V184H198ZM202 186H203V185H202ZM202 186H200V187L203 189V188L205 187V185H204L203 187H202ZM218 186H219V185H218ZM221 186H220V187H221ZM224 186H225V185H224ZM226 186H227V185H226ZM233 186H234V185H233ZM233 186H232V187H233ZM254 186H255V187H254ZM230 187H231V186H230ZM260 187H261V188H260ZM197 188H198V187H197ZM206 188H208V186H207ZM216 188H217V187H216ZM216 188H215V189H216ZM141 189H144V188L141 187L139 190H141ZM179 189H181V187H180ZM198 189H199V188H198ZM210 189H211V188H210ZM223 189H224V188H223ZM230 189H231V188H230ZM149 190H150V189H149ZM192 190H194V189H192ZM199 190H200V189H199ZM218 190H219V189H218ZM236 190H237V189H236ZM238 190H239V189H238ZM142 191H145V189L142 190ZM195 191H196V190H195ZM220 191H221V189L219 190V192H220ZM227 191H228V189H227ZM200 192H201V191H200ZM210 192H211V191H210ZM60 193H61V192H60ZM132 193H133V192H132ZM192 193H193V192H192ZM198 193H199V192H198ZM213 193H214V191H213ZM223 193H225V192H223ZM227 193H228V192H227ZM233 193H234V192H233ZM240 193H241V194H240ZM242 193H243V194H242ZM254 193H255V194H254ZM261 193H262V194H261ZM125 194H126V193H125ZM193 194H194V193H193ZM199 194L202 195V192L199 193ZM216 194H219V193H216ZM216 194H215V195H216ZM253 194H254V196H253ZM257 194H259V195L257 196ZM2 195H3V194H2ZM57 195H58V194H57ZM190 195H191V194H190ZM203 195H204V193H203ZM205 195H206V194H205ZM229 195H230V194H229ZM239 195H240V196L243 195V196L246 197L247 199L245 198L243 201H241V200H242V199H241L242 197L240 198ZM255 195H256V196H255ZM59 196L62 197V195H59ZM133 196H135V195H133ZM181 196H182V195H181ZM188 196H189V195H188ZM191 196H192V195H191ZM206 196H207V195H206ZM210 196H211V195H210ZM212 196H213V195H212ZM212 196H211V197H212ZM220 196H223V194L220 195ZM247 196H248V197H247ZM131 197H132V195H131ZM202 197H203V196H202ZM250 197H252V198H250ZM255 197H258V198H255ZM31 198H32V197H31ZM62 198H63V197H62ZM121 198H123V196H122ZM124 198H125V197H124ZM180 198H181V197H180ZM189 198H190V197H189ZM192 198H193V197H192ZM206 198H207V197H206ZM223 198H226V197H223ZM223 198H222V199H223ZM249 198H250V199H249ZM182 199H183V197H182ZM226 199H227V198H226ZM240 199H241V200H240ZM251 199H252L253 201H251ZM29 200H30V199H29ZM122 200H123V199H122ZM183 200H184V199H183ZM186 200H187V198H186ZM198 200H200V199H198ZM203 200H204V199H203ZM231 200H232V199H231ZM233 200H234V199H233ZM235 200H234V201H235ZM126 201H127V200H126ZM244 201H245V202H244ZM249 201H250V202H249ZM252 202H253V203H252ZM254 202H255L256 204H254ZM258 202H259V204H258ZM217 203H218V202H217ZM249 203H250V204H249ZM125 204H126V203H124V205H125ZM209 204H210V203H209ZM229 204H230V203H229ZM232 204H233V203H232ZM257 204H258V205H257ZM200 205H202L201 202H200ZM219 205H221V204H219ZM233 205H234V204H233ZM233 205H231V206H232L231 208H233ZM245 205L248 206V207H246ZM254 205H255V206H254ZM209 206H211V205H209ZM223 206H224V205H223ZM234 206L236 207V205H234ZM256 206H257V207H256ZM206 207H207V205H206ZM224 207H225V206H224ZM255 207H256V208H255ZM34 208H35V209H34ZM62 208H64V207H62ZM194 208H195V207H194ZM200 208H201V207H200ZM242 208H243V209H242ZM244 208H245V209H244ZM246 208H247V209H246ZM121 209H122V208H121ZM229 209H230V208H229ZM241 209H242V210H241ZM248 209H249V210H248ZM260 209H261L262 214L260 213ZM22 210H23V209H22ZM29 210H31V211H29V213H31V214L34 216V218H36V219L41 218L42 213H41L40 211H38V210L36 209V207H32V208H30ZM195 210H196V208H195ZM197 210H198V209H197ZM205 210H206V209H205ZM25 211H26V210H25ZM27 211H28V210H27ZM190 211H191V210H190ZM206 211H207V210H206ZM222 211H223V210H222ZM226 211H227V210H226ZM230 211H231V210H230ZM232 211H233V210H232ZM234 211H233V212H234ZM241 211H242L243 213H242ZM249 211H250V213H248ZM255 211H256V213H257V212L260 213V215H259L258 213L256 214ZM32 212H33V213H32ZM39 212L41 213V215H40ZM61 212H62V210H61ZM202 212H203V211H202ZM244 212H246V213H248V214H246V213L244 214ZM29 213H28V214H29ZM63 213H64V212H63ZM66 213H67V212H66ZM206 213H207V212H206ZM213 213H214V212H213ZM215 213H216V212H215ZM228 213H229V211H228ZM13 214H14V213H13ZM31 214H29V215H31ZM192 214H193V213H192ZM199 214H200V212H199ZM202 214H203V213H202ZM204 214H205V213H204ZM14 215H15V214H14ZM21 215H22V214H21ZM62 215H63V214H62ZM225 215H227V214H225ZM228 215H229V214H228ZM228 215H227V216H228ZM230 215H231V214H230ZM255 215L258 216V217H256ZM33 216H32V217H33ZM64 216H65V215H64ZM206 216H207V215H206ZM208 216H209V215H208ZM208 216H207V217H208ZM238 216L241 217V218H239ZM0 217H1V216H0ZM22 217H24V216H22ZM190 217H191V215H190ZM190 217H188V219H189ZM197 218H198V217H197ZM228 218L230 219V217H228ZM238 218H239V219H238ZM253 218H254V219H253ZM2 219H3V218H2ZM20 219H21V218H20ZM32 219H33V218H32ZM211 219H212V218H211ZM214 219H215V218H214ZM222 219H223V218H222ZM243 219H244V220H243ZM245 219H246V220H245ZM255 219H256V220H255ZM0 220H1V219H0ZM21 220H23V218H22ZM26 220H28V219H25L24 222H27ZM34 220H35V219H34ZM191 220H192V219H191ZM194 220H196V219H194ZM198 220H199V219H198ZM206 220H207V219H206ZM220 220H221V219H220ZM230 220H231V219H230ZM230 220H229V221H230ZM242 220L245 222L244 224H243V221H242ZM257 220H258V222H257ZM1 221H2V223H1V222H0V223L3 225V224H4V221H3V220H1ZM187 221H188V220H187ZM208 221H209V220H208ZM210 221H211V220H210ZM36 222H37V221H36ZM93 222H94V221H93ZM97 222H99V219H98ZM100 222H101V221H100ZM197 222H198V221H197ZM221 222H222V221H221ZM227 222H228V221H227ZM227 222H226V224H227ZM233 222H232V223H233ZM37 223H38V222H37ZM95 223H96V222H95ZM193 223H194V222H193ZM201 223H202V222H201ZM232 223H231L230 225H232ZM41 224H43V223H41ZM65 224H66V223H65ZM239 224H241L242 226L239 225ZM39 225H40V224H39ZM63 225H64V224H63ZM195 225H196V224H195ZM207 225H208V224H207ZM248 225H249V226H248ZM9 226H10V225H9ZM16 226H17V225H16ZM22 226H23V225H22ZM25 226H26V225H25ZM64 226H65V225H64ZM86 226H87V225H86ZM190 226H191V225H189V227H190ZM193 226H194V225H193ZM199 226H200V225H199ZM221 226H222V225H221ZM226 226H227V225H226ZM238 226L241 227V229H244V230H245V228H247V229L244 231V230H241ZM1 227H2V226H1ZM3 227H4V226H3ZM5 227L7 228L6 225H5ZM26 227H27V226H26ZM95 227H96V224H95V226H94L93 228H95ZM228 227H229V226H227V228H228ZM8 228H9V227H8ZM8 228H7V230H8ZM19 228H20V227H19ZM70 228H71V227H70ZM212 228H213V227H212ZM231 228H232V226H231ZM233 228H234V227H233ZM237 228H238L239 230H238ZM9 229H10V228H9ZM11 229H12V227H11ZM11 229H10V231H11ZM14 229H15V228H14ZM26 229H27V228H26ZM50 229H51V228H50ZM52 229H53V228H52ZM56 229H57V228H55L54 230H56ZM198 229H199V228H198ZM208 229H209V228H208ZM229 229H230V227H229ZM18 230H19V229H18ZM18 230H17V231H18ZM35 230H36V229H35ZM35 230H33V231H35ZM54 230H53V231H54ZM61 230H62V229H61ZM87 230H88V227H87ZM90 230H91V229H90ZM99 230H100V229H99ZM195 230H196V229H195ZM231 230H232V229H231ZM249 230H250V231H249ZM1 231H3V230H1ZM1 231H0V233H1ZM23 231H24V230H23ZM23 231H21V236H22L23 234H26V232L23 233ZM26 231H27V230H26ZM28 231H29V229H28ZM28 231H27V234H28V233L30 234L31 231H29V232H28ZM69 231H70V230H69ZM69 231H68V232H69ZM97 231H98V230H97ZM190 231H192V230L190 229ZM193 231H194V230H193ZM193 231H192V233H193ZM198 231H200V230H198ZM201 231H202V230H201ZM237 231H239L241 235H240L239 232H237ZM88 232H89V230H88ZM99 232H100V231H99ZM219 232H221V231L219 230ZM222 232H223V231H222ZM226 232H228V231H226ZM229 232H231V231H229ZM241 232H242V233H241ZM22 233H23V234H22ZM51 233H52V231H51ZM54 233H55V232H54ZM63 233H64V232H63ZM70 233L73 234L74 232H73V233L70 232ZM93 233H94V231L92 232V234H93ZM246 233H247V234H246ZM3 234H4V231H3ZM5 234H6V232H5ZM5 234H4V235H5ZM10 234H11V232H10ZM12 234L15 236L16 233L14 232V233H12ZM29 234H28V235H29ZM48 234H49V233H48ZM65 234H67V233H65ZM90 234H91V233H90ZM94 234H95V233H94ZM99 234H100V233H99ZM243 234H244L246 237H245ZM16 235H18V234H16ZM28 235H27V236H28ZM31 235H34V233H32ZM95 235H96V234H95ZM238 235H239V236H238ZM6 236H8V235H6ZM18 236H19V235H18ZM23 236H24V235H23ZM29 236H30V235H29ZM37 236H38V235H37ZM66 236H67V235H66ZM72 236H75V235H72ZM87 236H89V235H87ZM92 236H93V235H92ZM0 237H2V236H0ZM9 237H10V236H9ZM15 237H16V236H15ZM24 237H25V236H24ZM48 237H49V236H48ZM68 237H70V236H68ZM90 237H91V236H90ZM196 237H197V236H196ZM198 237H199V236H198ZM222 237H223V236H222ZM242 237H243V238L245 237L246 239H243ZM2 238H5V236L2 237ZM16 238H17V237H16ZM16 238H14V239H16ZM18 238H19V237H18ZM21 238H22V237H21ZM21 238H19L18 240H20ZM27 238H28V237H26V240H27ZM39 238H40V236H39ZM62 238H63V237H62ZM75 238H76V236H75ZM78 238H79V237H78ZM84 238H85V237H84ZM239 238H240V239H239ZM11 239H12V238H11ZM28 239H29V238H28ZM73 239H74V238L72 237V240H73ZM215 239H216V238H215ZM218 239H219V238H218ZM223 239H222V240H223ZM241 239H242V240H241ZM8 240H9V239H8ZM18 240H15V241H18ZM44 240H45V239H44ZM220 240H221V239H220ZM224 240H223V241H224ZM237 240H238V243L240 244L239 246H241V247H239L240 250H238V247H237V246H238V243L236 242ZM239 240H240V241H239ZM243 240L245 241V243L243 242V244H241V243H242L241 241H243ZM1 241L3 242L4 239L1 240ZM5 241H6V239H5ZM21 241H22V240H21ZM24 241H25V240H24ZM30 241H32V239H30ZM39 241H41V240H39ZM73 241H75V239H74ZM87 241H88V240H87ZM228 241H225L226 244H227ZM11 242H12V240H11ZM27 242L29 243V241H27ZM59 242H60V241H59ZM70 242L73 243L72 241H70ZM70 242H68V244H69ZM221 242H222V241H221ZM3 243H4V242H3ZM6 243H8V242H6ZM13 243H15V242H13ZM24 243H25V242H24ZM28 243H26V246L28 245ZM1 244H2V243H1ZM64 244H65V246L67 245V243H64ZM64 244H63V245H64ZM79 244H80V243H79ZM91 244H92V243H91ZM100 244L102 245V243H100ZM100 244H99V245H100ZM223 244H224V243H223ZM223 244H222V245H223ZM58 245H60V244L58 243ZM96 245H97V244H96ZM96 245H95V246H96ZM224 245H225V244H224ZM10 246H11V244H10ZM12 246H14V244H13ZM23 246H24V245H23ZM31 246H32V245H31ZM53 246H54V245H53ZM61 246H62V245H61ZM72 246H73V245H72ZM80 246H81V244H80ZM217 246H219V245H217ZM225 246H226V245H225ZM0 247H1V246H0ZM5 247H7V249H8V248H9V247H8V244H7ZM14 247H15V246H14ZM28 247L30 248V246H28ZM76 247H77V246H76ZM220 247H221V245H220ZM29 248H27V249H29ZM42 248H44V246H42ZM71 248H72V247H71ZM73 248H74V247H73ZM84 248H85V247H84ZM230 248H231V247H230ZM233 248H234V249H233ZM7 249H6V250H7ZM16 249H17V248H16ZM46 249H47V248L45 247V250H46ZM56 249H57V248H56ZM63 249H65V247L63 248V246H62V251H63ZM95 249H96V248H95ZM226 249H227V248H226ZM228 249H229V246H228ZM228 249H227V252H228ZM236 249H237V250H236ZM3 250H4V249H3ZM6 250H5V251H6ZM66 250H68V249L66 248ZM79 250H81V249H79ZM93 250H94V249H93ZM8 251H9V249H8ZM29 251H30V250H29ZM31 251H32V250H31ZM55 251H56V250H55ZM60 251H61V250L59 249V250H57L56 252H60ZM69 251L72 252V253L75 252V250H74V251L69 250ZM77 251H78V250H77ZM94 251H95V250H94ZM26 252H27V251H26ZM39 252H40V250H39ZM43 252H44V251H43ZM53 252H54V249H53ZM227 252H226V253H227ZM229 252H230V251H229ZM231 252H230V253H231ZM3 253H5V256H4V257H6V256H7V255H6V252H3ZM28 253H29V252H28ZM62 253H65V252H62ZM85 253H86V252H85ZM87 253H88V252H87ZM7 254H9V253H7ZM51 254H52V253H51ZM53 254H54V253H53ZM73 254H74V253H73ZM76 254H77V253H76ZM224 254H225V253H224ZM235 254H236V255H235ZM25 255H26V254H25ZM59 255H60V253H59ZM65 255H68V254H65ZM81 255H83V254L81 253ZM225 255H227V254H225ZM229 255H230V254H229ZM1 256H2V255H1ZM15 256H17V254H15ZM15 256H14L13 253H12V254H9V257H8V256H7V257H8L9 259L11 258V260L8 261V260L5 259V262H2V263H4V264H7V263H8V264H12L11 262H14V263L16 264V263L18 262V260H19V262H20V259L17 260V258H19V257H16V258H15ZM32 256H33V255H32ZM34 256H35V255H34ZM34 256H33V257H34ZM40 256H41V254H40ZM40 256H39V259H41ZM51 256H52V255H51ZM53 256H54V255H53ZM53 256H52V257H53ZM60 256H64V255H60ZM69 256H70V255H69ZM72 256H73V255H72ZM90 256H92V255H90ZM102 256H103V255H102ZM237 256H238V257H237ZM37 257H38V254H37ZM37 257H36V258H37ZM56 257H58V256H56ZM103 257H104V256H103ZM228 257H229V256H228ZM13 258H15L16 261H14ZM26 258H27V257H26ZM42 258H43V257H42ZM48 258H49V257H48ZM63 258H65V257H63ZM84 258H85V256H84ZM84 258H83V259H84ZM23 259H24V258H23ZM31 259H32V258H31ZM43 259H44V258H43ZM43 259H41V260L43 261ZM49 259H52V258L50 257ZM49 259H46L47 262H48ZM60 259H61V257H60ZM72 259H73V258H72ZM102 259H104V260H101L100 264H102L103 262H104V264H108L106 258H102ZM107 259H108V258H107ZM217 259H218V258H217ZM236 259H237V260H236ZM0 260H1V259H0ZM12 260H13V261H12ZM35 260H36V259H35ZM37 260H38V258H37ZM53 260H54V259H53ZM53 260H51V261H53ZM68 260H70V259H68ZM73 260H75V259H73ZM77 260H78V259H76V261H77ZM79 260H80V259H79ZM108 260H109V259H108ZM232 260H234V261H232ZM33 261H34V260H33ZM42 261H41V262H42ZM54 261H55V260H54ZM57 261H58V259H57ZM63 261H64V260H62L61 262H63ZM102 261H103V262H102ZM105 261H106V262H105ZM227 261L224 262V263H227ZM45 262H46V261H45ZM47 262H46V264H47ZM66 262H67V261H66ZM71 262H72V261L70 260V263H71ZM98 262H99V261H98ZM233 262H234V263H233ZM0 263H1V262H0ZM14 263H13V264H14ZM37 263L39 264V261H38ZM55 263H56V262H55ZM58 263H59V262H58ZM58 263H56V264H58ZM68 263H69V262H68ZM74 263H75V262H74ZM76 263H77V262H76ZM76 263H75V264H76ZM92 263H93V262H92ZM216 263H217V262H216ZM221 263H222V261H221ZM17 264H18V263H17ZM42 264H43V263H42ZM59 264H60V263H59ZM65 264H66V263H65ZM72 264H73V263H72ZM77 264H78V263H77ZM93 264H94V263H93ZM95 264H96V263H95ZM97 264H98V263H97Z\"/></svg>",
	"mask_w": 264,
	"mask_h": 264
},
{
	"label": "snow or ice",
	"instance_id": "obj_3",
	"mask_svg": "<svg viewBox=\"0 0 264 264\" xmlns=\"http://www.w3.org/2000/svg\"><path fill=\"white\" fill-rule=\"evenodd\" d=\"M64 15L59 9L40 11L33 0H15L0 12V60L25 71L55 70L64 62Z\"/></svg>",
	"mask_w": 264,
	"mask_h": 264
},
{
	"label": "clouds",
	"instance_id": "obj_4",
	"mask_svg": "<svg viewBox=\"0 0 264 264\" xmlns=\"http://www.w3.org/2000/svg\"><path fill=\"white\" fill-rule=\"evenodd\" d=\"M156 103V101H152V104L154 105Z\"/></svg>",
	"mask_w": 264,
	"mask_h": 264
}]
</instances>
